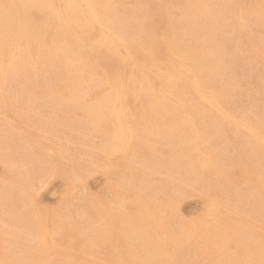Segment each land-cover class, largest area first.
I'll return each instance as SVG.
<instances>
[{
	"label": "rangeland",
	"instance_id": "374dc122",
	"mask_svg": "<svg viewBox=\"0 0 264 264\" xmlns=\"http://www.w3.org/2000/svg\"><path fill=\"white\" fill-rule=\"evenodd\" d=\"M3 1H5L4 3H3ZM0 0V10L1 9H5V8H7V2H6V0ZM13 3H18L19 1H21V3L22 4H24V6H26V7H32L33 8V10H31L30 11V14L31 15H29V17H25L24 15H21V17L20 18H22L21 19V21H19L20 20V18H18V19H15L16 20V22H15V24H14V26H12L11 25V21H9L8 22V19L10 18L7 14H5V13H3L4 12V10H1L0 11V18H1V20L3 21V20H5L6 21V24H5V22H4V24H2V23H0L1 25H5L4 27L6 28H4V29H2L3 30V33L2 34H4V32L5 33H9L10 31L12 32L15 28H18V26H20L21 24H23V22H26L25 20H27V19H25V18H28V20L30 21V19L32 20V18H34V20L33 21H31L30 23L32 24V22H33V25H32V27H31V29L32 30H30L29 29V26H31V24L29 25V24H27L29 21L27 20V22L26 23H24V24H26L28 27H25L24 26V28H23V25H22V27H19V28H21V29H19L18 28V35L19 36H21L20 38L18 37V39H19V43H18V45L16 46V44L17 43H15L17 40V38L15 37V32L13 31L11 34H14L13 36L16 38L15 40H14V37L11 35V34H8L11 38H12V40H8V39H11L10 37L8 38L7 36L8 35H6V34H4V36L3 35H1L0 34V38L2 39V42H0V43H2V47L0 48V50H3V48H4V50L3 51H5V49H6V51L5 52H2V51H0L1 52V54L2 55H4L3 53H5V56H7L6 58H3L2 57V55H0L1 57V59L2 60H0V72L1 73H4V74H1L0 75V79H2L3 78V81H1L0 80V87H2V88H0V92L2 93H0V98L2 97V99L0 100V107H2V109H0V111H1V113H0V121H1V119L3 120V118H4V120L6 121V122H4V120H3V122H0V125L2 124L3 126H2V128H0L1 130H3V131H1L0 130V137H1V135L3 134V136L0 138V141H2V142H0V147H1V150L0 151H2V149L4 148L5 150H7L8 151V149L10 150V148H11V150L10 151H8V152H6L4 149H3V152H0V153H2V157H0L2 160H0V162L1 163H3L4 161H5V159H7V158H10V159H8V160H6L5 162L8 164H6L5 162L3 163V164H5V165H3V164H1L0 163V181L2 182V183H0V240L1 241H3V242H5V243H3V245L5 244L6 246H7V248H5L4 249V246L3 247H1L2 246V242L0 241V257L2 258H0L1 259V261H0V264L3 262L2 260L4 259V261H6V263L7 262H10L9 264H22V262H23V264H27V262L30 264V262L29 261H31V264H35L36 262V264H59L58 263V261L60 262V264H65V263H68V264H101V262H103L102 264H107V263H109V264H121L122 263V261H123V263L122 264H128V263H130V264H139V262H140V264H183V263H187V260L189 261L187 264H189L190 262L192 263V264H259L260 263V260H262L261 262H263L264 260H263V258H264V164L262 165V163L264 162V159H263V155H264V151H262V150H264V148H263V142H264V139H262V137H264L263 135H264V66L262 67V65H264V59H263V57H264V48H259V45H256L257 47H258V49H257V47H256V49L254 48L255 46V44H262L263 46L262 47H264V43H261L262 42V40H263V42H264V33H263V31H264V27H263V25H264V20L262 21L261 19H263L262 18V16L264 17V14H262L261 15V12H262V10H264V0L263 1H258V0H233L234 2H231V0H220L221 1V3H224V4H230V5H227V8L225 9V11L224 12H226V10L227 9H230V8H228V6H230L231 7V9L230 10H227V13H224V16L226 17H228V15H229V18H227L226 17V19L224 18V16H223V14L221 13V17L220 16H218V15H220V12H221V10L223 11V9L222 8H220V6L222 7H224V4H221L220 5V1L219 0H217V2L219 3V5H218V3H217V6H219L218 8H215L216 7V3H215V0H212L213 2H214V5H213V2H211V0H209V2L206 0H197V1H199V4H200V2H205L204 3V6H203V4L200 6V7H198V2H196V0H183V2L181 1V0H172L173 1V3H172V1H169V0H83V2H84V4H83V2L81 1V2H79L78 1V5H79V7L81 8V9H85V11H86V13H87V17H88V21H90V19L92 18L90 15H93L94 17L91 19V22H88L89 23V25L90 24H93L94 26L92 27V25H90V27L88 26V25H86L83 29H82V33H81V35L83 34V31L85 32L84 33V35H83V37H81V42H80V40H79V45H77L78 44V42L77 43H74V42H72V41H70L71 42V44L73 45H71L70 44V42L68 43H66L65 41H67V39H64V37H65V31H64V29L62 30V28H64V21H65V17H66V15H68L69 13H67L66 11H63V9H64V5L62 6V3H64L65 1L64 0H46V1H43V0H39L40 2H38V6H40L39 4H41V2L43 3V4H41V7L39 8V7H37V8H35V7H33L34 6V4L36 5L37 4V1L38 0H32L33 1V3H32V1H27V0H11ZM52 1H55V2H52ZM92 1V2H91ZM100 2V4H99V2ZM105 1V2H104ZM159 1L161 2L160 4H159ZM164 1H166L165 3H167V1H169V4L167 3V5H168V7H167V5H165L164 4ZM180 1H181V4H179L180 3ZM187 1V2H186ZM190 1H193L192 3H194V4H192V6H190L191 4L190 3H188V2H190ZM227 1V2H226ZM256 3V5H255V3ZM257 1V2H256ZM45 2V3H44ZM49 2V3H48ZM50 2H52L51 4H53V7H50ZM59 2V3H58ZM96 2V3H95ZM98 2V3H97ZM104 2V3H103ZM108 3V5L110 6H108L107 8H106V5H107V3ZM157 2V3H156ZM176 2V3H175ZM178 2V3H177ZM206 2H208V3H206ZM226 2V3H225ZM229 2V3H228ZM237 2V3H236ZM254 4H253V3ZM28 3V4H27ZM48 3V5H46ZM59 4V6L58 7H56V5H58ZM86 3H88V4H86ZM101 3H103V5H101ZM105 3H106V5H105ZM114 3V5H112ZM116 3V4H115ZM175 3V5L173 6V4ZM209 3H211L210 4V6L211 5H213L214 7H212L213 9H212V11H211V7L209 6ZM234 3H235V5L237 6V7H239V9H241V6H242V9L243 10H239L235 5H234ZM239 3V4H238ZM242 3V4H241ZM258 3L260 4V5H258ZM262 3V4H261ZM27 4V5H26ZM33 4V5H32ZM50 4V5H49ZM55 4V5H54ZM90 4V5H89ZM129 4V5H128ZM144 6H142V5ZM163 6H162V5ZM171 4V8H170V5ZM182 4H184L183 6H187L188 7V10H186L185 9V7H183L182 6ZM188 4H190V5H188ZM196 4V5H195ZM207 4H208V6H209V10H208V6H207ZM44 5V6H43ZM132 5V6H131ZM136 5H140L139 7H143V8H141V9H138L137 7H136ZM147 5H149L147 8H149V9H151V10H148V12H150V14H148V12H147V14H145V15H147V16H145V17H143L144 16V13L143 12H145L146 13V10H147V8L145 7V6H147ZM157 5H159V7H163V9L162 8H159V7H157ZM194 5H195V7L197 8V9H199V10H196V8H194ZM231 5H233L234 6V8L231 6ZM241 5V6H240ZM249 5V6H248ZM252 5V6H251ZM253 5H255V6H253ZM260 6V7H258V6ZM49 6V7H48ZM52 6V5H51ZM82 6H84V7H82ZM93 7L94 8V10H93V8H91V7ZM112 6H114L113 8H111ZM154 6H156V7H154ZM189 6L190 7H192V9L194 10V12H196V14L198 13L199 14V16H200V13H202L203 12V10L206 12H203V14H201V16L203 15V16H205L204 18L205 19H207L208 21L209 20H214V19H216L215 21H213L215 24H213L212 23V21H210L211 22V24H210V22L208 23V21L207 20H205V19H203V16L202 17H196V16H198V14L197 15H194L195 13L193 12V10L191 9V8H189ZM257 6V7H256ZM262 6H263V9H262ZM3 7V8H2ZM46 7V8H45ZM48 7V8H47ZM56 7V8H55ZM62 7H63V9H62ZM75 7H77V5L75 6ZM86 7V8H85ZM90 7V9H88ZM118 9H122V7L123 8H126L127 10H126V12L128 13H130V15H131V13L132 12H130L129 10H132V11H135L136 10V12H133L132 13V16L130 17L129 16V20H130V18H131V23H132V25L130 26L129 25V23H130V21L128 20V15L129 14H125L122 10H118ZM135 7H136V9H135ZM151 7V8H150ZM167 7V9L165 10V8ZM173 7H175L174 9H173ZM179 7H183L182 8V10L179 8ZM226 7V6H225ZM254 7V8H253ZM255 7H256V9H255ZM12 8H14V7H12ZM45 10H44V9ZM49 8H51L53 11H55L57 8L59 9L60 8V10L59 11H61V15H60V18H58L57 17V20H55V17H52V16H55V15H53L52 14V12L49 14V12L50 11H52L51 9L49 10ZM103 10H102V9ZM115 8H116V10H117V12L119 11V13H117L116 12V10H115ZM132 8H134V9H132ZM153 8V9H152ZM206 10H205V9ZM214 8H215V10H217V9H219L220 11H216V12H219V14L218 13H216L215 11H213L214 10ZM248 8H250V10H248ZM251 8H252V12H250L251 11ZM261 9V12L258 10V9ZM44 10V12H42L43 10ZM55 9V10H54ZM57 9V10H58ZM114 9V10H113ZM146 9V10H145ZM155 9H156V11H155ZM160 9V10H159ZM169 9L171 10V11H169ZM191 9V10H190ZM88 10H91L90 12H92V13H90ZM105 10V11H104ZM110 10V11H109ZM125 10V9H124ZM140 10V11H139ZM141 10H144L143 12H141ZM162 10V11H161ZM174 10V11H173ZM180 10V11H179ZM254 10H257V13L258 12H260V14L258 15V14H256V11H254ZM10 11V10H9ZM35 11V12H34ZM46 11H48V15H49V18H47L48 17V15L47 14H45L44 15V13L46 12ZM106 11H108V12H106ZM111 11H113V12H111ZM158 11V12H157ZM176 11H179V12H176ZM184 11V14H187L186 16L183 14H180V12L182 13ZM187 13H186V12ZM191 11H192V14H191ZM199 11V12H198ZM229 11V12H228ZM233 11V12H232ZM238 11V12H237ZM248 11H249V13H248ZM42 14H41V13ZM104 12V13H103ZM109 12H111L110 14H109ZM114 12H115V15L113 16L112 15V13L114 14ZM121 12V13H120ZM139 12H141V13H139ZM151 12L153 13V14H151ZM155 12V13H154ZM157 12V13H156ZM165 12L167 13V14H165ZM210 12H214V13H216L217 14V16H216V14H214L216 17H213V13H210ZM231 12V13H230ZM239 14H237V13ZM247 12V13H246ZM254 12V13H253ZM8 13H10V12H8ZM12 13V12H11ZM47 13V12H46ZM100 13H102V14H105V16L103 15H101ZM137 13H139L140 15L139 16H141V14L143 13V15H142V17H141V19H145L146 17V21H145V23H144V20H141L140 19V17L139 18H137ZM172 13V14H171ZM179 13V14H178ZM229 13V14H228ZM232 13H234V16L232 15L231 16V14ZM236 13V14H235ZM246 13V14H245ZM253 13V14H252ZM263 13V12H262ZM2 14H4L3 16L5 17V18H3V16H2ZM40 14V15H39ZM95 14V15H94ZM97 14H100L99 15V17L97 16ZM107 14V15H106ZM123 14H125V15H123ZM135 15V17H134V15ZM160 14V15H159ZM162 14V15H161ZM177 14V15H176ZM207 14L209 15V16H212L213 18H209V16H207ZM212 14V15H211ZM243 14H245V15H243ZM250 15V18L249 17H247V19H246V16H248V15ZM253 15V17L254 18H252L251 16ZM254 14H256V16H257V18H256V16H254ZM35 16V17H32V16ZM38 15V16H37ZM43 15L46 17V21H48V20H54L55 22H57L56 24V28L54 27L52 30L51 29H49V31H47L48 30V28L45 26V27H43V32L41 31L40 33L42 34V35H39V36H37V39L38 38H41V39H39V40H37V41H39V42H36V41H30L31 43L29 44V45H31V47L28 45V42L27 41H24L25 39H28L29 37H31L30 35H27V34H29V30H30V33H31V31H33V30H35V28H36V25H37V29L39 28V27H41L40 29H42V25L43 24H46V21H44V22H42V25L40 24V21H37V20H41V21H43V20H45V17L44 18H42L43 17ZM116 15H118V16H116ZM120 15H121V17H120ZM153 16V18H152V16ZM165 15H168V16H165ZM174 16V19L176 20H172L173 19V17H171V16ZM176 15V16H175ZM193 16V17H195V18H198V19H200V21L198 20V19H194L193 17H191V16ZM237 17H236V16ZM42 16V17H41ZM52 18H51V17ZM101 16H102V18H101ZM116 16V17H115ZM158 16V17H157ZM169 16H170V18H172L171 20H172V23L174 24L173 25V27H172V23L170 22L171 20L169 19ZM178 16H181L180 18L182 19V17H183V19L182 20H184V21H181V19L180 18H177ZM187 16H189V20L191 21H189V20H187V18H185V17H187ZM222 16H223V18H222ZM260 16V17H259ZM6 17H8V18H6ZM31 17V18H30ZM41 17V18H40ZM125 17H127V18H125ZM132 17H134L135 18V20L137 19V21L139 22V25L135 22V20L132 18ZM151 17V18H150ZM160 17H161V19H160ZM168 17V18H167ZM193 19V20H197V21H193L191 18ZM206 17H208V18H206ZM238 17H240V19H241V22H243V23H240V19H238ZM245 17V18H244ZM105 18H106V20H105ZM110 18V19H109ZM113 18H115V19H113ZM117 18V19H116ZM168 19V21H167V19ZM185 18V19H184ZM218 18V19H217ZM233 20V22H231L230 20L231 19ZM237 19V21H236V19ZM243 18V19H242ZM255 18L257 19L256 21H258V19L259 20H261L263 23V25L261 24V22H260V25L258 24L259 23V21L258 22H251L250 21V19H254V21H255ZM25 19V20H24ZM94 19H95V21H94ZM99 19V20H98ZM104 19V20H103ZM108 19V20H107ZM120 19H121V21L122 22H119L120 21ZM124 19V20H123ZM152 20V22H151V20ZM179 19V20H178ZM220 19V21H221V23H222V25H223V27L224 28H220L222 25L219 23V20ZM230 19V20H229ZM246 19V20H245ZM10 20V19H9ZM18 20V21H17ZM24 20V21H23ZM36 20V21H35ZM60 20V21H59ZM117 20V21H116ZM125 20H126V22L128 23H126L125 22ZM128 20V21H127ZM186 20V21H185ZM226 20H228V21H226ZM236 22H235V21ZM245 20V21H244ZM99 22V24L100 25H98V22ZM106 21H107V23H106ZM112 21V22H111ZM134 21V22H133ZM164 21H166L165 23H168V24H170V27L171 28H169V25H168V27H167V25H165V23H164ZM173 21H175V22H177L176 24H175V22H173ZM192 24V25H190L189 24V22ZM205 21H207L206 23H205ZM246 21H248V22H250V24H251V28L249 27V25H248V22H246ZM18 22H20L19 24H18ZM37 22H39V24H40V26H38L39 24L37 23ZM114 22V23H113ZM116 22H117V24H116ZM140 22H143V23H140ZM147 22V23H146ZM186 22H187V24H186ZM218 22V23H217ZM225 22V23H224ZM228 22H230L231 24H229ZM7 23L9 24V26L7 25ZM59 23L60 24H62L63 26H61V25H59ZM87 23V24H88ZM194 23H195V25H194ZM35 24V25H34ZM107 24V25H106ZM116 25V26H113V25ZM120 24L122 25V26H120ZM142 24V27L140 26ZM154 24V26H152ZM180 24V25H179ZM225 24H226V27H225ZM235 24H238V25H236L237 26V28L239 27V25H240V27H239V29H241L240 31H242V32H238V31H236V26H235ZM246 24V25H245ZM257 25V27L255 26V25ZM117 25H119V26H117ZM137 26V28H138V26H139V28L137 29L136 28V26ZM146 25V26H145ZM163 25H164V27H163ZM182 25H183V27H182ZM184 25L185 26H187V27H184ZM220 27H219V26ZM233 25H234V29H233ZM260 27H259V26ZM33 26L35 27V28H33ZM99 26V27H98ZM104 27V28H102V27ZM145 26V27H144ZM150 26H152L151 27V29H150ZM166 26V27H165ZM177 26V27H176ZM182 27V29H177L178 27ZM205 26V28H206V26H207V29H209V31L210 32H208V30H206L205 28H202V27H204ZM229 26V27H228ZM241 26H243L242 28H241ZM245 26H248V27H245ZM254 26V27H253ZM58 27H61L60 29L58 28ZM86 27H88V28H86ZM123 27V28H122ZM131 28V29H129V28ZM159 27H162V28H160V30H159ZM176 29H175V28ZM179 27V28H180ZM198 27V28H197ZM199 27L201 28V30L199 29ZM216 27V28H215ZM230 27H232V28H230ZM259 27V28H258ZM263 27V28H262ZM8 28V29H7ZM14 28V29H13ZM22 28L23 29H25V30H22ZM28 30H27V29ZM91 28V29H90ZM113 28V29H112ZM122 28V29H121ZM125 28H126V30L127 31H125ZM144 29V31L142 32V30ZM147 28V33H152L151 35L150 34H148V37L147 36H145V35H147L145 32V29ZM154 28V29H153ZM166 28H168L167 30H166ZM172 28H174V29H172ZM183 28H184V30H183ZM213 28V29H212ZM227 28V29H226ZM228 28H230V29H232V30H230L229 29V31H228ZM246 28H248V31L246 30ZM255 28H256V30H255ZM11 29V30H10ZM37 29H36V31H33L34 33H31V35H32V37H34V36H36V35H38L39 34V32L37 33ZM88 29V30H87ZM94 29V30H93ZM98 31H97V30ZM101 29H103V30H101ZM108 30V32H107V30ZM129 29V30H128ZM169 29H172V30H169ZM197 29L198 30H200V31H202V32H204V30H206V32H208V33H211L212 35H214L213 33H215L216 31L217 32H220L221 33V36H220V33L218 34V35H216L217 33H215V38L217 37V38H219V36H220V39H222V38H224V39H222V40H224L225 42H223L222 40L220 41V42H218L215 38H214V36L212 37V35L211 34H207L206 33V35H204V33H202L201 34V32L199 31V34H197L198 32H196L197 31ZM224 29V30H223ZM225 29H226V31H225ZM239 29H237V30H239ZM251 29V30H250ZM260 29H262V30H260ZM6 30V31H5ZM8 30H10V31H8ZM87 30V31H86ZM90 30H92L93 32H91ZM105 31V33H102L101 31ZM161 30H164V31H162L161 32ZM174 30H175V37L176 38H174V36L172 35V34H174ZM179 30H182V31H179ZM189 30H192V33H194V32H196V33H194V36H195V34H196V36L194 37H192L191 36V31L189 32ZM194 30H196V31H194ZM211 30H213V31H211ZM246 30V31H245ZM253 30H255V31H253ZM259 30V31H258ZM25 33H24V32ZM28 31V32H27ZM47 33H46V32ZM59 31V32H58ZM61 31H62V33H61ZM90 33H92V34H90ZM96 31V34H94V32ZM100 31V32H99ZM127 34V35H129V37L127 36H124L125 35V33ZM133 31V32H132ZM140 33V35H138L139 33ZM150 31V32H149ZM152 31V32H151ZM155 31V32H154ZM157 31H159L160 32V34H158V33H156ZM167 31V33H165ZM171 31H172V34H170L171 33ZM179 31V33H177V32ZM194 31V32H193ZM234 31H235V35L233 34L234 33ZM257 31V36H259L260 35V37L262 38H260V37H258V38H260L259 40L258 39H256L257 37H256V33H251V32H256ZM260 31H262V33L260 32ZM26 32H27V34H26ZM58 34H57V33ZM88 32V33H87ZM113 32L115 33V34H113ZM119 32V33H118ZM130 34H129V33ZM138 33V34H134V33ZM144 33L143 35L146 37V42L145 43H147V44H144L143 45V42H144V37H142L141 35H142V33ZM185 32H188V33H185ZM240 33V36H239V34H236V33ZM248 32H250V34L248 33ZM260 32V33H259ZM1 33V32H0ZM20 33H21V35H20ZM23 33H24V35H23ZM36 33V34H35ZM169 33V34H168ZM258 33H259V35H258ZM25 34L27 35V38L25 37ZM44 34L46 35V36H44ZM48 34V35H47ZM60 34V35H59ZM86 34V35H85ZM87 34H90V38L88 37V39H91V40H89L90 41V43H89V41H88V39H86L85 37H87ZM111 34V35H110ZM120 34V35H119ZM134 34V35H133ZM158 34V35H157ZM183 34H186L185 36L183 35ZM187 34H190L189 35V37H188V35ZM223 34V35H222ZM247 34H249V35H251V34H253V35H251V36H249L248 35V37H247ZM254 34H255V36H254ZM52 35H54V36H52ZM59 35V36H58ZM61 35H64V37L62 36V37H60ZM98 35H100V37H98ZM103 35V37H101ZM113 35L115 36H117V38H116V36L115 37H113ZM123 35V37H121ZM135 35H137L136 37H135ZM156 35V36H155ZM172 35V36H171ZM179 35V36H178ZM198 35V36H197ZM199 35H200V38H198L200 41L202 40V42L200 43V41L198 42L197 41V39L195 40V38H197V37H199ZM208 35V36H207ZM239 36V38H238V36ZM29 36V37H28ZM92 36H94V38L95 39H93V37ZM107 36H109V37H107ZM131 36V37H130ZM141 38H140V37ZM151 36V37H150ZM159 36H161V37H159ZM164 38H163V37ZM166 36V37H165ZM171 36V37H170ZM184 36V37H183ZM188 37V39H187V37ZM201 36L203 37V36H207L206 37V39L203 37L202 39H201ZM209 36H211L210 38V40H212L213 38V40L212 41H214L213 43H212V45H211V41L208 39V37ZM225 36V37H224ZM235 36V37H234ZM241 36H243V39H242V37ZM252 36H253V38H252ZM6 37V39H3V38H5ZM22 37H24V38H22ZM42 37L43 38H45L44 40L42 39ZM52 39H51V38ZM54 37V38H53ZM139 37V38H138ZM154 39H153V38ZM229 37H231L230 39H229ZM22 38V39H21ZM57 38V39H56ZM82 38L84 39V40H82ZM97 38H98V40H97ZM99 38H102V39H100L99 40ZM111 38V39H110ZM142 38H144L143 39V41H142ZM148 38H150V40L148 39ZM152 38V39H151ZM157 38V39H156ZM158 38H160V39H158ZM168 38V39H167ZM180 38H184V40H179L178 41V43H179V45H183V46H178V43H177V40L178 39H180ZM190 38H194V40L193 39H190ZM227 38V39H226ZM237 38L239 39V40H237ZM55 39V40H54ZM60 39V40H59ZM63 39V40H62ZM116 41H114V40ZM125 39V40H124ZM131 39L132 40H136V41H131ZM157 41H156V40ZM167 39V40H166ZM243 40V42H241V40ZM255 39V40H254ZM6 40V41H5ZM51 40V41H50ZM57 40H59V41H57ZM103 40H104V42H103ZM126 40L127 41H130V43H128V42H126ZM138 40V41H137ZM141 40V41H140ZM153 40V41H152ZM176 40V41H175ZM188 40V41H187ZM206 40H208V43H206L207 41ZM227 40V41H226ZM1 41V40H0ZM11 41H13L14 42V44H13V42L11 43ZM52 41H53V43H52ZM55 41H56V43H55ZM84 41H86V43L88 42V44H87V46H89V48L87 47V46H85L86 45V43H82V42H84ZM101 41V42H100ZM107 41V42H106ZM151 41V42H150ZM155 41V42H154ZM181 41V42H180ZM187 41V42H186ZM191 41V42H190ZM194 41V42H193ZM209 41H210V43H209ZM231 41H234V42H231ZM236 41V42H235ZM238 41H240V45L239 46H241V47H239L237 44H239V42ZM245 41V42H244ZM251 41H255V43H251ZM256 41H261V42H256ZM6 42H8V43H6ZM26 42H27V44H26ZM44 42V43H43ZM46 42V43H45ZM48 42V43H47ZM103 42V43H102ZM106 42V43H105ZM120 42H124L125 43V46H126V48L124 47V43H120ZM136 42H138L137 44H139V45H137V44H135ZM140 42V43H139ZM160 42V43H159ZM173 44H172V43ZM182 42H184L183 44H182ZM215 42H216V44H215ZM218 42V43H217ZM222 42V44H220ZM248 42H250L251 44H253V46L250 44V43H248ZM9 43H11V44H9ZM39 43V44H38ZM41 43L43 44V45H41ZM58 43V44H57ZM61 43V44H60ZM81 43V44H80ZM108 43V44H107ZM111 43H113L112 45H109V44H111ZM119 43V44H118ZM153 43V44H152ZM154 43H156V44H154ZM176 43V44H175ZM198 43V44H197ZM233 43H235V44H233ZM242 43H244V45L242 44ZM246 43V44H245ZM6 44V45H5ZM27 45V50H26V45ZM48 44V46L50 45V46H52V44H53V47L51 48L50 46V48H48L46 45ZM65 44H66V46H65ZM82 44H83V46H82ZM90 44V45H89ZM93 44V45H92ZM116 44H117V46H116ZM121 44H122V46H121ZM130 44V45H129ZM135 46H134V45ZM142 44V45H141ZM149 44V45H148ZM150 44H152L153 46H151ZM188 44H190V45H188ZM194 44L196 45L197 44V47L196 46H194ZM202 44V45H201ZM207 44V45H206ZM218 44H220V45H218ZM252 46V48H251V46ZM1 45V44H0ZM8 45V46H7ZM13 45V46H12ZM15 45V46H14ZM34 45H35V48H34ZM37 45V46H36ZM41 45V46H40ZM55 45V46H54ZM58 45V46H57ZM92 45V46H91ZM106 45L108 46H110V48L112 47V48H115V50H113V52H112V48H111V50L109 49V47H106ZM119 45L121 46V48L123 47V49H121L120 47H119ZM132 45V46H131ZM139 46V47H137V46ZM140 45L142 46V47H140ZM172 46L173 47V45H174V47L173 48H175V51H174V49L173 48H171L170 49V46ZM176 45V46H175ZM188 45V46H187ZM204 46V47H201L200 49H199V46ZM206 45V46H205ZM209 45V46H208ZM228 45V46H227ZM232 45H234L236 48H233V46ZM4 46V47H3ZM10 46V47H9ZM44 46H46L45 47V49H44ZM77 46V47H76ZM82 46V47H81ZM85 46V47H84ZM93 46H95V48H93ZM146 46V47H145ZM168 46V47H167ZM188 47V48H192V49H188V48H186V47ZM191 46V47H190ZM213 46V47H212ZM217 46V47H216ZM227 46V47H226ZM231 46V47H230ZM238 46V47H237ZM246 46V47H245ZM247 46H249V47H247ZM261 46V45H260ZM17 47H19L20 48V51H21V48H23L22 50H23V53H20V51L19 50H17V49H19V48H17ZM29 47V48H28ZM42 49H41V48ZM57 47H58V49H57ZM62 49H61V48ZM64 47V48H63ZM70 47V48H69ZM82 49H80V48ZM85 49H84V48ZM87 47V48H86ZM129 47V48H128ZM131 47H132V49L134 48V49H136V50H134L135 51V53H134V51H132L131 50ZM137 47V48H136ZM154 48V50H151L150 51V49H152V48ZM177 47H178V49H177ZM183 47V48H182ZM195 47V51L196 52H198L199 50H202V52L200 51V53L198 52V53H196L195 51H193L194 48ZM225 47L226 48H228V49H230V50H228V49H225ZM243 47V48H242ZM9 48V49H8ZM12 48H14V49H12ZM16 48V49H15ZM33 48V49H32ZM66 48V49H65ZM73 48V49H72ZM75 48V49H74ZM102 48V49H101ZM116 48H117V50H116ZM138 48L139 49H141V50H143L144 48V50H143V52L141 51V50H138ZM149 48V49H148ZM182 50H180V49ZM214 48V49H213ZM216 48H218L217 49V51L218 52H220V53H218L217 54V51L215 50ZM220 48H222V49H220ZM240 48H242V49H240ZM37 49H39V50H37ZM41 49V50H40ZM46 51H44V50ZM49 49V50H48ZM52 49V50H51ZM84 49V50H83ZM93 49H94V52L95 53H98V51L100 50V52H103V53H100L99 52V54H97V56H99L100 54H102V55H100L98 58L100 59H102V60H98L97 62H96V60L98 59V58H96V56H94V52H93ZM99 49V50H98ZM160 49V50H159ZM166 49H167V51H166ZM185 49H186V51H187V54H185ZM203 49H205V50H203ZM212 49H213V51L214 52H216V53H214L213 51H212ZM247 51V53L245 52H242V51ZM254 49V50H253ZM25 50V51H24ZM30 50V51H29ZM32 50V51H31ZM56 50V51H55ZM61 51V52H59V51ZM62 50L65 52H62ZM67 50V51H66ZM85 50L87 51V52H85ZM91 50H92V52H93V55L91 56ZM105 50H107L108 52H105ZM120 50V51H119ZM124 50H128L129 51V53H128V51H124ZM131 50V51H130ZM149 50V51H148ZM169 50H171V51H169ZM179 50V51H178ZM184 50V51H183ZM190 50H191V52H190ZM210 50V51H209ZM220 50V51H219ZM225 50H226V52H225ZM240 50V51H239ZM259 50V51H258ZM30 52V54L32 55H35V56H33L32 55V57H31V55L29 54V52ZM40 51V52H39ZM44 53H43V52ZM52 51V52H51ZM69 51V52H68ZM71 51V52H70ZM81 51H84V53L87 55H89V56H82V55H85L83 52L81 53ZM111 53H113V54H116V53H120V54H116V55H112V54H110V52ZM116 51V52H115ZM118 51V52H117ZM136 51L139 53V55L141 56L142 55V57L144 56V57H146V58H140L139 57V55H138V57H137V54L138 53H136ZM145 51V52H144ZM153 51V52H152ZM172 51H174V52H172ZM206 51H208V53L206 52ZM221 51H222V54H221ZM227 51H229V52H227ZM251 51V52H250ZM253 51V52H252ZM258 51V52H257ZM6 52L8 53V55L6 54ZM22 52V51H21ZM33 52H35V54L33 53ZM42 53V54H39V53ZM50 52H51V54H50ZM57 54H56V53ZM58 52H59V54H58ZM74 52V53H73ZM90 54H89V53ZM125 53L126 55H127V53H128V57H126V55L124 56V54L123 53ZM131 52H133V54L131 53ZM141 52L143 53V54H141ZM149 52H150V54H149ZM173 54H172V53ZM182 52H184V53H182ZM193 52H195L196 53V55H194V56H192L191 54H193ZM204 52V53H203ZM225 52V53H224ZM26 53V54H25ZM46 53H47V55L49 54L50 56L52 55V57H48L47 55H46ZM54 53V54H53ZM67 53H69V54H67ZM104 53H109L108 55L112 58V59H109V56L108 55H106V57H105V55H104ZM122 53V54H121ZM146 55H145V54ZM166 53H167V55H166ZM178 53V55H175V54H177ZM181 53V55H179ZM194 53V54H195ZM208 54V55H206V54ZM212 53V55L214 54V56H209L210 54ZM230 53V54H229ZM232 53V54H231ZM241 53V54H240ZM244 53V54H243ZM263 54V56H262V54ZM11 54V55H10ZM38 54V55H37ZM62 54H63V56L65 57V58H63V56H62ZM71 54H72V56H71ZM74 54V55H73ZM82 54V55H81ZM136 54V55H135ZM149 54V55H148ZM185 54V55H184ZM190 54V55H189ZM200 54H203V56H202V59H200V56H199V58L198 59H196L195 57L196 56H198V55ZM215 54H217V56H215ZM247 54V55H246ZM14 55H17L16 57L14 56ZM26 55V56H25ZM41 55H42V57H43V59L42 58H40L41 57ZM43 55H46L47 57H45V56H43ZM57 55H58V57H57ZM70 55V56H69ZM96 55V54H95ZM104 55V56H103ZM121 55V56H120ZM122 55H123V58H122ZM136 57H135V56ZM148 55V56H147ZM150 55H152V56H155V58H153V57H149ZM176 57H175V56ZM184 55V57L185 56H187L186 57V59L184 58V57H181V60L179 59L180 58V56H183ZM225 56V55H229V57L231 56V55H233V56H231L230 58L229 57H227L226 58V56L225 57H221V56ZM243 56V57H240V56ZM260 55V56H259ZM8 56H9V58H8ZM12 56V57H11ZM28 56V57H27ZM39 56V57H38ZM54 56V57H53ZM62 57L63 59H61L60 57ZM103 56V57H102ZM115 56H120V57H118V59H117V57H115ZM192 56V57H191ZM219 56L221 57V58H219ZM11 57V58H10ZM16 59H15V58ZM20 57V58H19ZM30 57V58H29ZM61 59V61L59 60V62H58V60L56 59ZM83 57V59H81ZM107 59V61H104L105 60V58ZM114 57H115V59H114ZM167 57V58H166ZM190 57V58H189ZM214 57H215V59L216 60H218V61H216L215 60V63H217L218 62V66L214 63H208V61L210 62V60H209V58H211V61L212 62H214L213 60H214ZM218 57V58H217ZM233 57V58H232ZM237 57V58H236ZM248 57V58H247ZM261 58V59H257V58ZM13 58V59H12ZM19 58V59H18ZM26 58V59H25ZM28 58V59H27ZM32 58H34L33 60H32ZM36 58V59H35ZM41 59L42 61H37L38 59ZM48 60H47V59ZM56 59V63H55V59ZM67 58V59H66ZM75 58V59H74ZM84 58H85V60H84ZM88 58L90 59V60H93V61H89L88 60ZM120 58V59H119ZM149 58H150V60H149ZM195 60H194V59ZM208 58V59H207ZM228 58H229V60H231V62H233L232 64H230L229 65V63H231L229 60H228ZM235 58V59H234ZM255 58V59H254ZM4 59H5V62L7 61V64L6 63H1V62H4ZM9 61H8V60ZM12 59V60H11ZM18 59V60H17ZM47 60V62H45L44 63V60ZM52 59V60H51ZM145 59H146V62H145ZM156 59V60H155ZM157 59H159V60H157ZM161 59V60H160ZM163 59H165V60H163ZM190 59V60H189ZM205 59H207V60H205ZM213 59V60H212ZM222 59H223V61H222ZM225 59V60H224ZM227 59V60H226ZM233 59H234V61H233ZM249 59H253V61L252 60H249ZM22 60V61H21ZM30 60V61H29ZM63 60H65V62H64V64H63ZM85 62H90V64L89 63H87V65H86V63H84L83 64V62L84 61ZM110 60V61H109ZM117 60H123L124 62H125V64H124V66H122L123 67V69H121L122 67H121V65L124 63L123 61H120V63H122L121 65H120V63L119 62H117ZM136 61L137 60V63L136 62H134V61ZM155 60V61H154ZM186 60V61H185ZM187 60H189L188 62L189 63H191L190 65H189V63H183V62H187ZM200 60H203V61H205L206 63H205V65L207 66V64H209L210 66H209V68H211V66H212V69H215L216 67H218V68H220V71H218L219 69L217 68V69H215V71L213 72V70H211V69H208L205 65H203L204 64V62L202 61L201 63H199L200 64V66H203V67H200L199 66V64H198V66H197V63H196V65L195 64H193V62L195 63V62H199ZM238 60H240V61H238ZM256 60V61H255ZM260 61V62H258V61ZM12 61V62H11ZM17 61L19 62V64L17 63ZM77 61V62H76ZM83 61V62H82ZM114 61H115V63H114ZM127 61H129V62H127ZM156 61H158V62H156ZM168 61V62H167ZM172 61H173V63L174 64H172ZM176 61H178V62H176ZM180 61L182 62V63H180ZM219 61H221V65L219 64ZM224 61H228V62H226V63H224ZM255 61V62H254ZM11 62V63H10ZM23 62L25 63L24 65H23ZM30 62V63H29ZM31 62L32 63H34V62H36V63H34V64H32L31 65ZM40 64H39V63ZM68 62V63H67ZM97 64H96V63ZM104 62V64L106 63L108 66H104L102 63ZM112 62V63H111ZM132 62H134V63H132ZM140 62H141V64H140ZM150 62H151V64H150ZM156 62V63H155ZM234 62H235V64H234ZM241 62L243 63V64H241ZM244 62H246V63H244ZM257 62V63H256ZM15 63V64H14ZM37 63H38V65H37ZM126 63H128V68L126 67ZM178 63V64H177ZM239 63V64H238ZM1 64H2V66L3 67H1ZM7 66H6V65ZM12 66H11V65ZM26 64H27V66H29V65H31L32 67L31 68H29L28 69V67L26 66ZM42 64V65H41ZM43 64H45V65H43ZM49 64V65H48ZM58 64V65H57ZM65 65V67L63 66V65ZM76 64V65H75ZM93 64V65H92ZM95 64V65H94ZM102 64V65H101ZM112 64H114V65H112ZM129 64H131L130 66H133L132 68H130L129 67ZM149 64L151 65L150 67H149ZM170 64V65H169ZM176 65V66H172V65ZM183 64V66H181ZM212 64V65H211ZM228 64V66H230L232 69H234L235 70V72L234 71H231V73L229 72L230 70H232V69H230V67L228 68V66H226V67H224L225 65H227ZM237 64V65H236ZM9 65V66H8ZM13 65H14V67H13ZM40 65V66H39ZM51 65V66H50ZM80 65V66H79ZM82 65H84V66H82ZM91 67H89V66ZM99 66V67H97V66ZM101 65V66H100ZM141 65V66H140ZM155 65V66H154ZM165 65V66H164ZM180 65V66H179ZM184 65L186 66V67H184ZM192 65V67H190ZM214 65H216L215 66V68L213 67ZM219 65H220V67H219ZM222 65H224L223 67H222ZM235 65V66H234ZM248 65V66H247ZM4 66H6L5 67V69L6 68H8L9 67V69H11L12 68V70H13V72H11L10 73V71L9 70H3L4 69ZM19 66H21V69L20 68H16V67H19ZM25 66L27 67L26 69H25ZM35 66V67H34ZM48 67V68H45V67ZM49 66L50 67H53V68H49ZM58 66V67H57ZM69 66V67H68ZM88 67V71H86L85 69H87V67ZM114 66V67H113ZM135 66V67H134ZM136 66H137V68H136ZM145 66V67H144ZM168 66V67H167ZM233 66H234V68H233ZM242 66V67H241ZM60 67V68H59ZM68 67V68H67ZM84 67V68H83ZM95 67V68H94ZM102 67H103V70H101L102 69ZM104 67H105V69H109L108 71L107 70H105L104 69ZM119 67V68H118ZM177 67V68H176ZM185 68V70H184V68ZM189 67V68H188ZM196 67H199L201 70L203 69H205L204 71L202 70H200L199 68H196ZM205 67V68H204ZM2 68V69H1ZM32 68H33V70H36V71H33L32 70ZM38 70H37V69ZM41 68H45L44 70L46 71V74H48L47 72H49V74L46 76V74H45V72H44V70L43 69H41ZM54 68H59V69H61V68H64V69H66L65 71H64V69H61V70H59V69H54ZM80 68H82V69H80ZM117 68V69H116ZM129 68L131 69V70H129ZM140 68V69H139ZM160 68V69H159ZM176 70H175V69ZM180 68H181V70H180ZM194 68H196V70H197V72H196V70L194 69ZM224 68V69H223ZM227 68V69H226ZM244 68H245V73H242L241 72V69H243L244 70ZM71 69V70H70ZM76 69V71H74ZM80 69V70H79ZM90 69H96L97 71V73L96 72H94L93 73V71L94 70H90ZM111 69V70H110ZM148 69V70H147ZM169 69V70H168ZM173 69V70H172ZM195 71H194V70ZM228 69H230L229 71H228ZM240 69V70H239ZM250 69V70H249ZM2 70H3V72H2ZM11 70V71H12ZM21 70H23L25 73H28V72H30L31 73V71L30 70H32L33 71V73H32V75L30 76L29 75V73L26 75L23 71H21ZM43 72V74H42V72ZM54 70V71H53ZM77 70H78V72H77ZM85 70V71H84ZM120 70V71H119ZM134 71V73H133V71ZM151 72H150V71ZM156 70V71H155ZM189 70V71H188ZM208 70V71H207ZM238 70V71H237ZM249 70V71H248ZM16 71H18V72H16ZM40 72V75H39V73L38 72ZM62 73H61V72ZM69 71H70V73L73 71L74 73H73V77H71L72 76V74H70L69 73ZM82 71V72H81ZM100 71H101V73H100ZM111 71V72H110ZM115 71V72H114ZM121 71L123 72V73H121ZM129 71H131L132 73H130ZM165 71V72H164ZM172 73H171V72ZM175 71V72H174ZM180 71V72H179ZM182 71V72H181ZM188 71V72H187ZM217 71V72H216ZM222 71H225V72H223V74L225 75L226 74V71L228 72L227 73V75L228 74H230V76L228 77L227 75H225V77L222 75V74H216V73H221ZM6 72H8V73H6ZM15 72V73H14ZM36 72V73H35ZM57 74H56V73ZM59 72V73H58ZM67 72H68V74H67ZM77 72V73H76ZM88 72H90V73H88ZM113 72V73H112ZM127 72L128 73H130L129 75L127 74ZM176 72H179V74H177ZM185 74H184V73ZM194 72V73H193ZM196 72V73H195ZM198 72H201L202 74H204V75H201L200 76V74L201 73H198ZM203 72H205V73H203ZM210 72H213V74H215L214 76L216 77H214L213 75H212V77L214 78H212L211 77V74H210ZM233 72H234V74H233ZM240 72V73H239ZM18 74V76L17 75H15V77H13L14 76V74ZM20 73H24L23 75H24V77H23V75L21 76V75H19ZM52 74V76H51V74ZM65 73V74H64ZM80 73H81V75H80ZM83 73V74H82ZM87 73V74H86ZM104 73V74H103ZM108 75H107V74ZM110 73V74H109ZM120 74V75H118V74ZM125 73V74H124ZM137 73V74H136ZM176 73V75L177 76H175V75H173V74H175ZM181 73H183L184 75H185V77H184V75L182 74L181 75ZM194 75H193V74ZM198 73V74H197ZM209 75H208V74ZM248 73V74H247ZM10 74V75H9ZM11 74H12V76H11ZM34 74V75H33ZM42 74V75H41ZM56 75L57 76V78H55V77H53V75ZM67 74V76H68V78H67V76H65ZM101 74H102V77H101ZM113 74V75H112ZM117 74V75H116ZM126 77V74L128 75V77L127 78H125L123 75ZM133 74L135 75V76H133ZM141 74V75H140ZM149 74V75H148ZM168 74V75H167ZM205 74L207 75V76H205ZM235 74L236 75H238V76H236L235 77V81H234V79H233V77L235 76ZM239 74H241V75H239ZM6 75V76H5ZM7 75H9V78H11L10 80H8L7 79ZM43 75H45V77L43 76ZM62 75L65 77V80H61V81H59V79H64V77H62ZM87 75V76H86ZM93 75H95L96 77H94ZM110 75H112V76H110ZM116 75V77H114ZM137 75V76H136ZM195 77H193V76ZM199 77H197V76ZM220 78L221 76H223L222 78H217V76ZM28 77V79H30V77L32 78V76H34V78H32V79H30V80H34L33 82L32 81H27V77ZM37 76L39 77V78H37ZM40 76H42V77H40ZM61 76V77H60ZM81 76H84L83 78H81ZM91 76V77H90ZM98 76H99V78H98ZM108 76H110V77H112L111 78V80H110V77H108ZM118 76H119V78H118ZM122 76V77H121ZM132 77V79H135V80H132L131 79V77ZM160 78H159V77ZM164 76H166V77H164ZM170 76V77H169ZM179 76V77H178ZM6 77V78H5ZM71 77V78H70ZM80 77V79H82L81 81H79V84L78 83H76V84H74V83H72V81L71 80H73V82L75 81V82H77L78 81V78ZM86 77H88V78H86ZM106 77V79H104ZM134 77V78H133ZM139 77V78H138ZM157 77V78H156ZM168 77H169V79H168ZM174 77V78H173ZM182 79H181V78ZM192 79H190V78ZM193 77V78H192ZM201 77V78H200ZM205 77L207 78V79H209L210 81H206L205 80ZM213 79V81L214 80H216L217 81V79H219V80H221L220 82V84H217L219 81H217V82H211V78ZM240 79H239V78ZM13 78H14V80L16 81V83L14 84V82L15 81H13ZM20 78V79H19ZM25 78V79H24ZM35 78H36V80H35ZM42 78H44V80L42 79ZM47 78H49L50 80H47ZM53 78H55V79H53ZM59 78V79H58ZM87 79V81H86V79ZM98 79V80H100L99 82L100 83H102V84H104V82H105V84L102 86V84H101V86L103 87H101L100 86V84H99V82H98V80H96V79ZM103 78V79H102ZM122 78H123V80H122ZM130 78V79H129ZM146 78V79H145ZM155 78V79H154ZM164 78H166L165 80H162V79ZM226 78H229V80L231 79L232 81H230V83H229V80L228 79H226ZM43 80V82H42V80ZM58 79V80H57ZM74 79H76V80H74ZM79 79V80H80ZM119 81H118V80ZM138 79H139V81H138ZM141 79V80H140ZM152 79V80H151ZM176 79V80H175ZM180 79H181V82L184 80V82H182V84L183 83H185V82H188L189 80V82L188 83H190V86H189V84L188 83H186L185 85H186V87H185V85H181V84H179V83H181L180 82ZM193 79H194V82H192L193 81ZM202 79V80H201ZM205 80V82H207V84H211V85H207V84H203V83H205V82H202V81H204ZM223 79L225 80V81H227V82H225V81H223ZM237 79V80H236ZM6 80H7V82H6ZM24 80V81H23ZM40 80V82L38 83L37 81H39ZM55 80V81H54ZM67 80V81H66ZM88 80H90V81H92V80H96L95 82L94 81H92L93 82V84L90 82V81H88ZM111 81V83L109 82V81ZM115 80H117V81H115ZM121 80H122V82L124 83V84H121ZM187 80V81H186ZM197 80L199 81V83L197 82ZM9 81H11V83H12V81H13V83L11 84V83H8ZM28 83H27V82ZM63 81H66V82H63ZM70 81V82H69ZM104 81V82H103ZM115 81V82H114ZM127 81H129V83H127ZM137 81V82H136ZM151 81V82H150ZM161 81H164L163 83H164V85H163V83L161 82ZM178 82V83H176V82ZM202 83H201V82ZM223 81V82H222ZM238 81V82H237ZM3 82V83H2ZM25 82H26V86H25ZM29 82H32V83H29ZM58 82V83H57ZM82 82V84H80ZM86 82V83H85ZM107 82V83H106ZM111 84V85H113V86H111L109 83ZM126 82V83H125ZM133 82H135L136 83V85H135V83H133ZM172 82V83H171ZM195 82H197V83H195ZM234 82V83H236V84H232V83ZM5 83L8 85H6L7 86V88H6V86H5ZM37 85H36V84ZM43 83V84H42ZM57 83V84H56ZM85 83V84H84ZM91 84V86H90V84ZM116 83V84H115ZM119 83H120V85H119ZM165 83H168V84H165ZM169 83H171V85L169 84ZM193 83H195L194 85H193ZM203 84V85H205L207 88H210V89H207L205 86H203V85H201V84ZM227 85H226V84ZM230 85H229V84ZM10 84L11 85H15V87L14 86H10ZM17 84V85H16ZM21 84L23 85L24 84V86H21ZM28 84H30V85H28ZM31 84H35L33 87L31 86ZM39 84H40V86L41 87H44V86H46L45 87V89L44 88H40V86H39ZM71 84H73V85H75V86H73V85H71ZM134 84V85H133ZM158 84V85H157ZM192 84V85H191ZM197 84V85H196ZM213 84V85H212ZM215 84H217V85H221V87H219V86H215ZM3 85V86H2ZM55 85H56V88H55ZM66 85V87H64V86ZM76 85H82L81 87H78V86H76ZM96 85V86H95ZM127 85V86H126ZM128 85H130V87L128 86ZM150 85V86H149ZM162 85H163V87H162ZM179 85H180V87H182V86H184V87H182V88H180L179 87ZM201 85V87L203 88H200V87H198V86H200ZM224 85H225V87L226 86H228L227 87V89L224 87ZM18 86V87H17ZM19 86H21V87H19ZM30 86V87H29ZM36 86H37V88H36ZM54 86V87H53ZM70 86H72V88L70 87ZM97 86H99V87H97ZM110 86V87H109ZM114 86H115V88H114ZM122 86H124V87H122ZM134 86H136L135 88H134ZM144 86H145V88H144ZM170 86V87H169ZM174 86L176 87V89L174 88ZM187 86H189L188 88H187ZM196 86L197 87V89H196V91H195V88L194 87ZM214 87V89H213V87ZM222 86L224 87V88H222ZM232 86H233V88H232ZM4 87V88H3ZM12 87H14V88H12ZM26 87V88H25ZM30 88V90L28 89L27 90V88ZM68 87H70L71 88V91H72V89H74V88H76L75 90H73L72 91V93H70V88L68 89ZM74 87V88H73ZM87 89H86V88ZM107 87H109L108 89H107ZM125 87H129V88H133L132 89V91H131V89H129V88H125ZM149 87V88H148ZM168 87H169V89H168ZM217 87V88H216ZM21 88V89H20ZM25 88V89H24ZM49 88V89H48ZM54 88L56 89V90H54ZM60 89V88H62V90H58V89ZM78 88V89H77ZM80 88V89H79ZM84 88V89H83ZM95 88L97 89V90H95ZM101 88V89H100ZM112 88V89H111ZM114 88V89H113ZM123 88L125 89V90H123ZM161 88H163L162 90L164 91H162L161 92ZM166 88V89H165ZM171 88V89H170ZM183 88H184V90H183ZM215 88H216V90H215ZM14 89V90H13ZM19 90V91H21L20 93H19V91H16V90ZM32 89V90H31ZM42 89V90H41ZM44 89V90H43ZM116 89H118V91L117 92H120V94H118L119 96H120V99H119V96L117 95V92H116ZM119 89H120V91H119ZM128 89L130 90V92H133V96H132V94L128 91ZM136 90V92H135V90ZM140 89H142V90H140ZM144 89H146V90H144ZM155 89V90H154ZM207 89V90H206ZM218 89H220V90H218ZM222 89V90H221ZM224 89H226V91H227V93H224L223 91H224ZM237 89H240L239 90V92H237L238 90ZM12 90V91H11ZM23 90H26V91H24L23 92ZM34 90V91H33ZM46 90V92H47V90H49V92H47V96H43L45 93H43L42 94V92H44ZM78 90V91H77ZM95 90V93L93 94V91ZM98 90H99V92H98ZM104 90V91H103ZM109 90V91H108ZM115 90V91H114ZM121 90H123V91H121ZM149 90V91H148ZM160 90V92H157V91H159ZM169 90H170V92L171 93H169ZM172 90V91H171ZM176 92H178V91H180L181 93H183V95L181 96V93L180 92H178V97H179V95H180V99L179 98H177V92L176 93H174V91ZM182 90V91H181ZM188 90H190V91H188ZM192 90H194V91H192ZM197 90H204V91H207V92H202L201 91V95L199 94V92H197ZM211 90H213V92H211ZM216 92H215V91ZM233 90V91H232ZM236 90V91H235ZM27 91H31V92H27ZM33 91V92H32ZM39 91V93H36V92H38ZM54 91V92H53ZM55 91H56V93H55ZM59 91H61V92H58ZM67 91H69V92H67ZM77 93H76V92ZM84 91L86 92V93H84ZM91 91V92H90ZM101 91V92H100ZM128 93H130V94H128ZM141 91H143V95L148 99L150 96H151V94H153L152 95V99H151V97H150V99L149 100H147V99H145V97L143 96V97H139V96H141L142 95V92L140 93ZM148 93H147V92ZM184 91V92H183ZM185 91H186V93H185ZM192 91V92H191ZM219 91V92H218ZM229 91H231V95L232 96H235V97H232L229 93ZM14 92V93H13ZM18 92V93H17ZM23 92V93H22ZM27 93L26 95H23L24 93ZM74 92V93H73ZM78 92H79V94H78ZM80 92H81V94H80ZM89 92V93H88ZM134 92H135V94H134ZM149 92H151V93H149ZM166 92V93H165ZM188 92H190L191 93V95H190V93H188ZM218 92V93H217ZM235 92H237L236 94H234ZM6 94V95H3V94ZM10 93L11 94H13V95H15V96H13V95H10ZM22 93V94H21ZM32 94V96L31 95H29V94ZM52 93H54L55 95H57V97L53 94V95H51ZM68 93H70L69 95H68V97H67V94ZM83 93V94H82ZM98 93V94H97ZM106 93V94H105ZM108 93V94H107ZM113 93V94H112ZM136 93H138V94H136ZM140 93V94H139ZM157 93V94H156ZM159 93H161V94H159ZM169 95H168V94ZM172 93H174L176 96H174V94H172ZM203 93V94H202ZM204 93H208V94H205L204 95ZM210 93V94H209ZM211 93H213L214 95L217 93L218 95H226L227 94V97L228 96H230V97H226V96H223L225 99H223V101H222V96H216V98L214 97V95H211ZM219 93H221V94H219ZM222 93H224V94H222ZM242 95H241V94ZM7 94H9L8 96H7ZM16 94H17V96H16ZM23 95L25 98L23 99V96H21V95ZM35 94V95H34ZM39 94H40V96H39ZM59 94V95H58ZM64 94V95H63ZM73 95V96H71V98H69L70 97V95ZM76 94H78V95H76ZM88 94H90V96H92V97H89V95ZM100 94H101V96H100ZM116 94V95H115ZM124 94V95H123ZM126 94V95H125ZM128 94V95H127ZM146 94V95H145ZM164 94L167 96V98H164V97H166V96H164ZM37 95V96H36ZM46 95V94H45ZM51 95V96H50ZM61 95H62V97H61ZM66 95V96H65ZM85 95V96H84ZM88 95V96H87ZM94 95H96L97 96V98H95V96ZM99 95V96H98ZM109 95H112V96H109ZM138 96L137 98L135 97V96ZM148 95H150L149 97H147ZM158 95V96H157ZM160 95V96H159ZM197 95V96H196ZM198 95H200L201 97H203V98H201L200 96H198ZM203 95V96H202ZM10 96V99L8 98ZM21 96V97H20ZM31 96V97H30ZM61 98H60V97ZM78 96H79V98H80V100H86L85 102L84 101H81L80 102V100L78 101ZM83 96V97H82ZM105 96H107V97H105ZM114 96H116L115 98H114V102H113V100H112V98L114 97ZM124 96H125V98L127 99V101H129L128 102V104L126 103L127 101H126V99L124 98ZM128 96V97H127ZM205 96H207V97H205ZM211 97V98H214V100L213 99H209L208 97ZM239 97V99H238V97ZM240 96H241V98H240ZM6 97H7V99H6ZM54 97H56V98H54ZM65 97V98H64ZM68 99H67V98ZM74 97V98H73ZM89 97V98H88ZM105 97V98H104ZM111 97V98H110ZM132 97V98H131ZM133 97H135L137 100H139V101H136L135 100V98H133ZM154 97H156V100H155V98ZM160 99H159V98ZM162 97V98H161ZM169 97H171L170 99H169ZM198 97L201 99V101L198 99ZM205 97V98H204ZM217 97H218V99H217ZM254 98V100H253V98ZM19 98H21V99H19ZM33 98V99H32ZM77 98V100H75ZM83 98V99H82ZM92 98V99H91ZM99 98V99H98ZM124 98V99H123ZM143 98V99H142ZM179 99V100H176V99ZM220 98V99H219ZM245 98H247V99H245ZM248 98H250V99H252V100H250V99H248ZM14 99V100H13ZM19 99V100H18ZM22 99H23V102H22V104H21V101H22ZM33 100V101H36V104H37V106L39 107V108H41L42 110H38L39 108L35 105V102H31L30 104H29V102L30 101H28V102H25L24 103V101H27V100ZM36 99V100H35ZM40 99L42 100V102H40L41 104H39L38 102L40 101ZM48 99H50V100H48ZM55 99V100H54ZM63 99V100H62ZM68 101H70L71 102V105H70V102L68 101H66V100ZM95 99H96V102H95ZM111 99V100H110ZM121 99H123L122 101H121ZM135 100V102H134V100ZM144 99L145 100H147V101H144ZM157 99H159V100H157ZM169 99V100H168ZM174 99V100H173ZM185 100V102H183V100ZM202 99H203V102H202ZM227 99H229V100H227ZM233 101H235V102H232V100ZM236 99V100H235ZM245 99V103H244V100ZM10 100H12V101H14V102H16V103H14L13 102V104H15L14 106H13V104L11 103L12 101H10ZM16 100V101H15ZM39 100V101H38ZM44 100V101H43ZM46 100V101H45ZM59 100V101H58ZM72 100H74V101H72ZM102 100H105V102L104 101H102ZM107 100V101H106ZM123 103V105H122V103L120 102V101ZM131 100H132V102H131ZM151 100H154V102L156 101H158L156 104L154 103V102H152V106L150 105L149 106V104L148 103H151ZM161 100H163V101H161ZM165 100H167L166 102H165ZM171 100V101H170ZM176 100V101H175ZM205 100H206V102H205ZM211 100H213V101H211ZM215 100H219L218 102L217 101H215ZM247 100V101H246ZM4 101V102H3ZM8 101H9V103L10 104H12V106L11 105H9V103H8ZM17 101H18V103H20L21 105H19L18 103H17ZM20 101V102H19ZM57 101V102H56ZM88 101V102H87ZM101 101L103 102L102 104H101ZM123 101H125V102H123ZM142 101V102H141ZM143 101H144V103H143ZM150 101V102H149ZM169 101V102H168ZM186 101H188L187 103L188 104H186ZM209 101H211V102H209ZM215 101V102H214ZM224 101H226L227 103H228V101L230 102L228 105H226L225 103H222V102H224ZM240 101V102H239ZM251 101V102H250ZM5 103V104H3V103ZM45 102H46V105H47V107H46V105L44 106V104H45ZM62 103V104H59V103ZM63 102H65L64 104H63ZM67 102V103H66ZM77 102V103H76ZM90 102V103H89ZM94 104H92V103ZM108 102H110V104H112V105H110ZM113 102V103H112ZM119 102V103H118ZM148 102V103H147ZM174 102V103H173ZM179 104H178V103ZM181 102H183V103H181ZM195 102V103H194ZM217 102V103H216ZM219 102H220V104H219ZM244 103V105H242L243 103ZM1 103H2V105H1ZM42 103H43V108H42ZM69 103V104H68ZM76 103V104H75ZM79 103H81V106L79 107ZM84 103H86V104H84ZM97 103H98V105H99V107L97 106ZM104 103H107V105L106 104H104ZM116 103V104H115ZM175 104V105H177V106H173L172 104ZM232 103H236L235 105L234 104H232ZM241 103V104H240ZM18 104V105H17ZM28 104V105H27ZM32 104H34L32 107H31V105ZM69 106H67V105ZM79 104V105H78ZM89 104V105H88ZM106 106V107H109V105H110V111L111 112H108V109L104 106V105ZM118 104V105H117ZM124 104H125V106H126V108L124 107ZM139 104V105H138ZM145 104H146V106H145ZM165 104H166V106H165ZM169 104H171V105H169ZM218 104V105H217ZM224 104V105H223ZM8 105V106H7ZM23 105H25L24 107H23ZM41 107H40V106ZM49 105V106H48ZM52 105H56L55 107L54 106H52ZM61 105H64V106H61ZM78 105V106H77ZM82 105L83 106H85V107H87V108H89V109H85L84 107H82ZM117 106V108L115 107V106ZM120 105V106H119ZM137 105L140 107L139 109H140V114H139V112H138V108H137ZM143 107V109H145V112H146V110L148 109V112L149 111H151V110H153V108H154V111H151V113L150 114H152V115H150V119H149V113H145L144 112V110L141 108V106ZM144 105V106H143ZM148 105V106H147ZM156 107H155V106ZM168 105V106H167ZM188 105H190V106H188ZM199 105V106H198ZM210 105H212V107L210 106ZM224 106L223 108H222V106ZM231 105V106H230ZM235 107H234V106ZM3 106L5 107V108H3ZM11 108H10V107ZM16 106H21V109L23 110L24 109V111H22V110H20V108H18V107H16ZM53 108H52V107ZM58 106V108H56ZM60 106V107H59ZM72 106H75V107H72ZM131 106V107H130ZM161 106H163V107H161ZM164 106L166 107V108H164ZM169 106H171V108L169 107ZM183 108V107H185V108H181V107ZM189 108V110H190V112H192L191 114L193 115V116H191L189 113L190 112H186L185 111V109H187V107ZM195 106H197L196 108H193V107H195ZM204 106H206V110L204 109H202V107H204ZM226 106L228 107L227 109L228 110H226V109H224V108H226ZM236 106H237V110H236ZM243 108H242V107ZM12 107H15L14 109L16 110H14L13 109V112H12ZM45 107V108H44ZM50 107V108H49ZM64 107V108H63ZM65 107H67L69 110H66L67 108H65ZM79 107V108H78ZM111 107H115V109H112ZM118 107H120V108H118ZM135 109H134V108ZM148 107V108H147ZM150 107V108H149ZM152 107V108H151ZM174 109H173V108ZM190 107L191 108H193V109H190ZM214 107V108H213ZM230 107H231V109H230ZM10 108V110H11V112L13 113H11L10 112V110H8ZM26 108V109H25ZM34 108V109H33ZM59 108H61V110H63V111H60V109ZM75 108H76V110H75ZM81 108V109H80ZM101 108V109H100ZM127 108H128V110H129V112L128 113H126L127 111ZM160 108H162L164 111H163V113L165 114H163L162 113V110H160L159 111V109ZM168 108V109H167ZM176 108H177V111H176V114L174 113L175 111L174 110H176ZM179 108V109H178ZM202 110H201V109ZM208 108H209V110H208ZM216 108L218 109V111L216 110ZM233 108H234V110H235V112L233 111ZM239 108L241 109V110H239ZM33 109V110H32ZM73 111V110H75V111H71V110ZM77 109H79V110H77ZM84 109V110H83ZM98 109H100V110H98ZM103 109H106L105 111L103 110ZM119 109L121 110L122 109V113H121V111H119ZM125 111H124V110ZM151 109V110H150ZM158 109V110H157ZM201 110V112L200 111H197V110ZM211 109V110H210ZM220 109V110H219ZM222 109H223V111H222ZM3 110V111H2ZM4 110H6V112L4 111ZM27 110H31V111H29V114L26 116L27 117V119H31V121L30 122H27L28 120H26L25 118H24V115L26 114V112L28 113V111ZM34 110H36V113H35V111ZM53 110V111H52ZM66 110V111H65ZM83 112H85V113H83ZM102 110V111H101ZM130 110H132V112L130 111ZM143 111V113H142V111ZM157 110V111H156ZM167 112H166V111ZM172 110V111H171ZM197 111V113H195V111ZM243 110V111H242ZM18 111V112H17ZM22 113H25L24 115H23V117H21L22 115H21V112ZM41 111V112H40ZM48 111H52L51 113L50 112H48ZM86 111H88L89 112V116H88V114L86 113ZM97 111V112H96ZM101 111V112H100ZM119 111V112H118ZM135 111V112H134ZM187 111H188V109H187ZM193 111H194V113L195 114H197L196 116H194V114H193ZM203 111V112H202ZM204 111H205V114H207V116H205V114H204ZM206 111H209V113L211 114V119L209 118L208 119V117H210L209 116V113H206ZM213 111V112H212ZM3 112V113H2ZM4 112H5V114H4ZM31 112V113H30ZM41 113L43 116H39V115H41V114H38V113ZM54 112H55V114H56V116L54 115ZM62 112V113H61ZM104 112H108L106 115H105V113ZM113 112H115L116 114H114ZM118 112V113H117ZM134 112V113H133ZM156 112H158V114L156 113ZM159 112L162 114H159ZM169 112V113H168ZM173 112V113H172ZM178 112V113H177ZM212 112V113H211ZM220 112V113H219ZM221 112L223 113V115H226L225 113H227V115L228 116H223L222 114H221ZM229 112H230V114H229ZM17 113H18V115H17ZM44 113V114H43ZM77 115H75V114ZM91 113H93L94 115H95V117H96V120H97V122H100L101 120V122L97 125V122L95 121V118H94V115L92 114L91 115ZM125 113V114H124ZM133 113V114H132ZM155 113V114H154ZM171 113V114H170ZM184 113H186L185 115H184ZM189 114V116H188V114ZM202 113V114H201ZM215 113V114H214ZM217 113V114H216ZM3 114H4V116H3ZM32 116H31V115ZM37 114V115H36ZM47 114V115H46ZM51 116H50V115ZM79 114H81L83 117H85L86 116V118H82V116L80 117L79 116ZM85 116H84V115ZM98 114V115H97ZM109 114H110V116H109ZM113 114V115H112ZM120 114V115H119ZM122 114V115H121ZM127 114H131L130 116L133 118L132 120H134V122L132 123L131 121L132 120H128V116L129 115H127ZM144 114H145V116H144ZM156 114L158 115V118H157V116H156ZM168 114V115H167ZM172 114H173V117H175V115H179V116H182L183 118H181L180 117V119H178V117L176 116L175 118L177 119V120H175V118H174V120L172 119L173 117H171V119H168V116L170 117V116H172ZM181 114H183V115H181ZM199 114H201V117L199 116V118H198V115ZM221 114V115H220ZM239 114L241 115L240 116V118H238V116H239ZM9 116L8 118H7V116ZM11 115V116H10ZM16 115L19 117V118H17L16 117ZM21 115V116H20ZM36 117H35V116ZM74 117H73V116ZM104 115V116H103ZM116 115L117 116H119V117H116ZM125 115V116H124ZM139 115H143L142 117H143V119H145V120H143L142 119V117L141 116H139ZM187 115V116H186ZM204 115V116H203ZM31 117V118H29V117ZM33 116H34V118L35 119H33ZM47 116V117H46ZM48 116H50V118L48 117ZM53 116H54V118H53ZM66 116H68L67 117V119H65V117ZM93 117V119H91L92 117ZM99 116H101V119H100V117ZM103 116V117H102ZM112 116V117H111ZM120 116H121V118H120ZM134 116V117H133ZM159 116H160V118L162 117V120L159 118ZM164 116H165V118H164ZM187 117V120H184L186 117ZM218 117V119H217V117ZM221 116V117H220ZM229 116H231V117H229ZM253 116V117H252ZM10 117H11V119L13 120V121H11L10 120ZM52 117V118H51ZM71 117H73V118H71ZM92 120V122H91V120L89 119V118ZM104 117H106V118H104ZM109 117H111V119L109 118ZM114 117V118H113ZM117 119H119L118 121H116L115 119L116 118ZM139 117H140V119H139ZM148 117V118H147ZM152 117H153V119L154 118H156V119H159L160 120V124H161V126H160V124H156V122L158 123V121L159 120H153L152 119ZM225 119H224V118ZM227 117H229V118H227ZM252 117V118H251ZM7 118V119H6ZM22 120H21V119ZM37 118V119H36ZM38 118H41V120L39 119L38 120ZM43 118V119H42ZM49 118V119H48ZM73 119V120H71V119ZM75 118H77V119H75ZM79 118V119H78ZM88 118V119H87ZM99 118V119H98ZM126 120V122H125V120ZM138 118V119H137ZM192 118H196V119H199L200 121H195L194 119H193V121L195 122V125L193 124L194 122L192 121ZM202 118V119H201ZM205 118V119H204ZM209 120H207V119ZM213 118H215L216 120H213ZM219 118H220V120H225V121H220L219 120ZM23 119H25V120H23ZM57 121H56V120ZM107 119H109V120H107ZM131 119V118H130ZM150 120L149 122H148V120ZM152 119V120H151ZM164 119V120H163ZM166 119H168V120H166ZM192 121V123H190V120ZM227 119V120H226ZM234 119H236L238 122H239V124L240 123H242V124H246L245 126L244 125H242L241 124V132L237 129L239 126V124H238V122L236 123V120H234ZM7 120H9L10 121V125H8V123H7ZM33 120H35V126H36V128L38 127V129H36L35 127H33ZM69 120L71 121V122H69ZM82 120H84V123H86L87 124V126L90 128V130H89V128L84 124H82ZM88 120V121H87ZM112 120H113V123H112ZM122 120H123V122H122ZM137 120V121H136ZM138 120H141V121H138ZM168 121L167 123H166V121ZM170 120V121H169ZM173 120V121H172ZM189 120V121H188ZM202 120H204V121H202ZM206 120V121H205ZM217 120H219V121H217ZM231 120H233V121H235V126H231V125H233L234 123H232V121L230 122ZM256 120V121H255ZM60 121V125H59V122ZM78 121V122H77ZM87 121V122H86ZM111 121V122H110ZM127 121H129V123L127 122ZM145 121V122H144ZM161 121H164L165 122V125H164V122L163 123H161ZM172 121V122H171ZM178 121V122H177ZM181 121V123H179ZM212 121V122H211ZM213 121H215V122H213ZM249 121H251V122H249ZM259 121V122H258ZM13 122V123H12ZM15 122V123H14ZM24 122H27V124L26 123H24ZM61 122H65V124L64 123H61ZM72 122H73V125H72ZM75 122H77V123H75ZM102 122H106V123H102ZM122 122V123H121ZM139 122V123H138ZM147 122V123H146ZM150 122H152V124L150 123ZM183 122H185V126H184V124H183ZM186 122H187V125H186ZM197 122H199V126H200V128H199V126L196 124ZM204 123L205 124V126L206 127H204V126H202L201 127V125H203V124H201L200 125V123ZM211 122V124L213 123L216 127H214V125L213 126H211V124H208V123H210ZM218 122V123H217ZM224 122H226V123H224ZM252 122H253V124H252ZM38 123V124H37ZM56 123H57V126H56ZM70 124L71 123V126L70 125H67V124ZM78 123H81V124H79L80 125V127H79V125H78ZM102 123V124H101ZM108 123V124H107ZM112 123V124H111ZM121 123V124H120ZM134 125L135 123H136V128H137V130H136V128L132 125V124ZM144 123V124H143ZM169 123H171V124H169ZM176 123V124H175ZM177 123H179L178 125H177ZM208 125H207V124ZM217 125H219V126H217ZM220 123H221V125H220ZM225 125H224V124ZM229 123H231L230 124V126L228 125ZM15 126V128H14V130H13V125ZM17 124L19 125V128L20 129H17L18 128V126H17ZM29 124H31V125H29ZM37 124V125H36ZM44 124V125H43ZM55 124V125H54ZM62 124H64V125H62ZM74 124H75V126H74ZM91 124V125H90ZM111 124V125H110ZM120 124V125H119ZM124 126H123V125ZM127 124V125H126ZM129 124H131V125H129ZM139 124V125H138ZM151 124V125H150ZM156 124V125H155ZM162 124H163V126H162ZM172 124H174L176 127V129H181V131L180 130H176V129H174V125H172ZM226 124H227V126H226ZM236 124H238L237 125V127H236ZM250 124H252V127H250L251 125ZM254 124L256 125V126H254ZM22 125V126H21ZM28 125V126H27ZM42 125V126H41ZM83 125V127L86 129V130H84V128H81V126ZM93 125V126H92ZM99 125H100V127H99ZM106 125V126H105ZM125 125H126V127H128L127 128V130L126 131H122V130H124V127H125ZM144 125H146V126H144ZM152 125H155L156 127H154L153 128V126ZM182 125V126H181ZM191 125V126H190ZM193 125V126H192ZM210 125V126H209ZM248 125H249V127L250 128H244V127H248ZM7 126V127H6ZM10 126H12V129H10L11 127ZM41 126V128L43 129H39V127ZM56 126V127H55ZM61 126V127H60ZM63 126V127H62ZM67 127V128H65V127ZM72 126H74L75 127V129H73L72 128ZM95 126V127H94ZM104 126V127H103ZM113 126V127H112ZM115 126V127H114ZM116 126H118V128H119V131L116 129L117 127ZM158 126H160V128L158 127ZM167 126V128H163V127H166ZM168 126H169V128H168ZM180 126V127H179ZM186 126L188 127V129L186 128ZM198 127V128H196V127ZM220 126H222V129L223 130H221V131H218L219 130V128H221ZM6 127V128H5ZM10 127V128H9ZM22 127V128H21ZM30 127V128H29ZM44 127V128H43ZM47 127V128H46ZM60 127V128H59ZM68 127L70 128V129H68ZM99 127V128H98ZM103 127V128H102ZM105 127H107V128H105ZM135 129H134V128ZM142 127V128H141ZM150 127V128H149ZM192 127V128H191ZM203 127L206 129L204 132H203ZM207 127L208 128H210V130H211V132H210V130L209 129H207ZM211 127H214V130H213V128H211ZM219 127V128H218ZM228 127V128H227ZM231 127V128H230ZM256 127V128H255ZM4 128V129H3ZM8 128V129H7ZM26 128V129H25ZM33 128H35V130L33 129ZM58 128H59V131H58ZM72 128V129H71ZM81 128V129H80ZM91 128H96V129H94V131L92 132V129ZM101 128V130H100V132L101 131H103L104 132V134L106 135V136H104V135H102L103 134V132H99V129ZM112 128H115V130L113 129V132H115V133H113V132H111L112 131ZM151 128H152V130H151ZM166 129V132H165V130L164 131H162V130H160V129ZM175 130H173V129ZM216 128V129H215ZM230 128V129H229ZM233 128H235L236 129V131H237V133H236V131L233 129ZM244 128V129H243ZM258 128V130H260V131H258V130H256ZM10 129V130H9ZM15 129H17L16 131H15ZM25 129V130H24ZM53 129H54V131H53ZM64 129H66L67 131H65ZM84 130V131H81V130ZM98 129V130H97ZM107 129H109V131L107 130ZM141 129H143V130H141ZM144 129H146V130H144ZM154 129H156V130H154ZM157 129H158V131H157ZM186 129H187V131H186ZM227 131H229L228 133L226 132V130ZM229 129V130H228ZM242 129H243V131H242ZM247 129H249L248 131L250 132L251 131V129H252V131L251 132H253V130L255 129V131L256 132H259L260 133V135H261V137H259V138H257L258 136H257V134H259V133H256L255 131H254V133H249L248 134V131H247ZM10 131V133H9V131ZM20 130H21V132H20ZM27 130V132H24V131H26ZM33 130V131H32ZM45 130V131H44ZM47 130V131H46ZM56 130H57V132L59 133H57L56 132ZM61 130V131H60ZM70 130V131H69ZM72 130H73V132H72ZM76 130V132H74ZM96 130V131H95ZM130 130L132 131V133L134 134V137H135V139L134 140H136V138L138 139V137H139V139H140V141H139V139H138V143H136L137 142V140L136 141H133V135H132V133H130ZM136 130V132H134ZM148 130V131H147ZM155 132H154V131ZM159 130H160V132H159ZM169 130H171L170 132H168ZM183 130H185L184 132H183ZM214 132H213V131ZM262 130V131H261ZM8 133H6V132ZM13 131V132H12ZM29 131V132H28ZM43 131L45 132V133H43ZM62 131H65L64 132V134H63V132ZM69 131V132H68ZM92 133H91V132ZM139 131V132H138ZM142 131V132H141ZM191 131V132H190ZM202 131V132H201ZM207 131V132H206ZM230 131H232V132H230ZM18 132H20V133H18ZM52 132H54V133H52ZM71 132V133H70ZM79 132V133H78ZM82 132V133H81ZM84 132V133H83ZM94 132H95V134H94ZM107 132H110V134L113 136L112 138H113V140H112V142H111V144H113V146L110 144V138H111V135L108 133V135L106 134ZM119 132V133H118ZM129 132V133H128ZM143 132H145V133H143ZM146 132H147V134H146ZM162 132H164V133H166L165 135H163L164 133H162ZM176 132V133H175ZM186 132V133H185ZM189 133V135L188 136H186L188 133ZM242 134L241 136H243V137H241L239 134L240 133ZM243 132V133H242ZM244 132H246V133H244ZM14 133V134H13ZM16 133V134H15ZM18 133V134H17ZM25 133V134H24ZM29 133V134H28ZM34 133H36L37 134V136H38V138H37V136H36V134H34ZM56 133V136L54 135ZM61 133V134H60ZM67 133H69V134H67ZM72 133H74V134H72ZM86 133H87V137H86ZM100 135H99V134ZM113 133V134H112ZM121 133V135H119ZM154 133H156V134H154ZM159 133V134H158ZM168 133V134H167ZM172 133H173V135H172ZM186 135H185V134ZM190 133H194V134H192V135H194V137H193V141L195 140H197V142H192V143H194L193 145V147L195 148V150L193 149V147H192V143L190 142V140L192 141V136L190 135ZM199 135H197V134ZM203 133V134H202ZM206 133H208V135L206 134ZM211 133H214V134H212L211 135ZM223 134L224 133V137H226L225 139L223 138V135L222 136H220V135H218V134ZM227 133V134H226ZM7 134V135H6ZM9 134H10V136H9ZM20 134H22V135H20ZM30 135V136H28V135ZM33 134L36 136H34L33 137ZM39 134H41L40 136H39ZM45 134V135H44ZM63 134V135H62ZM67 134V135H66ZM77 134H79V136L77 135ZM92 134H94V135H92ZM116 134H117V137H116ZM146 134V135H145ZM170 134V135H169ZM177 134V135H176ZM179 134H180V136H179ZM182 134V135H181ZM197 136H196V135ZM237 134V135H236ZM253 134H255L256 135V137L255 136H253ZM263 134V135H262ZM11 135H14V136H12L11 137ZM15 135H18L20 138H19V140L17 141L16 140V138L18 137V136H15ZM51 137L52 135V137L51 138H49V136ZM69 135V136H68ZM84 137H83V136ZM97 135V136H96ZM99 135V136H98ZM120 136V138H121V140H118V138H119V136ZM123 135V136H122ZM127 135V137H125ZM130 135H132V136H130ZM143 135H145V136H143ZM147 135H149V136H147ZM157 135V136H156ZM159 135H161V136H159ZM166 135L168 136V137H166ZM172 135V136H171ZM177 136V138H176V136ZM184 135H185V138H184ZM203 135H204V137H203ZM215 135H218L219 136V139L217 140V142L220 140V138L223 140H221L222 141V143L223 144H221V143H217L216 142V138H217V136H215ZM246 135V136H245ZM252 135V136H251ZM259 135V136H260ZM22 136H24V137H22ZM27 136V137H26ZM32 136V137H31ZM44 136H47V137H44ZM60 138H59V137ZM62 136H66L65 138L64 137H62ZM72 137V138H69V137ZM75 136H76V138H77V140H79V143L77 144L76 142V138H75ZM81 136H82V138H84V140L81 138ZM90 136V137H89ZM93 136H94V138L95 139H99V140H96V141H93L94 143H92V140H93ZM105 137V139L106 140H103V139H100V137ZM110 136V137H109ZM129 136V137H128ZM169 136H171V137H169ZM176 138H174V137ZM211 136V137H210ZM213 136H214V138L215 139H213ZM234 137L233 138V141L231 140L232 138L231 137ZM3 137H4V139H3ZM10 137H11V140L13 139H15L14 141L12 140H9L10 139ZM28 137H31V138H28ZM40 137H42V138H40ZM61 140L62 138V140H64V141H62V142H60L59 140H57L58 138ZM67 137L70 139V141H69V139H67ZM92 137V138H91ZM114 137H116L117 139H115ZM122 137H125L124 139L122 138ZM147 137H148V139H147ZM182 139H181V138ZM195 137H197L196 139H195ZM205 137H207V139H210V140H207ZM209 137V138H208ZM230 137V138H229ZM242 138V140H241V138ZM245 137V138H244ZM248 139H247V138ZM21 138H23V139H21ZM28 138V139H27ZM36 138V139H35ZM52 138H54L55 139V144H54V142L53 141H51L52 140ZM57 138V139H56ZM74 138V139H73ZM79 138V139H78ZM91 139V141H90V139ZM109 138V139H108ZM129 138H130V140L132 141V142H130V140H129ZM146 138V139H145ZM152 138V139H151ZM155 138V139H154ZM157 138H159L160 139V141H159V139L157 140ZM162 138V139H161ZM166 138V139H165ZM172 138V139H171ZM178 138H180V139H178ZM190 140H189V139ZM206 139V140H204V139ZM240 138V139H239ZM251 138V139H250ZM253 138H256V139H253ZM7 139V140H6ZM21 139V140H20ZM40 139V140H39ZM41 139H43L42 140V145L44 146V148H43V146H41V144H40V141H41ZM72 139V140H71ZM126 139H128V142H127V140ZM142 139V140H141ZM151 139V140H150ZM164 139H165V141H164ZM175 139V140H174ZM180 141V142H178V140ZM199 139H200V141H199ZM203 139V140H202ZM246 139H247V141H249V142H247L246 141ZM250 139V140H249ZM258 139L260 140V141H258ZM263 141H262V140ZM27 140V141H26ZM31 140V141H30ZM34 140V141H33ZM39 140V142H37ZM57 140V141H56ZM68 140V141H67ZM82 140V141H81ZM90 141V142H88V144H86V141ZM119 141V143H124V140L126 141V143H127V145L129 144L130 146H129V148H131V149H133V150H130L129 148H127L128 146L126 145V143L125 144H123V145H120V147L118 146V145H116L118 142L117 141ZM156 140V141H155ZM163 140V141H162ZM167 140V141H166ZM170 140V141H169ZM183 141V145L184 144H186L187 142H188V144H186L185 146H183V148H182V145H181V142ZM212 140V142H210ZM215 140V141H214ZM228 140V141H227ZM239 140V141H238ZM244 140V141H243ZM255 141V144H254V141ZM6 141V142H5ZM7 141H9V142H7ZM22 141H23V143H22ZM25 141V142H24ZM48 141H50V143L48 142ZM80 141H81V143H80ZM85 141V142H84ZM99 141L100 142H103V143H105L106 144V146H109L108 148H109V150H113V153L111 152V154L113 155H111L110 154V151L108 150V152H107V147L104 145V144H102V145H100L101 143H99ZM145 141V142H144ZM148 141V142H147ZM152 141H154V142H152ZM162 141V142H161ZM179 143L180 145H181V147L180 146H178L177 145V143ZM186 141V142H185ZM204 141V142H203ZM230 141L231 142H234V143H230ZM238 141V142H237ZM241 141V142H240ZM242 141H243V143H242ZM245 141H246V143H245ZM259 142V143H257V142ZM13 142V143H12ZM16 142H18V143H16ZM19 142H20V145H24V146H22V147H19L20 145H19ZM34 142V143H33ZM38 143V145L37 144H35V143ZM44 142V143H43ZM58 142V143H57ZM67 142H69V143H67ZM76 144V145H74V143ZM86 144H84V143ZM115 142H116V144H115ZM142 142H144V143H142ZM149 143V144H147V143ZM170 142V143H169ZM172 142H173V145H172ZM220 142V141H219ZM227 142V143H226ZM229 142V143H228ZM239 143V144H236V146L234 145L235 143ZM252 142V143H251ZM14 143H16V145H14ZM25 143V144H24ZM65 143V144H64ZM89 143H91L90 145H92V146H90L89 145ZM99 143V144H98ZM132 143V144H131ZM136 143V144H135ZM146 143V144H145ZM160 143V144H159ZM190 143V144H189ZM241 143L243 144V145H241ZM247 144L246 145V147H245V144ZM4 144L5 146H3V148H2V145ZM7 144V145H6ZM17 144H18V146H17ZM30 144V148H28L29 145ZM33 144V145H32ZM54 144V145H53ZM56 144H57V146H56ZM63 144H64V146H63ZM70 144V145H69ZM80 144V145H79ZM93 144H96V145H93ZM114 144H115V146H114ZM133 144H135V145H133ZM143 144V146L142 147H146L147 146V148H143V150H142V147H140V145H142ZM158 144H159V146H158ZM164 144V145H163ZM197 144V145H196ZM216 144V145H215ZM221 144V145H220ZM261 144H263L262 145V147H260L261 146ZM36 145V147H34ZM51 145L52 146H55V148L54 147H51ZM68 147H66V146ZM83 145V146H82ZM87 145H89L88 146V148H87ZM111 145V146H110ZM136 146L135 148H133V146ZM139 145V146H138ZM188 145L189 146H191L190 147V149H189V147H188ZM219 145V146H218ZM223 145H228V146H223ZM229 145H230V147H229ZM250 147H249V146ZM260 145V146H259ZM10 146V147H9ZM14 147V149L16 148V147H18V148H16V150L14 151V149H12V147ZM28 146V147H27ZM31 146H33V147H31ZM47 146V147H46ZM63 148H62V147ZM93 146H94V148H93ZM100 146V147H102V148H100V149H104L103 147L105 146V151L106 152H104V150H103V154L105 153V155H103L102 156V150H100L98 147ZM118 146V147H117ZM124 146V147H123ZM125 146H127V147H125ZM149 146H151L152 148H148ZM155 146V147H154ZM158 146V147H157ZM161 146H165L164 147V150H163V147L162 148H160ZM167 146V147H166ZM171 146V147H170ZM172 146H173V148H172ZM186 146H187V148H186ZM196 146V147H195ZM197 146H199V147H197ZM209 146V147H208ZM218 146V147H217ZM221 146H223L222 148H221ZM236 147L237 149H239L238 151H237V149H234V148H232V147ZM26 147V148H25ZM39 149H38V148ZM41 147H42V149H41ZM85 147V148H84ZM98 148V150L96 149V148ZM111 147H112V149H111ZM121 147H123L122 149H121ZM175 147H176V150H175ZM180 149V150H178V148ZM201 147V149H199ZM226 147H229V148H226ZM258 147V148H257ZM7 148V149H6ZM49 148H50V150H49ZM53 150H52V149ZM93 150V149H95L93 152H95V153H93L91 150ZM114 148V149H113ZM117 148H119L118 150H117V152L115 153V151H116V149ZM154 148H156L155 150H154ZM175 151H173L172 149ZM182 148V149H181ZM184 148H186L184 151H182L181 152V150H183ZM208 148V149H207ZM224 148V150L225 151H222V149ZM232 148V149H231ZM254 148H256V149H258V151L256 150V149H254ZM21 149V150H20ZM22 149H24V151L22 150ZM26 149V150H25ZM32 151H31V150ZM47 149V150H46ZM69 149V151H67V150ZM74 149V150H73ZM84 150V151H79V150ZM124 149H125V151H124ZM129 149V150H128ZM135 149H139L140 150V159H141V161L143 160L144 162H140V160L138 159V157H139V153H138V151L137 150H135ZM148 149V150H147ZM153 149V150H152ZM163 151H162V150ZM169 149L170 150V153H169V151H167V150ZM187 149H188V153H187ZM191 149H193V150H191ZM200 150V152H199V150ZM202 149H203V152H202ZM204 149H207V151L209 152V156H208V152L205 150L204 151ZM228 149H230V150H228ZM242 149H243V152H244V150H245V152H244V154H242ZM250 149V150H249ZM259 149H261V151L259 150ZM39 150V151H38ZM45 150V151H44ZM77 150V151H76ZM91 152H90V151ZM122 151V152H120V151ZM126 150H128V151H131L130 153L128 152V154H127V152H126ZM146 150V151H145ZM165 150H166V152H165ZM234 150V151H233ZM241 150V151H240ZM12 151V152H11ZM17 151V152H16ZM19 151V152H18ZM23 151V152H22ZM34 151V152H33ZM71 151V152H70ZM80 153H79V152ZM98 151H100V152H98ZM135 152V154H132V153H134ZM142 151H144L143 152V154L141 153ZM148 151H151L152 152V154L154 155H152L151 154V152H149V154H148ZM174 153H173V152ZM195 151V152H194ZM230 153H229V152ZM237 151V152H236ZM253 151V152H252ZM255 151H257V152H255ZM5 152V153H4ZM30 152H31V154L33 155V156H31V154H30ZM41 152H43V153H41ZM125 153V156H123L124 154H122V153ZM145 152H147L146 154H148V155H146L145 157L143 156L144 154H145ZM158 152V153H157ZM177 152V153H176ZM185 152H186V154H189V156L188 155H186L185 154ZM192 153V155H190V153ZM199 152V153H198ZM201 152H202V154H201ZM205 152V153H204ZM232 152H234V153H232ZM239 152H241V153H239ZM259 152H262V153H260V155L262 156H260V155H256V154H259ZM3 153L4 154H8L7 156L6 155H3ZM13 154V155H15V156H13V155H10V154ZM71 153H73V154H71ZM76 153H78V154H80V155H77ZM81 153H84V155L86 156H84V155H82V158H81ZM87 153H90V154H87ZM91 153H93L92 155H91ZM99 153H101V154H99ZM121 153V154H120ZM138 153V154H137ZM156 153V154H155ZM165 153V154H164ZM169 153V154H168ZM172 153V154H171ZM196 153H198V155L196 154ZM226 153H229V154H226ZM232 153V154H231ZM36 154H38L37 156H36ZM42 154V155H41ZM54 154V155H53ZM71 154V155H70ZM76 154V155H75ZM115 154V155H114ZM127 154V155H126ZM129 154L131 155V156H129ZM137 154V160H136V155ZM159 154V155H158ZM184 154V155H183ZM193 154L195 155H197V156H199L200 157V155H201V158L199 159V157H197L196 155H195V157H197V158H195L194 159V156H193ZM212 154V155H211ZM213 154H215V155H213ZM231 154V155H230ZM50 155H51V157H50ZM68 155V156H67ZM74 155V156H73ZM87 155H89V157H87ZM94 155H96V156H94ZM98 155H100V156H98ZM116 155H119V156H121V158L119 157V156H116ZM150 155V156H149ZM166 155V156H165ZM176 155V156H175ZM183 155V156H182ZM202 155H205V156H202ZM230 155V156H229ZM235 156V158L233 159V157ZM237 155H239L238 157H237ZM245 155V156H244ZM246 155L248 156V159H247V157H246ZM1 156V155H0ZM4 156H6V157H4ZM10 156V157H9ZM16 156H18V159L17 160H15L16 159ZM25 156H26V158H25ZM49 156V157H48ZM66 156L68 157V160H67V158H66ZM72 156L75 158H72ZM76 156V157H75ZM80 156V157H79ZM91 156V157H90ZM102 156V157H101ZM109 158H108V157ZM115 156H116V158H115ZM132 156H133V158H132ZM143 156V157H142ZM165 156V157H164ZM169 156V157H168ZM179 156H182L183 157V163L185 162V161H188V162H185V164H182L181 165V163H182V157H179ZM185 156H186V158H185ZM208 156V157H207ZM218 156V157H217ZM220 156H222V158L220 159L219 157ZM229 157V159H228V157ZM242 156H244L245 157V159L242 157ZM258 156H260V157H258ZM4 157V158H3ZM21 157H22V160H25V161H22L21 160ZM23 157H24V159H23ZM34 157V158H33ZM46 157V159H43V158H45ZM77 157H78V160H77ZM85 157V158H84ZM98 158V157H100V158H103V160L101 159L100 160V158H98V160H95L96 158ZM119 157V159H117ZM123 157V158H122ZM124 157H125V159H124ZM158 157H160V158H158ZM166 157H167V159H166ZM178 157V160L176 159V158ZM227 157V158H226ZM231 157V158H230ZM14 158V159H13ZM59 159L58 161L56 160H54V159ZM66 160H65V159ZM72 158V159H71ZM80 158V159H79ZM92 158V159H91ZM104 158H106V159H104ZM130 159V160H128V159ZM151 158H153V159H151ZM157 158V159H156ZM172 158H173V160H172ZM187 158H190V160L189 159H187ZM203 158V159H202ZM207 158H209L208 160H207ZM217 158V159H216ZM224 158V159H223ZM226 158V159H225ZM240 158V159H239ZM259 158V159H258ZM262 158V159H261ZM4 159V160H3ZM32 159H34L35 160V162L32 160ZM37 159V160H36ZM40 159H41V161H40ZM61 159V160H60ZM70 159V160H69ZM94 159V160H93ZM116 159V162L114 161ZM124 159V160H123ZM148 159H150V160H148ZM156 159V163H155V161L153 162V160H155ZM179 159L181 160V161H179ZM184 159H185V161H184ZM211 159V160H210ZM214 159V160H213ZM236 159H238L239 160V162H238V160H236ZM242 159H243V161H242ZM9 160H10V162H9ZM27 160V161H26ZM33 161V162H31V161ZM46 160V161H45ZM53 160V161H52ZM63 160V161H62ZM88 162H87V161ZM105 160L109 163V164H104V162H105ZM109 160V161H108ZM121 160H123V161H125V162H122ZM134 160H136V161H134ZM148 160V161H147ZM174 160H176V161H174ZM192 160V161H191ZM202 160V161H201ZM205 162H204V161ZM223 160V161H222ZM225 160V161H224ZM231 160H233V161H231ZM236 160V161H235ZM16 161H20L21 162V164H20V162H19V165H21V166H19V165H17L18 163L16 162ZM43 161V162H42ZM51 161V162H50ZM102 161V162H101ZM114 161V162H113ZM127 161V162H126ZM128 161L129 162H134L133 163V165L135 166V164H137V162H138V164L136 165L137 167H132L133 165H131L132 163H128ZM150 161H152V163L150 162ZM172 161V162H171ZM195 161V162H194ZM197 161V162H196ZM200 161V163L202 164H200L199 163V166H198V162ZM222 161V162H221ZM232 162V163H227V162ZM244 161H248V162H244ZM16 162V163H15ZM22 162H24V163H30L31 164V166L30 165H26V164H24V163H22ZM53 162H55V163H53ZM59 162H60V164H62V165H60L59 164ZM64 162V163H63ZM74 162V163H73ZM114 164L115 163V166L112 168L111 166H113L112 165V163ZM118 162V163H117ZM146 162H148V165H146L147 163ZM166 162V163H165ZM175 162V163H174ZM179 162V163H178ZM190 162H192V163H190ZM203 162V163H202ZM224 162H225V164H224ZM234 162V163H233ZM242 162H244V163H242ZM249 162H250V165H249ZM9 163H10V165H11V167H9ZM37 163V164H36ZM52 163V164H51ZM58 163V164H57ZM100 163H103L104 164V166H103V164H100ZM142 163H143V165H142ZM153 165V169L151 168V164ZM164 163V164H163ZM174 163V164H173ZM223 165H222V164ZM256 163H258V165H260L259 167L263 170V172H262V170H257L259 167H258V165H255ZM17 165V166H15V165ZM33 164V165H32ZM46 164V165H45ZM64 164V165H63ZM68 165V166H66V165ZM116 164H118V167H117V165ZM122 164H123V166L125 167V165L126 166H128L129 168L128 169H126V168H124V167H122V168H120V166H122ZM125 164V165H124ZM147 166H145V165ZM155 164H157L156 166H155ZM169 164H170V167H169ZM178 164H179V166H178ZM188 164H189V166H188ZM194 164H196V165H194ZM207 164V165H206ZM227 164V165H226ZM3 165V166H2ZM13 165L15 166V167H13ZM24 165H26L27 166V172L29 173V177H28V175H27V173H26V171H25V169H26V167L24 166ZM41 165V166H40ZM52 165H55L54 167L52 166ZM110 167H109V166ZM164 165H167L168 166V168H170V169H172L173 167H171V166H174V168H176V171L178 172H176V173H174V170H170V169H168V170H170V171H167V169L164 167H162V166H164ZM185 165H187V167H188V170H187V167L185 166ZM194 165V166H193ZM202 167H201V166ZM210 165L213 167H211L210 168ZM243 165V166H242ZM6 166V167H5ZM23 166V167H22ZM48 166V168H46V167ZM51 166V167H50ZM63 166V167H62ZM131 166V167H130ZM140 166H142V167H140ZM148 166H150V167H148ZM157 166L159 167V168H161V169H159V168H157ZM161 166V167H160ZM166 166V167H167ZM229 166V167H228ZM245 166V167H244ZM247 166V167H246ZM8 167V168H7ZM18 167V168H17ZM19 167H20V169H21V171H20V174H19ZM36 167V168H35ZM38 167V168H37ZM40 167H41V170H40ZM42 167H43V169H42ZM46 169H45V168ZM53 167V168H52ZM57 168L58 167V169H54V168ZM116 167V168H115ZM138 167H140V168H138ZM145 168V170H148L147 172L145 171V170H143L144 168ZM180 167V168H179ZM184 167V168H183ZM186 167V168H185ZM198 167H200V168H198ZM208 167V168H207ZM228 167V168H227ZM240 167H242V169L240 168ZM245 168V170H243L244 168ZM10 168H12V169H10ZM15 168H17V169H15ZM22 168L24 169L23 170V172H22ZM79 168V169H78ZM108 168H111V170L112 171H110V169H108ZM116 170H115V169ZM118 168V169H117ZM120 168V169H119ZM124 168V169H123ZM143 168V169H142ZM152 170H151V169ZM162 168H163V170H162ZM197 170H196V169ZM256 168V169H255ZM259 168V169H260ZM30 169H31V172H30ZM32 169H34V170H32ZM52 169V170H51ZM53 169L55 170V171H53ZM70 169V170H69ZM106 169V170H105ZM132 169V171H130V170ZM140 170V173L138 172L139 170ZM164 169H166L165 171H164ZM181 169V170H180ZM183 169V170H182ZM189 169H190V172L192 173V177L190 176L191 175V173L189 172ZM195 169V170H194ZM207 169V170H206ZM210 169H212L211 171H213V173L211 172V171H208V170H210ZM8 170V171H7ZM46 170H48L47 172H46ZM82 170V171H81ZM84 170V171H83ZM109 170V171H108ZM126 172V174H124L125 172ZM151 170V171H150ZM221 170V171H220ZM255 170V171H254ZM41 171V172H40ZM53 171V172H52ZM56 171H57V173H56ZM118 171H119V173H118ZM124 173H123V172ZM136 171V172H135ZM166 171H167V173H166ZM172 171V172H171ZM183 171H185L184 173H183ZM207 171H208V173H207ZM223 172L222 173V175L224 176V175H226V178H224V177H221L222 175H221V173L220 172ZM4 172V173H3ZM35 172V173H34ZM40 172V173H39ZM51 172V173H50ZM54 172L56 173V175L54 174ZM71 172V173H70ZM112 172V173H114V175H111L110 173ZM117 174H116V173ZM121 172V173H120ZM131 172H135V173H137L136 174V177H135V173L134 174H132ZM143 172V173H142ZM149 172V173H148ZM182 172V173H181ZM186 172L188 173V174H186ZM203 172V173H202ZM252 173V175L251 174H246V173ZM262 172V173H261ZM19 175H18V174ZM24 174V179H25V181H24V179H20L21 177L23 178V175L22 174ZM46 173V174H45ZM47 173H49L48 175H47ZM69 173V174H68ZM89 173H90V175H89ZM122 173H123V175L124 176H122ZM127 173H131V174H127ZM142 173V174H141ZM203 175V176H200L201 174ZM213 174V176H212V174ZM218 173H220V175H218ZM257 176V177H254L255 175ZM258 175H257V174ZM25 174L27 175V176H25ZM52 174V175H51ZM60 175V177H59V175ZM71 174V175H70ZM101 174V175H100ZM103 174V175H102ZM142 175L143 176V174H145L147 177H149V178H147V177H144L143 176V178H142V176H139V175ZM152 174H154V175H152ZM157 174V175H156ZM210 174V175H209ZM243 174V175H242ZM20 175H22V176H20ZM38 175L39 176H41L42 178H40L41 179V182H40V180H39V178H38ZM42 175H44V176H42ZM46 175H47V178H46ZM58 175V176H57ZM66 175H70V177H68V176H66ZM74 175V176H73ZM82 175V176H81ZM93 175V176H92ZM100 175V176H99ZM110 177H112L113 179L115 178H119V179H116V180H113L112 178V180L109 178V176ZM122 177H121V176ZM125 175L127 176V177H125ZM131 175V176H130ZM165 175V177H163ZM198 175H199V178H198ZM240 175V176H239ZM242 175V176H241ZM11 176V177H10ZM48 176H49V178H48ZM53 176H55L54 178H53ZM81 176V177H80ZM88 176H89V178H88ZM107 177V178H105V177ZM117 176V177H116ZM118 176H120V177H118ZM130 176V177H129ZM137 176H138V178H139V181H135V179H134V177L136 178V179H138L137 178ZM150 176H151V178H150ZM179 176V177H178ZM187 176H190V177H187ZM210 176L212 177V180H211V178H210ZM214 176L215 177H219L217 180H216V178L214 179ZM233 178H232V177ZM238 176V177H237ZM248 176V177H247ZM251 176H252V178H251ZM14 177V178H13ZM18 177H19V179H18ZM28 177V178H27ZM34 177V178H33ZM37 177V179H35ZM56 177H58V178H56ZM73 177V178H72ZM77 177H79L80 179H79V181H78V178ZM82 177H84V181L85 182H83V178ZM85 177H87V178H85ZM91 177V178H90ZM125 177V178H124ZM130 179H129V178ZM156 177V178H155ZM163 177V178H162ZM183 177V178H182ZM254 177V178H253ZM52 178V179H51ZM74 178H76V179H74ZM121 178H122V180H121ZM127 178V179H126ZM186 180H185V179ZM187 178H189V179H187ZM194 178V179H193ZM227 178H228V180L230 179V181H227ZM241 178V179H240ZM245 179V180H243V179ZM247 178V179H246ZM258 178V179H257ZM4 179H7L6 181L4 180ZM33 179H35V180H33ZM44 179V180H43ZM46 179V180H45ZM48 179H50V181H51V183H50V181L48 180ZM64 179V180H63ZM74 179V180H73ZM124 179H126L127 181H125ZM131 179H133V181L131 180ZM146 179H148L149 180V182H148V180H146ZM150 179H151V182H150ZM158 179V180H157ZM164 179V180H163ZM199 179V180H198ZM203 179V180H202ZM220 179V180H219ZM226 179V180H225ZM231 179L234 181L233 183H235V184H233L232 182H231ZM235 179H236V181H235ZM239 179V180H238ZM253 179H254V182H252L253 181ZM255 179H256V181H259V183L258 182H256L255 181ZM15 180V181H14ZM19 180H22L23 182H21V181H19ZM37 180H38V183H37ZM72 180V181H71ZM78 182H77V181ZM109 180V181H108ZM119 180H121V181H119ZM129 180V181H128ZM132 181V183L130 184V182ZM180 180V181H179ZM185 180V181H184ZM190 181V182H193V184L192 183H190V182H188V181ZM202 182H201V181ZM218 181L217 183H221V186H220V184L217 186V184H215V185H213V183L214 182H216V181ZM224 180L227 182L226 184L230 187V185H229V182H231L232 183V187H228L226 184H224L225 182H224ZM242 180V181H241ZM26 181H27V183H26ZM71 181V182H70ZM152 181H154V183H152ZM200 181V182H199ZM206 182V183H203V182ZM213 181V183H211ZM220 181V182H219ZM223 181V182H222ZM239 181V182H238ZM244 181V182H243ZM249 181V182H248ZM6 182V183H5ZM48 182V183H47ZM68 182H70L69 184H68ZM77 182V183H76ZM113 184H112V183ZM115 182V183H114ZM119 182V183H118ZM125 182H126V184H125ZM138 182V183H137ZM146 182H148V183H146ZM182 182V183H181ZM196 182V183H195ZM208 182V183H207ZM23 185H22V184ZM29 183H32L31 185L29 184ZM36 183V184H35ZM43 183H45V184H43ZM81 183H84V184H81ZM108 183V184H107ZM194 183H195V185H194ZM203 183V184H202ZM230 183V184H231ZM261 183V184H260ZM29 184V185H28ZM34 184V185H33ZM48 185V186H45V185ZM75 184V185H74ZM79 185V188H78V185ZM117 184V185H116ZM132 184H133V186H132ZM137 184V185H136ZM140 184V185H139ZM180 184H182V185H180ZM188 184V185H187ZM211 184H212V186H213V188H212V186H211ZM26 185V186H25ZM35 185H37V186H35ZM41 185H44L45 186V188H44V186H42L41 187ZM68 185V186H67ZM70 185V186H69ZM77 185V186H76ZM109 185H110V187H109ZM126 185H128V186H126ZM143 187H142V186ZM196 185H199V186H196ZM202 187H201V186ZM236 185V186H235ZM242 185V186H241ZM247 185V186H246ZM249 185V186H248ZM260 185H263V188L260 186ZM35 187V190L37 191H35V190H33L34 188H31V190L33 191V192H35V194L33 193V192H31V190L30 189H28V188H30V187ZM75 186H76V188H75ZM103 186H105V187H103ZM114 186H117V187H120V189H119V191H120V194H119V191H117L118 190V188H114ZM125 186H126V188H125ZM136 186V187H135ZM139 186H141L142 187V189H141V187H139ZM182 186V187H181ZM194 186V187H193ZM211 188H210V187ZM214 186H217L218 188H215ZM223 186V188H227L226 190L228 191V193H230V191H231V193H233V195H231V194H228L227 193V191L225 190V189H223L224 190V195H222V192H223V190H222V187ZM259 186V187H258ZM28 187V188H27ZM181 187V188H180ZM193 187V188H192ZM200 189H199V188ZM219 187H220V190H219ZM236 187V188H235ZM242 187H244V188H242ZM43 188V189H42ZM68 190V191H72L71 193L69 192V194H70V196H68L69 194H68V191H66V189ZM81 188H83V189H81ZM86 188V189H85ZM110 188V189H109ZM133 188H134V190H133ZM149 188V189H148ZM201 188H202V190H203V192H202V190H201ZM204 188V189H203ZM205 188L207 189V190H205ZM215 188V189H214ZM234 188V189H233ZM240 188V189H239ZM247 190H246V189ZM40 189H42V190H40ZM78 189H81V190H78ZM107 189H109V190H107ZM132 189V190H131ZM137 189V190H136ZM197 191H195V190ZM201 190V191H199V190ZM214 189V190H213ZM229 189H230V191H229ZM259 189H261V190H263V192L261 193L260 191H258ZM20 190V191H19ZM27 190V191H26ZM74 190V191H73ZM79 192H78V191ZM83 190V192H81ZM115 190V191H114ZM140 190V191H139ZM190 190V191H189ZM192 190H193V192H192ZM206 192H205V191ZM208 190H211V191H209L208 192ZM216 190V191H215ZM233 190H235V191H233ZM23 191V192H22ZM75 191H76V193H75ZM86 191V192H85ZM109 191V192H108ZM136 191L138 192V194H136ZM219 191V192H218ZM226 191V192H225ZM242 191H243V193H242ZM65 192V193H64ZM81 192V193H80ZM111 192V193H110ZM116 194L117 192V194L115 195L114 193ZM121 192H124L125 194L123 195V194H121ZM202 192V193H201ZM216 192H217V194L219 195H216ZM235 192V193H234ZM237 192H238V194H237ZM246 192V193H245ZM259 192V193H258ZM21 193V194H20ZM25 195H24V194ZM56 193V194H55ZM73 193H75V194H73ZM78 193H79V195H78ZM87 193V194H86ZM134 195H133V194ZM140 193H142L141 195H140ZM198 193V194H197ZM204 193V194H203ZM226 193H227V195H226ZM4 194V195H3ZM66 196H65V195ZM73 194V195H72ZM82 194H84L85 196H83ZM108 194V195H107ZM112 194H114V195H112ZM127 194V195H126ZM190 194V195H189ZM192 194H194L193 196H192ZM196 194V195H195ZM235 194H236V197H235ZM240 194V195H239ZM26 195H27V197H26ZM36 196V198H35V196ZM37 195H38V197H37ZM74 195L76 196V195H78V196H76V197H74ZM89 195V196H88ZM198 195V196H197ZM200 195V196H199ZM231 195V196H230ZM5 196V197H4ZM8 196H9V198H8ZM209 197V198H206V197ZM217 196V197H216ZM224 196V197H223ZM237 196H239V198L237 197ZM1 197H2V199H1ZM6 198V199H4V198ZM11 197V198H10ZM66 197V198H65ZM70 197H72L71 199H72V201H73V199H74V201L73 202H71L70 200ZM74 197V198H73ZM79 197V198H78ZM82 197V199H80ZM126 197V198H125ZM137 197V198H136ZM145 198L144 200H146V201H144V200H142L143 198ZM30 198H31V201H30ZM66 200H65V199ZM75 198H76V200H75ZM137 200H136V199ZM28 199V200H27ZM33 199H35V200H33ZM70 199V200H69ZM77 199H79L80 201H78ZM111 199V200H110ZM119 199L121 200V202H118L119 201ZM210 199V200H209ZM3 200H5V202L3 201ZM12 200V201H11ZM27 200V201H26ZM115 200V201H114ZM125 200V201H124ZM140 202H139V201ZM30 201V202H29ZM65 201H68V202H65ZM78 201V202H77ZM107 201V202H106ZM142 201V202H141ZM154 201V202H153ZM81 202H82V204H81ZM105 202L107 203V204H105ZM144 202V203H143ZM65 205H64V204ZM71 203H75L74 205H76V204H78L77 206H73V204H72V206H71ZM118 203V204H117ZM59 204V205H58ZM61 204H63V205H61ZM70 205V206H67V205ZM116 204L118 205V206H116ZM31 205L32 206H34V208H32L31 207ZM80 205H82V206H80ZM99 205V206H98ZM101 205H103L102 207H100ZM63 206V207H62ZM97 206H98V208H97ZM105 206V207H104ZM107 206V207H106ZM110 208H109V207ZM121 206V207H120ZM141 206H142V208H141ZM158 206V207H157ZM67 207V208H66ZM68 207L71 209V211H75L74 212V214H72L70 211H68V210H70V209H68ZM74 207H75V209H74ZM37 208V209H36ZM80 210H79V209ZM106 208V212H105V209ZM108 208V209H107ZM118 208V209H117ZM11 209V210H10ZM62 209H66V211H68L67 213L66 212H64V210H62ZM111 209V210H110ZM117 211H116V210ZM233 209V210H232ZM61 210H62V213H61ZM110 210V211H109ZM115 210V211H114ZM164 210V211H163ZM235 210V211H234ZM60 211V212H59ZM104 211V212H103ZM109 211V212H108ZM120 211H122V212H120ZM222 211V212H221ZM232 212V214H231V212ZM63 212L64 213H66V217H65V214L63 215ZM69 212H70V214H69ZM80 212V213H79ZM108 212V213H107ZM113 212H115L114 214H113ZM124 212V213H123ZM236 212V213H235ZM62 214V216H61V214ZM76 213H77V216L79 217V218H81V220L79 219L78 220V218H76V216L74 217V222H71L72 221V217L74 216V215H76ZM96 213H98V214H96ZM113 214V215H111V214ZM121 214V217H120V215L118 216L117 214ZM125 213H126V215H125ZM105 216H104V215ZM107 214V215H106ZM116 214V215H115ZM233 214H235V216L233 215ZM25 215V216H24ZM71 215H73V216H71ZM93 215V216H92ZM95 215V216H94ZM99 215V216H98ZM129 215H131L130 217L131 218H125V216H128L129 217ZM233 215V216H232ZM39 216H41L40 218H39ZM94 217V218H96V219H94V218H92V217ZM110 216H112L111 218H110ZM117 216L118 217H120V218H122L123 219V221L121 222V220L122 219H120V218H117ZM133 216V217H132ZM156 216V217H155ZM231 216L233 217V220H232V218H231ZM9 217V218H8ZM31 217V218H30ZM44 219H43V218ZM52 217V218H51ZM61 217H62V219H61ZM69 217V218H68ZM98 217V218H97ZM104 217V218H103ZM109 217V218H108ZM114 217H116L117 219L115 220V218ZM124 217V218H123ZM36 218L38 219V221L36 220ZM53 218H54V220H53ZM59 219L60 221H61V224H60V221L58 222V220L57 219ZM64 218V219H63ZM66 218L69 220L70 218H72L71 219V221L69 220H66ZM85 218V219H84ZM112 218H113V221H112ZM141 218V219H140ZM34 219V220H33ZM40 219V220H39ZM42 219V220H41ZM77 219V220H76ZM83 219L85 220L84 221V223H82L83 222ZM98 219H99V221H98ZM119 219H120V221H119ZM130 219V220H129ZM133 219V220H132ZM139 219V220H138ZM209 219V220H208ZM229 221H228V220ZM231 219V220H230ZM1 220H2V222H1ZM35 220L37 221V223L35 222ZM44 220V221H43ZM49 220H51V222H53L54 221V223H51ZM66 220V221H65ZM75 220L77 221L76 223H79L78 221H81L79 224H77V225H75ZM94 220H95V222H94ZM104 220H106V221H104ZM130 221V222H128V221ZM153 221V223H152V221ZM222 220V221H221ZM29 221V222H28ZM32 221V222H31ZM34 221V222H33ZM87 221V223H85ZM109 221H111L110 223H109ZM134 221V222H133ZM151 221V222H150ZM39 222H41V223H39ZM43 222H45V223H43ZM100 222V224H98ZM102 222H105V223H102ZM108 222V223H107ZM136 222H137V224H136ZM206 222V223H205ZM71 223H73V227H72V224ZM95 223H97L96 225H95ZM112 223V224H111ZM129 224L128 226L127 225H124V224ZM139 223V224H138ZM193 223V224H192ZM11 224V225H10ZM13 224V225H12ZM16 224V227L14 226ZM37 224H39V226L37 225ZM52 224H53V226H52ZM56 224V225H55ZM64 224H68L67 226L66 225H64ZM86 224V225H85ZM108 224V225H107ZM119 224H123V225H119ZM188 224V225H187ZM29 225V226H28ZM37 225V226H36ZM48 227H47V226ZM54 225H55V227H58L57 229L54 227ZM69 225L71 226V228L69 227ZM83 225V226H82ZM103 225H105V226H103ZM112 225V226H111ZM135 225H137V226H135ZM149 225V228L147 227ZM7 226V227H6ZM68 227V228H66V227ZM96 227V229H95V227ZM100 226V228H102V229H100V228H98ZM107 226V227H106ZM117 226V227H116ZM133 226V227H132ZM9 227V228H8ZM50 227V228H49ZM54 227V228H53ZM62 227V228H61ZM80 228L81 230H82V232H83V234H82V232H79L81 235H79V236H81V237H79L78 236V231H79V229H78V231L77 230H75L76 228ZM104 227H105V229H104ZM118 227L120 228V229H118ZM128 227V228H127ZM130 227V228H129ZM141 227V228H140ZM144 227V228H143ZM147 227V228H146ZM159 229H158V228ZM189 227V228H188ZM193 227V228H192ZM17 228V229H16ZM30 228V229H29ZM74 228V229H73ZM84 228V229H83ZM152 228H154L155 230H153ZM195 228V229H194ZM7 229V230H6ZM10 229V230H9ZM31 231V232H29V230ZM55 229V230H54ZM61 231H60V230ZM72 229V231H70ZM98 229V230H97ZM99 229H100V231L101 232H103V230H105L106 231V233L104 234V235H110L111 234V236H114V237H109V238H101L102 237V235H103V233H101L100 231H99ZM124 229V230H123ZM142 230L143 231V234H142V231H141V233H140V231L139 230ZM148 229V230H147ZM151 229V230H150ZM24 230H26V231H24ZM63 230L65 231V233L63 232ZM108 230V231H107ZM109 230L111 231V232H109ZM116 231V232H113V231ZM127 230H128V232H127ZM146 230H147V232H146ZM161 230V231H160ZM174 230V233L172 232ZM186 230V231H185ZM192 230L194 231V232H192ZM2 231H4V232H2ZM6 231H7V233H6ZM10 232V234H9V232ZM24 232V234H22V232ZM42 231V232H41ZM57 231H59V232H63V234L62 233H60V234H62V240H61V237H59L58 235H60V234H57L58 232ZM75 231V232H74ZM85 231V232H84ZM94 231H96L95 233H94ZM97 231H99L100 232V234H98V236H97V233H99V232H97ZM104 231V232H105ZM135 231V232H134ZM155 231V232H154ZM158 231H160V232H158ZM163 231V232H162ZM189 231H191L190 233H189ZM263 231V232H262ZM17 232H21V234L19 233H17ZM33 232V233H32ZM67 232V233H66ZM70 232V233H69ZM121 232V233H120ZM126 232V233H125ZM129 232H130V234H132L133 232V235L131 236L130 234H129ZM132 232V233H131ZM146 232V233H145ZM156 232H158V234L156 233ZM161 232H162V234H161ZM183 232V233H182ZM185 232V233H184ZM232 232L234 233V234H232ZM6 233V235H4ZM14 233V235H13V238L11 237H9L10 239L8 240V242H6L7 241V236H12V234ZM15 233H16V235L18 234V237L15 235ZM30 233V234H29ZM49 233V234H48ZM117 233V234H116ZM123 233V234H122ZM136 233H138V234H136ZM167 234V236H166V234ZM170 233V234H169ZM175 233H177V235L175 236ZM186 233H188V234H186ZM3 234V235H2ZM8 234V235H7ZM27 234H29L28 236H27ZM35 234V235H34ZM39 234V235H38ZM56 234V235H55ZM68 234V235H67ZM74 234H75V236H78L77 238L76 237H72V236H74ZM102 234V235H101ZM117 236H116V235ZM122 234V237L120 238L119 237V235H121ZM126 234H127V236H130V238L129 237H126ZM129 234V235H128ZM147 234V236H144V235H146ZM152 234L156 237H153L152 236ZM159 234H161V236L159 235ZM173 234H174V237H173ZM184 234H185V236L187 235L188 237H186V239H184L185 238V236H184ZM232 236H231V235ZM70 235V236H69ZM72 235V236H71ZM99 235H101L100 237H99ZM103 235V236H104ZM163 235V236H162ZM189 235H191V236H189ZM228 235H230L229 237H228ZM3 236V237H2ZM4 236H6V237H4ZM20 236H23V238H24V240H22L21 238H20ZM61 236V235H60ZM69 236V238H70V241H69V238H67ZM95 236V237H94ZM152 236V237H151ZM14 237H15V239L16 240H14L13 241V239H14ZM17 237V238H16ZM28 237V238H27ZM42 238V239H40V238ZM49 237H50V239H49ZM72 237V238H71ZM131 237H132V239H131ZM160 237V239L158 240V238ZM163 237H164V239H165V241H164V239H163ZM166 237V238H165ZM181 237V238H180ZM192 237V238H191ZM66 238V239H65ZM96 238V239H95ZM101 238V239H100ZM120 239V240H118V241H116L117 239ZM127 238V239H126ZM135 240H134V239ZM170 238H172V240L170 239ZM231 238V239H230ZM6 240V241H4V240ZM12 239V240H11ZM38 239H40V240H38ZM59 239H60V241H59ZM73 239V240H72ZM74 239H75V241H74ZM95 239V240H94ZM103 239V240H102ZM108 239V240H107ZM115 239V240H114ZM128 239H130V240H128ZM157 241H156V240ZM179 239V240H178ZM18 240V241H17ZM29 240V241H28ZM36 240V241H35ZM42 240V241H41ZM47 240H48V242H50V243H47ZM79 240V242H77ZM102 240V241H101ZM110 240V241H109ZM125 240H127V241H125ZM137 240V241H136ZM143 242H141V241ZM169 240V241H168ZM184 241V242H182V241ZM232 240H235V241H232ZM12 241H13V243H16L15 245L14 244H12ZM16 241V242H15ZM20 241H23V242H20ZM27 243H26V242ZM39 241H40V245H39ZM62 241V242H61ZM67 243H66V242ZM74 241V242H73ZM106 241V243H104V242ZM108 241V242H107ZM111 241H113L114 243H115V241H116V244L118 243V245L116 246V244H113V243H111L110 244V242ZM123 241H125V244H124V242ZM131 241H132V243H134V244H132L131 243ZM137 242V244L139 245H137L136 244V242ZM138 241H139V243H138ZM161 241H162V243H161ZM173 241V242H172ZM176 243H175V242ZM225 241H227V242H225ZM35 242V243H34ZM38 242V243H37ZM41 242H43V243H41ZM70 242V243H69ZM83 243V245H82V243ZM100 242H101V244H100ZM103 242V243H102ZM123 242V246L124 247H126L125 245H127V248H125L126 249V251L124 250V247H122V245H120L121 243ZM130 244V245H128V243ZM160 242V243H159ZM166 244H165V243ZM232 242V243H231ZM14 245V246H18V247H16V249L11 245ZM20 243V245H21V247H23L22 249H21V247L18 245ZM22 243H25V244H22ZM34 243V244H33ZM65 243V244H64ZM71 243H73V244H71ZM141 243L143 244L142 246H141ZM167 243H168V245H167ZM173 243H175V244H173ZM189 243H191V244H189ZM227 243V244H226ZM8 244H10V245H8ZM33 244V245H32ZM42 244V245H41ZM45 244H48V245H46V246H49L50 247V249L54 252V258H53V256H52V254H53V252L52 251H50L49 250V252H48V247L46 248V246H45ZM51 246H50V245ZM57 244V245H56ZM63 244L65 245V248H62V247H64L63 246ZM80 244V245H79ZM114 245V247H113V245ZM145 244V245H144ZM163 244H165V245H163ZM182 244V245H181ZM187 244H189V245H187ZM259 244H260V246H259ZM262 244V245H261ZM23 245V246H22ZM34 245H35V247H34ZM39 247H43L44 246V248L45 249H43V248H39ZM71 246V248L69 247V246ZM112 245V247L111 248H109L110 246ZM150 245V246H149ZM164 246V248L166 247V250L165 249H163V246ZM180 245V246H183V245H185L184 247H180L179 246V248H178V246ZM187 245V246H186ZM231 245V246H230ZM5 246V247H6ZM10 246H11V248H13L12 249V252L14 253V255H16V256H14L15 257V259H17L16 257H18V260L17 261H14L15 259H12L13 258V253L11 252V248H10ZM58 246V247H57ZM74 246H78V247H81V246H83L82 248H78V249H75L74 248ZM108 246V248H106ZM131 246H133V247H131ZM138 247V248H136V247ZM144 246V247H143ZM147 246V247H146ZM154 246V247H153ZM157 246H159V247H162V248H160L159 249V247H157ZM168 246V247H167ZM172 246V247H171ZM173 246H174V249H173ZM25 247V248H24ZM58 249H57V248ZM59 247L61 248V249H65L64 251H62V250H59ZM74 248V250H73V248ZM120 247V248H119ZM122 247V248H121ZM129 247V248H128ZM134 248V250L133 249H131V248ZM141 247V248H140ZM149 247V248H148ZM185 247H187V248H185ZM258 247V248H257ZM35 248V249H34ZM114 248V249H113ZM175 248H177V249H175ZM263 248V249H262ZM15 249V250H14ZM18 249V250H17ZM22 251H21V250ZM28 249V250H27ZM33 249V250H32ZM41 249V250H40ZM42 249H43V252H42ZM79 249H81L82 251L80 252V250ZM117 250V253L119 252L118 250H120V249H123V251H121V252H119V254L121 255V253L123 254V256H122V258H120V256L118 257V254L116 255L115 254V252L114 251H116ZM128 249V250H127ZM129 249H131V250H129ZM140 249V250H139ZM162 251L161 253H160V251ZM162 249V250H161ZM167 249H168V251H167ZM255 249V250H254ZM21 252H20V251ZM34 251L35 250V253H31V251ZM46 252H45V251ZM77 250V251H76ZM134 252H133V251ZM137 250V251H136ZM155 250H158V251H155ZM164 250V251H163ZM170 250V251H169ZM254 250V251H253ZM10 251V252H9ZM15 251L18 253V254H16L15 253ZM56 251V252H55ZM76 251V252H75ZM80 253H79V252ZM108 251V252H107ZM114 252V254L112 253V252ZM130 251H132V253H130ZM140 251L142 252L143 251V253H140ZM149 251H152V252H149ZM257 251H259V253H261V254H263V256L261 255V254H259ZM24 252H27V254L29 253V255L31 254V256H30V258L28 257V255L25 253L24 254ZM39 252V253H38ZM48 252V253H47ZM52 252V253H51ZM62 252V254H66L65 256L63 255H61V254H59V253H61ZM64 252V253H63ZM75 252V253H74ZM125 254H127L128 256H129V254H130V257L131 258H133V259H130L129 258V262H127L128 261V257L127 256H125L124 255V253ZM128 252V253H127ZM145 252H147V253H145ZM159 252V253H158ZM174 252V253H173ZM2 253H4V254H2ZM42 255H41V254ZM58 254V255H60V256H58V255H56V254ZM137 253V254H136ZM164 255H163V254ZM176 253V255H174ZM254 253H256L255 255H254ZM11 254V255H10ZM22 256L23 255V257H21L20 255ZM38 254V255H37ZM39 254H40V256H39ZM78 254V255H77ZM135 254V255H134ZM140 254V256H138ZM152 254H154V255H152ZM5 257L6 256V258H4L3 256ZM7 255L9 256V257H7ZM19 255V256H18ZM25 255V256H24ZM45 255V256H44ZM46 255H47V257H46ZM83 256V257H81V256ZM114 255H116L115 257H114ZM134 255V256H133ZM137 255V256H136ZM145 255V256H144ZM148 255H150L149 257H148ZM157 255V256H156ZM165 256V258L164 257H162V256ZM260 255L262 256V257H260ZM10 256H11V258H10ZM48 256H49V259H48ZM73 256H74V258L76 257V262L73 260ZM126 258H125V257ZM21 257V258H20ZM28 257V259H29V261L27 260V259H25V258H27ZM34 257H36V259L34 258ZM46 257V258H45ZM58 257V258H57ZM64 259H67V260H64ZM78 257H81V258H78ZM124 257V258H123ZM134 257H136L135 259H134ZM143 258V260H142V258ZM157 257H159L158 259H157ZM187 257H189V259L187 258ZM22 258H24L23 260H21ZM31 258H34V260L33 259H31ZM79 259V261H77L78 259ZM114 258H118V260H117V262H115L116 260L114 259ZM141 258V259H140ZM151 258V259H150ZM156 258V259H155ZM163 258V259H162ZM185 258H186V260H185ZM194 258V259H193ZM22 261H20V260ZM31 259V260H30ZM37 259H38V261H37ZM55 259V260H54ZM70 259H72V261L70 260ZM103 259H105V260H103ZM165 259H167L168 261H166ZM233 259H234V261H233ZM260 259V260H259ZM9 260V261H8ZM39 260H41V262H39ZM69 260V262H65V261H68ZM132 260V261H131ZM138 260V262L136 263V262H134V261H137ZM145 260H147V261H145ZM151 260H153L154 262H151ZM156 260V261H155ZM158 260V261H157ZM163 260V261H162ZM228 260H230V261H228ZM13 261V262H12ZM33 261V262H32ZM34 261H36V262H34ZM70 261H71V263H70ZM98 261H99V263H98ZM101 261V262H100ZM150 261V263H148ZM161 261L163 262V263H161ZM183 261V262H182ZM228 261V262H227ZM45 262V263H44ZM51 262V263H50ZM75 262V263H74ZM125 262H127V263H125ZM132 262V263H131ZM142 262H144V263H142ZM158 262H160V263H158ZM167 262V263H166ZM231 262V263H230ZM3 264H5V263H3ZM261 264V263H260ZM263 264H264V262H263Z\"/></svg>",
	"mask_w": 264,
	"mask_h": 264
},
{
	"label": "bare ground",
	"instance_id": "6f19581e",
	"mask_svg": "<svg viewBox=\"0 0 264 264\" xmlns=\"http://www.w3.org/2000/svg\"><path fill=\"white\" fill-rule=\"evenodd\" d=\"M2 1H3V0H2ZM27 1H29V0H27ZM30 1H32V0H30ZM30 1H29V2H30ZM34 1H35V0H34ZM43 1H46V0H43ZM64 1H65V0H64ZM78 1H79V2H81V1L83 2V0H81V1H80V0H66L64 3H62V6L64 5V9H63V7H62L63 11H66V12L68 11L67 13H69V14L66 15V17H65V21H64V23H63V24H64V28H62V30L64 29V31H65V32H64V33H65V37H64V35H61V36H60V37L63 36L64 39H67V41H65L66 43H67V42L69 43L70 41H72V42H74V43H77V42H78L77 45H79V40H80V42H81V37H83V35H84V33H85V32L83 31V34L81 35V33H82V29H83L86 25H88L89 27H90V25H92V27L94 26L93 24H90V25H89V23H88V22H91V19H92L94 16H93V15H90L92 18L90 19V21H88L87 13H86L85 9H81V8L79 7L80 4H79V5L77 4ZM84 1H85V0H84ZM93 1H94V0H93ZM105 1H106V0H105ZM105 1H104V2H105ZM169 1H172V0H169ZM169 1H167L168 4H169ZM174 1H175V0H174ZM181 1L183 2V0H181ZM181 1H180L179 4H181ZM203 1H204V0H203ZM205 1H206V0H205ZM207 1L209 2V0H207ZM219 1H220V0H219ZM224 1H225V0H224ZM235 1H236V0H235ZM254 1H255V0H254ZM254 1H253V2H254ZM258 1H260V0H258ZM261 1H263V0H261ZM4 2H5V1H3V3H4ZM6 2H7V8H5V9H1V10H4L3 13L7 14L8 16L10 15V16H9V17H10V18H9L10 20L8 19V22L11 21V25H12V26H14V24H15V22H16L15 19L20 18L21 15H24L25 17H29V15H31V14H30V11L33 10V8L30 7V6H29V7L24 6L25 3L22 4L21 1H19V2L16 4V3H13L11 0H6ZM35 2H36V1H35ZM38 2H40V1L38 0V1H37V4H36V5L34 4L33 7L36 6L35 8H37V7L40 8V7H41V4H43V3L41 2V4H39L40 6H38ZM52 2H55V1H52ZM52 2H50V4H51ZM91 2H92V1H91ZM98 2H99V1H98ZM98 2H97V3H98ZM104 2H103V3H104ZM161 2H162V1H161ZM161 2L159 1V4H160ZM165 2H166V1H164V4L167 5V3H165ZM186 2H187V1H186ZM192 2H193V1H190V2H188V3L191 4ZM196 2H198V4H199V1L196 0ZM208 2H206V3H208ZM211 2H213V1L211 0ZM216 2H217V0H215V3H216ZM226 2H227V1H226ZM226 2H225V3H226ZM231 2H234V1L231 0ZM253 2H252V3H253ZM256 2H257V1H256ZM32 3H33V1H32ZM44 3H45V2H44ZM48 3H49V2H48ZM48 3H47L46 5H48ZM58 3H59V2H58ZM58 3H57V4H58ZM95 3H96V2H95ZM103 3H101V5H103ZM106 3H107V2H106ZM106 3H105V5H106ZM108 3H109V2H108ZM108 3H107V5H106V8L109 6ZM156 3H157V2H156ZM172 3H173V1H172ZM175 3H176V2H175ZM175 3L173 4V6L175 5ZM177 3H178V2H177ZM204 3H205V2H203V3L200 2L201 5L203 4V6H204ZM217 3H218V2H217ZM217 3H216V7H215V8H218V7H219V6H217ZM228 3H229V2H228ZM236 3H237V2H236ZM254 3H255V2H254ZM254 3H253V4H254ZM27 4H28V3H27ZM27 4H26V5H27ZM50 4H49V5H50ZM83 4H84V2H83ZM86 4H88V3H86ZM99 4H100V2H99ZM115 4H116V3H115ZM190 4H188V5H190ZM192 4H194V3H192ZM192 4H191L190 6H192ZM200 4L198 5V7L201 6ZM210 4H211V3H209V6H210ZM221 4H224V3H221V1H220V5H221ZM238 4H239V3H238ZM241 4H242V3H241ZM261 4H262V3H261ZM263 4H264V3H263ZM32 5H33V4H32ZM51 5H52V6H51ZM51 5H50V7H53V4H51ZM54 5H55V4H54ZM76 5H77V7H75ZM84 5H85V4H84ZM89 5H90V4H89ZM112 5H114V3H113ZM128 5H129V4H128ZM141 5H142V4H141ZM161 5H162V4H161ZM183 5H184V4H182V6H183ZM195 5H196V4H195ZM195 5H194V8L197 7V6L195 7ZM213 5H214V2H213ZM213 5L210 6V7H211V11H212V9H213L212 7H214ZM218 5H219V3H218ZM227 5H230V4H227V3H226V4H224V7H223V6H222V7L220 6V8H222L223 11L221 10L220 15H218V16L221 17V13H222L223 16H224V13H227V10H230V9H231V7L228 6V8H230V9H227L226 12H224L225 9L227 8ZM234 5H235V3H234ZM236 5H237V4H236ZM236 5H235V6H236ZM255 5H256V3H255ZM255 5H253V6H255ZM258 5H260V4L258 3ZM258 5H257V6H258ZM43 6H44V5H43ZM58 6H59V4L56 5V7H58ZM131 6H132V5H131ZM137 6H138V5H136V7H137ZM139 6H140V5H139ZM139 6L137 7L138 9H141V8L144 7L143 5H142L143 7H139ZM148 6H149V5H147V6H145V7L147 8ZM162 6H163V5H162ZM169 6H170V8H171V4H170ZM190 6H189V8L192 9L193 6H192V7H190ZM207 6H208V4H207ZM209 6H208V10L210 9ZM225 6H226V7H225ZM231 6L234 8L233 5H231ZM240 6H241V5H240ZM248 6H249V5H248ZM251 6H252V5H251ZM257 6H256V7H257ZM263 6H264V5H263ZM263 6H262V9H263ZM12 7H14V8H12ZM48 7H49V6H48ZM48 7H47V8H48ZM56 7H55V8H56ZM82 7H84V6H82ZM90 7H91V6H90ZM90 7H89L88 9H90ZM109 7H110V6H109ZM113 7H114V6H112L111 8H113ZM136 7H135V9H136ZM154 7H156V6H154ZM157 7H159V5H157ZM167 7H168V5H167ZM167 7L165 8V10L167 9ZM183 7H185V9L188 10V7H187L186 5L183 6ZM183 7H182V8H183ZM201 7H202V6H201ZM201 7H200V8H201ZM204 7H205V6H204ZM236 7H237V6H236ZM256 7H255V9H256ZM258 7H260V6H258ZM2 8H3V7H2ZM41 8H42V7H41ZM45 8H46V7H45ZM85 8H86V7H85ZM91 8H93V7H91ZM116 8H117V7H116ZM116 8H115V10H116ZM150 8H151V7H150ZM159 8H162V9H163V7H159ZM174 8H175V7H173V9H174ZM179 8L182 10L181 7H179ZM194 8H193V9H194ZM200 8H199V9H200ZM215 8H214L213 11H215V12H216L217 10L220 11L219 9L215 10ZM224 8H225V9H224ZM237 8L239 9V7H237ZM253 8H254V7H253ZM37 9H38V8H37ZM43 9H44V8H43ZM43 9H42V10H43ZM50 9H51V8H49V10H50ZM57 9H58V8H57ZM57 9H56V10L54 9L55 11H53V10L51 9L52 11L49 12V14L52 12V14L55 15V16H52V17H55V20H57V17L60 18V15H61V14H60L61 11H59L60 8H59L58 10H57ZM101 9H102V8H101ZM117 9H118V8H117ZM124 9H125V10H124ZM132 9H134V8H132ZM143 9H144V8H143ZM152 9H153V8H152ZM175 9H176V8H175ZM191 9H190V10H191ZM193 9H192V10H193ZM199 9L196 8V10H199ZM201 9H202V8H201ZM201 9H200V10H201ZM204 9H205V8H204ZM206 9H207V8H206ZM206 9H205V10H206ZM1 10H0V11H1ZM9 10H10V11H9ZM44 10H45V9H44ZM44 10H43L42 12H44ZM93 10H94V8H93ZM102 10H103V9H102ZM113 10H114V9H113ZM118 10H119V11L122 10L123 12H124V11L126 12L127 9L122 7V9L120 8V9H118ZM145 10H146V9H145ZM148 10H151V9L147 8L146 13L143 12L144 10H141V12L144 13V16H143V17L147 16V15H145V14H147ZM159 10H160V9H159ZM171 10H172V9H171ZM171 10L169 9V11H171ZM176 10H177V9H176ZM194 10H195V9H194ZM194 10H193V12H194ZM231 10H232V9H231ZM239 10H243V9H242V6H241V9H239ZM248 10H250V8H248ZM258 10L261 12V9H260V8H259ZM88 11L90 12L91 10H88ZM104 11H105V10H104ZM109 11H110V10H109ZM119 11L117 12V10H116L117 13H119ZM127 11H128V10H127ZM129 11L132 12V13H133V12H136V10H135V11L129 10ZM139 11H140V10H139ZM155 11H156V9H155ZM161 11H162V10H161ZM173 11H174V10H173ZM179 11H180V10H179ZM179 11H176V12H179ZM252 11H253V10H252V8H251V11H250V12H252ZM254 11H256V14H258V13L260 14V12L257 13V10H254ZM8 12H10V13H8ZM11 12H12V13H11ZM34 12H35V11H34ZM46 12H47V13H46ZM46 12L44 13V15H45V14L48 15V11H46ZM106 12H108V11H106ZM111 12H113V11H111ZM111 12H109V14H110ZM125 12H124V13H125ZM141 12H139V13H141ZM157 12H158V11H157ZM157 12H156V13H157ZM185 12H186V11H185ZM196 12H197V11H196ZM196 12H194V13H195L194 15H197V14H198V13L196 14ZM198 12H199V11H198ZM203 12H205V11L203 10ZM203 12L200 13V16H199V14H198V16H196V17H198V18H199V17H202L203 15L201 16V14H203ZM206 12H207V11H206ZM206 12H205V13H206ZM223 12H224V13H223ZM228 12H229V11H228ZM232 12H233V11H232ZM237 12H238V11H237ZM237 12H236V13H237ZM262 12H263V13H262ZM262 12H261V15L264 14V10H262ZM40 13H41V12H40ZM90 13H92V12H90ZM103 13H104V12H103ZM120 13H121V12H120ZM132 13H131V15H130L129 12H128V13H127V12L125 13V14H129V15H128V20H129V16H130V17L132 16ZM139 13H137V15H138L137 18L140 17V19H141L143 13L141 14V16H139V15H140ZM154 13H155V12H154ZM186 13H187V12H186ZM210 13H213V17H216V16H217L216 13L219 14V12H216V13H214V12H210ZM230 13H231V12H230ZM236 13H235V14H236ZM246 13H247V12H246ZM246 13H245V14H246ZM248 13H249V11H248ZM253 13H254V12H253ZM253 13H252V14H253ZM28 14H29V15H28ZM41 14H42V13H41ZM59 14H60V15H59ZM100 14H101L102 16H103V15L105 16V14H102V13H100ZM100 14H97V16L99 17ZM125 14H123V15H125ZM148 14H150V12H148ZM151 14H153V13L151 12ZM165 14H167V13L165 12ZM171 14H172V13H171ZM178 14H179V13H178ZM180 14L183 15V14H184V11H183L182 13L180 12ZM187 14H188V13H187ZM187 14H184V15L186 16ZM191 14H192V11H191ZM214 14H216V16H215ZM228 14H229V13H228ZM237 14H238V13H237ZM245 14H243V15H245ZM252 14H251V15H252ZM256 14H254V16H256ZM259 14H258V15H259ZM0 15H1V14H0ZM3 15H4V14H2V16H3ZM39 15H40V14H39ZM44 15H43V17H42V16H41V17L44 18V17H45ZM94 15H95V14H94ZM106 15H107V14H106ZM112 15L114 16V15H115V12H114V14L112 13ZM133 15H134V14H133ZM159 15H160V14H159ZM161 15H162V14H161ZM176 15H177V14H176ZM176 15H175V16H176ZM211 15H212V14H211ZM229 15H230V14H229ZM229 15H228V17H227V16H226V17L229 18ZM232 15L234 16V13H232L231 16H232ZM238 15H239V14H238ZM238 15H237V16H238ZM247 15H248V14H247ZM258 15H257V16H258ZM37 16H38V15H37ZM102 16H101V18H102ZM116 16H118V15H116ZM116 16H115V17H116ZM151 16H152V15H151ZM153 16H154V15H153ZM153 16H152V18H153ZM165 16H168V15H165ZM190 16H191V15H190ZM205 16H206V15H205ZM205 16H203V19H205V18H204ZM207 16H209V15L207 14ZM223 16H222V18H223ZM235 16H236V15H235ZM237 16H236V17H237ZM257 16H256V18H257ZM32 17H35V16L33 15ZM41 17H40V18H41ZM50 17H51V16H50ZM52 17H51V18H52ZM105 17H106V16H105ZM118 17H119V16H118ZM120 17H121V15H120ZM134 17H135V15H134ZM134 17H132V18L135 20L136 17H135V18H134ZM157 17H158V16H157ZM171 17H173V19L170 18V16H169V19H170V20H171V19H172V20H175L173 15H172ZM180 17H181V16H178L177 18H180ZM191 17H193V16H191ZM191 17H190V18H191ZM213 17H212V16H209L210 19L213 18ZM226 17L224 16L225 19H226ZM247 17L250 18V15L246 16V19H247ZM251 17L254 18L253 15H252ZM259 17H260V16H259ZM1 18H2V17H1ZM1 18H0V23H2V22L4 21L5 24H6V21H5V20L2 21ZM3 18H5V17L3 16ZM6 18H8V17H6ZM30 18H31V17H30ZM47 18H49V15H48ZM125 18H127V17H125ZM146 18H147V17H146ZM146 18H145V19H146ZM150 18H151V17H150ZM167 18H168V17H167ZM167 18H166V19H167ZM185 18H187V20H189V16H187V17H185ZM185 18H184V19H185ZM193 18H194V19H198V18H195V17H193ZM206 18H208V17H206ZM244 18H245V17H244ZM256 18H255V21H254V19H253V20L250 19V21H251V22H252V21H253V22H258V21H259V23H258L259 25H260V22H261V24L264 22V21H263V20H264V17H263V16H262L263 19H261L263 22H262L261 20H259V19H258V21H256V20H257ZM21 19H22V18H20L19 21H21ZM25 19L28 20V18H25ZM25 19H24V20H25ZM109 19H110V18H109ZM113 19H115V18H113ZM116 19H117V18H116ZM145 19H141V20H144V23H145V21L147 20V19H146V20H145ZM160 19H161V17H160ZM180 19H181V18H180ZM182 19H183V17H182ZM182 19H181V21H184V20H182ZM191 19H192V18H191ZM217 19H218V18H217ZM230 19H231V18H230ZM230 19H229V20H230ZM235 19H236V18H235ZM238 19H240V17H238ZM242 19H243V18H242ZM246 19H245V20H246ZM24 20H23V21H24ZM27 20H25V21L27 22ZM33 20H34V18H32V20L30 19V21L28 20L29 22H28L27 24H29V23H30L31 21H33ZM98 20H99V19H98ZM103 20H104V19H103ZM105 20H106V18H105ZM107 20H108V19H107ZM123 20H124V19H123ZM128 20H127V21H128ZM150 20H151V19H150ZM172 20L170 21L171 23H172ZM178 20H179V19H178ZM192 20H193V19H192ZM198 20L200 21V19H198ZM205 20H207V19H205ZM212 20H213V19H212ZM212 20H209V21L207 20V21H208V23H209V22L212 21ZM215 20H216V19H214L213 21H215ZM245 20H244V21H245ZM17 21H18V20H17ZM35 21H36V20H35ZM37 21H40V24L42 25V22L46 21V17H45V20H43V21H41V20H37ZM59 21H60V20H59ZM94 21H95V19H94ZM116 21H117V20H116ZM129 21H130L129 25L131 26V25H132V23H131V21H132L131 18H130ZM136 21H137V19L135 20V22H136ZM138 21H139V20H138ZM138 21H137L136 23L139 25V22H138ZM167 21H168V19H167ZM175 21H176V20H175ZM175 21H173V22H175ZM185 21H186V20H185ZM189 21H190V20H189ZM189 21H188V22H189ZM193 21H197V20H193ZM207 21H205V23H206ZM213 21H212V23L215 24ZM216 21H217V20H216ZM218 21H219V23L222 25L220 19H219ZM226 21H228V20H226ZM230 21L233 22L232 19H231ZM234 21H235V20H234ZM236 21H237V19H236ZM236 21H235V22H236ZM239 21H240V23H243V22H241V19H240ZM4 22H3L2 24H4ZM21 22H22V21H21ZM26 22H23V24H21L20 22H18V24H19V23L21 24L20 26H18V28H19V27H22V25H23V28H24V26H25V27H28L26 24H24V23H26ZM97 22H98V21H97ZM111 22H112V21H111ZM119 22H122L121 19H120ZM125 22H126V20H125ZM133 22H134V21H133ZM151 22H152V20H151ZM165 22H166V21H164V23H165ZM190 22H191V21H190ZM190 22H189V24L192 25ZM237 22H238V21H237ZM246 22H248V21H246ZM253 22H252V23H253ZM37 23L39 24V22H37ZM56 23H57V22H55L54 20H48V21H46V24H43V25H42V29H40L41 27H39V28L37 29V25H36V28L33 26V28H35V30H33V31H36V29H37V33L39 32V34L36 35V36H34V37H32V35H31V33H34V32L31 31V33H30V30H32L31 27H32V25H33V22H32V24L30 23L31 26H29V29H30V30H29V34H27L28 31L26 32V34H27V35H30L31 37L28 36L29 38H28V39H25L24 41H27V42H28V45L31 43L30 41H36V42H39V41H40L39 39H41V38H38V39H37V36L42 35L40 32H41V31L43 32V27H45V26L47 25V26H46V27L48 28L47 31H49V29L52 30V29L57 25ZM87 23H88V24H87ZM106 23H107V21H106ZM113 23H114V22H113ZM126 23H127V22H126ZM140 23H143V22H140ZM146 23H147V22H146ZM152 23H153V22H152ZM171 23H170V24H171ZM176 23H177V22H175V24H176ZM217 23H218V22H217ZM224 23H225V22H224ZM228 23L231 24L230 22H228ZM30 24H29V25H30ZM40 24H39L38 26H40ZM116 24H117V22H116ZM127 24H128V23H127ZM170 24L165 23V25H167V27H168V25H169V28H171V27H170ZM186 24H187V22H186ZM210 24H211V22H210ZM249 24H250V22H248V25H249ZM7 25L9 26L8 23H7ZM34 25H35V24H34ZM59 25L63 26V25L60 24V23H59ZM98 25H100L99 22H98ZM106 25H107V24H106ZM112 25H113V24H112ZM171 25H172V27H173L174 24L172 23ZM179 25H180V24H179ZM194 25H195V23H194ZM215 25H216V24H215ZM221 25H220V26H221ZM231 25H232V24H231ZM236 25H238V24H235V26H236ZM245 25H246V24H245ZM254 25H255V24H254ZM259 25H258V26H259ZM262 25H263V24H262ZM4 26H5V25H4ZM4 26L0 24V32H1L0 34L4 36V34L8 35V34H11V33L14 31V32H15V37H16L17 39L13 36L14 34H11V35L14 37V40H15V39L17 40V41L15 40V41H16L15 43H17V42L19 41L18 37H19V38L21 37V36L18 35V28H15V29L13 28L14 30H13L12 32L10 31L11 29L8 30V31H10L11 33H10V32H9V33H5V32H4V34H2V33H3V30H2V29L5 28ZM113 26H116V25H113ZM117 26H119V25H117ZM120 26H122V25L120 24ZM120 26H119V27H120ZM135 26H136V25H135ZM140 26L142 27V24H141ZM145 26H146V25H145ZM145 26H144V27H145ZM152 26H154V24H153ZM152 26H150V29H151ZM218 26H219V25H218ZM220 26H219V27H220ZM250 26H251V24L249 25V27H250ZM255 26L257 27V25H255ZM3 27H4V28H3ZM9 27H10V26H9ZM56 27H57V26H56ZM56 27H55V28H56ZM94 27H95V26H94ZM98 27H99V26H98ZM101 27H102V26H101ZM163 27H164V25H163ZM165 27H166V26H165ZM176 27H177V26H176ZM179 27H180V26H179ZM179 27H178L177 29H182L183 25H182V27H180V28H179ZM184 27H187V26L184 25ZM225 27H226V24H225ZM228 27H229V26H228ZM239 27H240V25H239ZM239 27L237 28V26H236V31H238V32H242V31H240L241 29H239ZM242 27H243V26H241V28H242ZM245 27H248V26H245ZM253 27H254V26H253ZM259 27H260V26H259ZM259 27H258V28H259ZM263 27H264V25H263ZM263 27H262V28H263ZM23 28H22V30H25V29H23ZM58 28L60 29L61 27H58ZM86 28H88V27H86ZM102 28H104V27H102ZM122 28H123V27H122ZM122 28H121V29H122ZM128 28H129V27H128ZM136 28H137V26H136ZM138 28H139V26H138ZM138 28H137V29H138ZM160 28H162V27H159V30H160ZM174 28H175V27H174ZM174 28H172V29H174ZM197 28H198V27H197ZM202 28H205V26L202 27ZM215 28H216V27H215ZM220 28H224L223 25H222ZM230 28H232V27H230ZM230 28H228V31H229ZM243 28H244V27H243ZM250 28H251V27H250ZM5 29H6V28H5ZM7 29H8V28H7ZM19 29H21V28H19ZM26 29H27V28H26ZM90 29H91V28H90ZM112 29H113V28H112ZM129 29H131V28H129ZM129 29H128V30H129ZM142 29H143V28H142ZM153 29H154V28H153ZM162 29H163V28H162ZM167 29H168V28H166V30H167ZM172 29H169V30H172ZM175 29H176V28H175ZM199 29L201 30L200 27H199ZM205 29L208 30V32H210L209 29H207V26H206ZM212 29H213V28H212ZM226 29H227V28H226ZM226 29H225V31H226ZM233 29H234V25H233ZM237 29H239V30H237ZM251 29H252V28H251ZM251 29H250V30H251ZM27 30H28V29H27ZM60 30H61V29H60ZM87 30H88V29H87ZM87 30H86V31H87ZM93 30H94V29H93ZM96 30H97V29H96ZM101 30H103V29H101ZM101 30H100V31H101ZM106 30H107V29H106ZM146 30H147V28L145 29V31H146ZM183 30H184V28H183ZM200 30L197 29V31H196V30H194V31L198 32L197 34H199V31H200ZM206 30H204V32L200 31L201 34L204 33V35H206V33H207V34H211V33H212V32H211V33H208V32H206ZM223 30H224V29H223ZM230 30H232V29H230ZM246 30L248 31V28H246ZM246 30H245V31H246ZM255 30H256V28H255ZM255 30H253V31H255ZM260 30H262V29H260ZM5 31H6V30H5ZM52 31H53V30H52ZM90 31L93 32L92 30H90ZM97 31H98V30H97ZM100 31H99V32H100ZM125 31H127L126 28H125ZM143 31H144V29L142 30V32H143ZM162 31H164V30H161V32H162ZM179 31H182V30H179ZM179 31H178V32L176 31V32L179 33ZM190 31H191V36L193 37V36H194V33H196V32L193 31L194 33H192V30H189V32H190ZM211 31H213V30H211ZM258 31H259V30H258ZM23 32H24V31H23ZM45 32H46V31H45ZM58 32H59V31H58ZM88 32H89V31H88ZM88 32H87V33H88ZM101 32H102V33H105V31H104V32L101 31ZM107 32H108V30H107ZM123 32H124V31H123ZM132 32H133V31H132ZM137 32H138V31H137ZM142 32H141V33H142ZM149 32H150V31H149ZM151 32H152V31H151ZM154 32H155V31H154ZM158 32H159V31H157L156 33H158ZM213 32H214V31H213ZM238 32H237L236 34H239V36H240V33H238ZM260 32L262 33V31H260ZM260 32H259V33H260ZM24 33H25V32H24ZM24 33H23V35H24ZM46 33H47V32H46ZM56 33H57V32H56ZM61 33H62V31H61ZM89 33H90V32H89ZM118 33H119V32H118ZM124 33H125V32H124ZM128 33H129V32H128ZM130 33H131V32H130ZM130 33H129V34H130ZM138 33H139V32H138ZM138 33L135 32L134 34H138ZM145 33L147 34V35H145V36H147V37H148V34H150V33H147V31H146ZM165 33H167V31H166ZM185 33H188V32H185ZM215 33H217L216 35H218L220 32H217V31H216ZM215 33H213L214 35L211 34L212 37L214 36V38H215V36H216ZM248 33L250 34V32H248ZM251 33H256V37H257L256 39L259 40V39L261 38L260 35H259V33H258L259 36H257V31H256V32H251ZM263 33H264V31H263ZM263 33H262V34H263ZM26 34H25V37L27 38V35H26ZM35 34H36V33H35ZM57 34H58V33H57ZM90 34H92V33H90ZM90 34H87V37H85V38L88 39V37L90 36ZM94 34H96V31L94 32ZM113 34H115V33L113 32ZM134 34H133V35H134ZM143 34H144V33H142L141 36L145 38V39L142 38V41H143V39H144V42H143V45H144V44H147V43H145L147 39H146V37H145ZM151 34H152V33H151ZM151 34H150V35H151ZM158 34H160V32H159ZM158 34H157V35H158ZM168 34H169V33H168ZM170 34H172V31H171ZM233 34L235 35V31H234ZM249 34H247V37H248ZM11 35H10V36H11ZM20 35H21V33H20ZM47 35H48V34H47ZM59 35H60V34H59ZM59 35H58V36H59ZM85 35H86V34H85ZM88 35H89V36H88ZM110 35H111V34H110ZM119 35H120V34H119ZM126 35H127V34L125 33L124 36H126ZM138 35H140V33H139ZM172 35H173V36L175 35V30H174V34H172ZM172 35H171V36H172ZM183 35L185 36L186 34H183ZM187 35H188V37H189L190 34H187ZM222 35H223V34H222ZM251 35H253V34H251ZM251 35H249V36H251ZM263 35H264V34H263ZM10 36L8 35L7 37L9 38ZM44 36H46V35L44 34ZM52 36H54V35H52ZM80 36H81V37H80ZM115 36H116V35H115ZM115 36L113 35V37H115ZM117 36H118V35H117ZM117 36H116V38H117ZM127 36L129 37V35H127ZM127 36H126V37H127ZM136 36H137V35H135V37H136ZM155 36H156V35H155ZM171 36H170V37H171ZM178 36H179V35H178ZM184 36H183V37H184ZM195 36H196V34H195ZM195 36H194V37H195ZM197 36H198V35H197ZM207 36H208V35H207ZM207 36H206V37H207ZM220 36H221V33H220ZM220 36H219V38H217L218 36L215 38L217 41L219 40L218 42H220L222 39H224V38L220 39ZM235 36H236V35H235ZM235 36H234V37H235ZM237 36H238V35H237ZM239 36H238V38H239ZM254 36H255V34H254ZM90 37H91V36H90ZM90 37H89V38H90ZM92 37H93V39H95L94 36H92ZM98 37H100V35H98ZM101 37H103V35H102ZM107 37H109V36H107ZM121 37H123V35H122ZM130 37H131V36H130ZM139 37H140V36H139ZM139 37H138V38H139ZM150 37H151V36H150ZM159 37H161V36H159ZM162 37H163V36H162ZM165 37H166V36H165ZM186 37H187V36H186ZM188 37H187V39H188ZM203 37L206 39L205 36H203ZM203 37L201 36V39H202ZM210 37H211V36L208 37L209 40L211 39ZM224 37H225V36H224ZM241 37H242V39H243V36H241ZM258 37H260V38H258ZM10 38H11V37H10ZM22 38H24V37H22ZM22 38H21V39H22ZM50 38H51V37H50ZM53 38H54V37H53ZM140 38H141V37H140ZM152 38H153V37H152ZM152 38H151V39H152ZM163 38H164V37H163ZM174 38H176V37L174 36ZM198 38H200V35H199V37L195 38V40L197 39V41H198V40H199ZM214 38H213V39H214ZM230 38H231V37H229V39H230ZM238 38H237V40H239ZM252 38H253V36H252ZM3 39H6V37L3 38ZM42 39L44 40L45 38L42 37ZM51 39H52V38H51ZM56 39H57V38H56ZM100 39H102V38H99V40H100ZM110 39H111V38H110ZM148 39L150 40V38H148ZM153 39H154V38H153ZM156 39H157V38H156ZM156 39H155V40H156ZM158 39H160V38H158ZM167 39H168V38H167ZM167 39H166V40H167ZM181 39H182V38L178 39V40H177V43H178V41L181 40ZM190 39H193V40H194V38H190ZM213 39H212V40H213ZM226 39H227V38H226ZM261 39H262V38H261ZM0 40H1L0 42H2V39H1V38H0ZM8 40H12V38H11V39H8ZM37 40H39V41H37ZM54 40H55V39H54ZM59 40H60V39H59ZM59 40H57V41H59ZM62 40H63V39H62ZM82 40H84V39L82 38ZM89 40H91V39H88V41H89ZM97 40H98V38H97ZM113 40H114V39H113ZM124 40H125V39H124ZM182 40H184V38H183ZM212 40H210V41H211V45H212V43L214 42V41H212ZM230 40H231V39H230ZM240 40H241V39H240ZM254 40H255V39H254ZM5 41H6V40H5ZM44 41H45V40H44ZM50 41H51V40H50ZM114 41H115V40H114ZM131 41H136V40H132V39H131ZM137 41H138V40H137ZM140 41H141V40H140ZM152 41H153V40H152ZM156 41H157V40H156ZM175 41H176V40H175ZM187 41H188V40H187ZM187 41H186V42H187ZM199 41H200V40H199ZM199 41H198V42H199ZM206 41H207L206 43H208V40H206ZM210 41H209V43H210ZM222 41L225 42L224 40H222ZM226 41H227V40H226ZM12 42H13V41H11V43H12ZM27 42H26V44H27ZM100 42H101V41H100ZM103 42H104V40H103ZM103 42H102V43H103ZM106 42H107V41H106ZM106 42H105V43H106ZM115 42H116V41H115ZM126 42L130 43V41H127V40H126ZM150 42H151V41H150ZM154 42H155V41H154ZM180 42H181V41H180ZM190 42H191V41H190ZM193 42H194V41H193ZM201 42H202V40L200 41V43H201ZM218 42H217V43H218ZM231 42H234V41H231ZM235 42H236V41H235ZM238 42H239V44H237V45L239 46L241 43H240V41H238ZM241 42H243V40H241ZM244 42H245V41H244ZM252 42H253V41H251V43H252ZM256 42H261V41H256ZM6 43H8V42H6ZM11 43H9V44H11ZM18 43H19V42H18ZM18 43L16 44V46L18 45ZM39 43H40V42H39ZM39 43H38V44H39ZM43 43H44V42H43ZM45 43H46V42H45ZM47 43H48V42H47ZM52 43H53V41H52ZM55 43H56V41H55ZM82 43H86V41H84V42H82ZM89 43H90V41H89ZM120 43H124V42H120ZM137 43H138V42H136L135 44H137ZM139 43H140V42H139ZM159 43H160V42H159ZM171 43H172V42H171ZM183 43H184V42H182V44H183ZM202 43H203V42H202ZM248 43H250V42H248ZM251 43H250V44H251ZM253 43H255V41H254ZM261 43H264L263 40H262ZM0 44H1L0 46L2 47V43H0ZM13 44H14V42H13ZM26 44H25V45H26ZM53 44H54V43H53ZM53 44H52V46H50V45H49V46L52 48V47H53ZM57 44H58V43H57ZM60 44H61V43H60ZM70 44H71V42H70ZM80 44H81V43H80ZM87 44H88V42L86 43L85 46H87ZM107 44H108V43H107ZM112 44H113V43H111V44H109V45H112ZM118 44H119V43H118ZM130 44H131V43H130ZM130 44H129V45H130ZM152 44H153V43H152ZM152 44H150V45L153 46ZM154 44H156V43H154ZM172 44H173V43H172ZM175 44H176V43H175ZM184 44H185V43H184ZM197 44H198V43H197ZM197 44H196V45L194 44V46L197 47ZM215 44H216V42H215ZM220 44H222V42H221ZM220 44H218V45H220ZM233 44H235V43H233ZM242 44L244 45V43H242ZM245 44H246V43H245ZM250 44H249V45H250ZM5 45H6V44H5ZM31 45H32V44H31ZM31 45H29V46L31 47ZM41 45H43V44L41 43ZM41 45H40V46H41ZM45 45H46V44H45ZM71 45H72V44H71ZM89 45H90V44H89ZM92 45H93V44H92ZM92 45H91V46H92ZM109 45H108V46L106 45V47H109V49L111 50L112 47L110 48ZM133 45H134V44H133ZM137 45H139V44H137ZM137 45H136V46H137ZM141 45H142V44H141ZM141 45H140V47H142ZM148 45H149V44H148ZM188 45H190V44H188ZM188 45H187V46H188ZM201 45H202V44H201ZM206 45H207V44H206ZM206 45H205V46H206ZM216 45H217V44H216ZM235 45H236V44H235ZM251 45L253 46V44H251ZM251 45H250V46H251ZM256 45H259V48H260V47H261V48H264V47H262V46H263L262 44H255V45H254V46H255V47H254L255 49H256V47H257ZM260 45H261V46H260ZM7 46H8V45H7ZM12 46H13V45H12ZM14 46H15V45H14ZM36 46H37V45H36ZM46 46H47L48 48H50V47L48 46V44H47ZM46 46H44V49H45ZM54 46H55V45H54ZM57 46H58V45H57ZM65 46H66V44H65ZM72 46H73V45H72ZM79 46H80V45H79ZM82 46H83V44H82ZM82 46H81V47H82ZM85 46H84V47H85ZM112 46H113V45H112ZM116 46H117V44H116ZM121 46H122V44H121ZM121 46L119 45L120 48H121ZM126 46H127V45H126ZM126 46H125V43H124V47H125V48H126ZM131 46H132V45H131ZM134 46H135V45H134ZM169 46H170V45H169ZM175 46H176V45H175ZM178 46H183V45H179V43H178ZM198 46H199V45H198ZM208 46H209V45H208ZM227 46H228V45H227ZM227 46H226V47H227ZM232 46H233V48H236L234 45H232ZM238 46H237V47H238ZM252 46H251V48H252ZM1 47H0V48H1ZM3 47H4V46H3ZM9 47H10V46H9ZM76 47H77V46H76ZM84 47H83V48H84ZM87 47L89 48V46H87ZM87 47H86V48H87ZM137 47H139V46H137ZM137 47H136V48H137ZM145 47H146V46H145ZM167 47H168V46H167ZM173 47H174V45H173ZM173 47L170 46V49L173 48ZM185 47H186V46H185ZM190 47H191V46H190ZM201 47H204V46H199V49H200ZM212 47H213V46H212ZM216 47H217V46H216ZM226 47H225V49H228V48H226ZM230 47H231V46H230ZM239 47H241V46H239ZM245 47H246V46H245ZM247 47H249V46H247ZM4 48H5V47H4ZM4 48H3V50H4ZM17 48H19V47H17ZM28 48H29V47H28ZM34 48H35V45H34ZM40 48H41V47H40ZM60 48H61V47H60ZM63 48H64V47H63ZM69 48H70V47H69ZM79 48H80V47H79ZM90 48H91V47H90ZM90 48H89V49H90ZM93 48H95V46H93ZM128 48H129V47H128ZM151 48H152V47H151ZM175 48H176V47H175ZM175 48H173L174 51H175ZM182 48H183V47H182ZM182 48H181V49H182ZM186 48H188V47H186ZM204 48H205V47H204ZM242 48H243V47H242ZM242 48H240V49H242ZM249 48H250V47H249ZM8 49H9V48H8ZM12 49H14V48H12ZM15 49H16V48H15ZM22 49H23V48H21V51H22V52L20 51V48L17 49V50H19L20 53H23V50H22ZM32 49H33V48H32ZM41 49H42V48H41ZM41 49H40V50H41ZM44 49H43V50H44ZM57 49H58V47H57ZM61 49H62V48H61ZM65 49H66V48H65ZM72 49H73V48H72ZM74 49H75V48H74ZM80 49H81V48H80ZM84 49H85V48H84ZM84 49H83V50H84ZM101 49H102V48H101ZM121 49H123V47H122ZM133 49H134V48H133ZM133 49H132V47H131V50H132V51L136 50V49H134V50H133ZM144 49H145V48H144ZM144 49H143V50H144ZM148 49H149V48H148ZM177 49H178V47H177ZM179 49H180V48H179ZM181 49H180V50H181ZM188 49H192V48H188ZM193 49H194L193 51H195V47H194ZM205 49H206V48H205ZM205 49H203V50H205ZM213 49H214V48H213ZM213 49H212V51H213ZM217 49H218V48H216L215 50L217 51ZM220 49H222V48H220ZM230 49H231V48H230ZM230 49H228V50H230ZM257 49H258V47H257ZM257 49H256V50H257ZM3 50H0V51H2V52H5V51H6V49H5V51H3ZM26 50H27V45H26ZM37 50H39V49H37ZM48 50H49V49H48ZM51 50H52V49H51ZM81 50H82V49H81ZM98 50H99V49H98ZM113 50H115V48H112V52H113ZM116 50H117V48H116ZM131 50H130V51H131ZM138 50H141V49L138 48ZM143 50H141V51L143 52ZM151 50H154V48L150 49V51H151ZM159 50H160V49H159ZM243 50H244V49H243ZM253 50H254V49H253ZM24 51H25V50H24ZM29 51H30V50H29ZM29 51H28V52H29ZM31 51H32V50H31ZM44 51H45V50H44ZM46 51H47V50H46ZM46 51H45V52H46ZM55 51H56V50H55ZM58 51H59V50H58ZM64 51H65V50H64ZM64 51L62 50V52H64ZM66 51H67V50H66ZM119 51H120V50H119ZM124 51H128V50H124ZM148 51H149V50H148ZM166 51H167V49H166ZM169 51H171V50H169ZM174 51H172V52H174ZM178 51H179V50H178ZM181 51H182V50H181ZM183 51H184V50H183ZM200 51L202 52V50H199L198 52L200 53ZM209 51H210V50H209ZM219 51H220V50H219ZM230 51H231V50H230ZM239 51H240V50H239ZM258 51H259V50H258ZM258 51H257V52H258ZM39 52H40V51H39ZM39 52H38V53H39ZM42 52H43V51H42ZM51 52H52V51H51ZM51 52H50V54H51ZM59 52H61V51H59ZM59 52H58V54H59ZM68 52H69V51H68ZM70 52H71V51H70ZM82 52L84 53V51H81V53H82ZM85 52H87V51L85 50ZM91 52H92V50H91ZM93 52H94V49H93ZM93 52L91 53V56L93 55ZM99 52H100V50L98 51V53H95V52H94V56H96V58H98L100 55H102V54H100L99 56H97V54H99ZM105 52H108V51L105 50ZM109 52H110V51H109ZM115 52H116V51H115ZM117 52H118V51H117ZM142 52H141V54H143ZM144 52H145V51H144ZM152 52H153V51H152ZM172 52H171V53H172ZM175 52H176V51H175ZM190 52H191V50H190ZM195 52H196V51H195ZM195 52H193V54H191V55L194 56V55H196V53H198V52H196V53H195ZM206 52L208 53V51H206ZM213 52H214V51H213ZM225 52H226V50H225ZM225 52H224V53H225ZM227 52H229V51H227ZM242 52H244V53L246 52V53H247V51H245V50L242 51ZM250 52H251V51H250ZM252 52H253V51H252ZM33 53L35 54V52H33ZM43 53H44V52H43ZM55 53H56V52H55ZM64 53H65V52H64ZM73 53H74V52H73ZM88 53H89V52H88ZM100 53H103V52H100ZM113 53H114V52H113ZM113 53L110 52V54H112L113 56L116 55V54H117V55L120 54L119 52L116 53V54H113ZM122 53H123V52H122ZM122 53H121V54H122ZM128 53H129V51H128ZM128 53H127V55H126L125 53H123V54H124V56L126 55V57H128ZM131 53L133 54V52H131ZM134 53H135V51H134ZM136 53H138V52L136 51ZM139 53H140V52H139ZM139 53L137 54V57H138ZM182 53H184V52H182ZM194 53H195V54H194ZM203 53H204V52H203ZM214 53H216V52H214ZM218 53H220V52L217 51V54H218ZM244 53H243V54H244ZM3 54H4V55H2L1 52H0V55H2V57L4 56L3 58H6L7 56H5V53H3ZM6 54L8 55L7 52H6ZM25 54H26V53H25ZM29 54H30V52H29ZM39 54H42V53H39ZM53 54H54V53H53ZM56 54H57V53H56ZM60 54H61V53H60ZM60 54H59V55H60ZM67 54H69V53H67ZM84 54H85V53H84ZM89 54H90V53H89ZM95 54H96V55H95ZM105 54H106V53H104V55H105ZM108 54H109V53H107L106 55H108ZM110 54H109V55H110ZM144 54H145V53H144ZM149 54H150V52H149ZM149 54H148V55H149ZM172 54H173V53H172ZM185 54H187L186 49H185ZM185 54H184V55H185ZM205 54H206V53H205ZM209 54H210V53H209ZM217 54H215V56H217ZM221 54H222V51H221ZM229 54H230V53H229ZM231 54H232V53H231ZM240 54H241V53H240ZM261 54H262V53H261ZM10 55H11V54H10ZM30 55H31V54H30ZM32 55H33V54H32ZM32 55H31V57H32ZM35 55H36V54H35ZM35 55H33V56H35ZM37 55H38V54H37ZM46 55H47V53H46ZM46 55H43V56H45V57L48 56L49 58L52 57V55H51V56H50L49 54H48L47 56H46ZM73 55H74V54H73ZM81 55H82V54H81ZM104 55H103V56H104ZM106 55H105V57H106ZM109 55H108V56H109ZM135 55H136V54H135ZM135 55H134V56H135ZM145 55H146V54H145ZM148 55H147V56H148ZM166 55H167V53H166ZM175 55H178V53L175 54ZM175 55H174V56H175ZM179 55H181V53H180ZM184 55H183V56H180L179 59L181 60V57H184ZM189 55H190V54H189ZM197 55H198V54H197ZM206 55H208V54H206ZM211 55H212V53H211L209 56H211ZM218 55H219V54H218ZM246 55H247V54H246ZM14 56L16 57L17 55H14ZM25 56H26V55H25ZM62 56H63V54H62ZM69 56H70V55H69ZM71 56H72V54H71ZM82 56H86V57H87V56H89V55H88V54H87V55L85 54V55H82ZM103 56H102V57H103ZM110 56H111V55H110ZM110 56H109V59H112ZM120 56H121V55H120ZM120 56H118V57H120ZM192 56H191V57H192ZM199 56H200V59H202L203 54H201V55L199 54V55L196 56L195 58L198 59ZM212 56H214V54H213ZM220 56H221V55H220ZM220 56H219V58H221V57H225V56H226V58L229 57V55H225V56H221V57H220ZM231 56H233V55H231ZM231 56H230V57H231ZM243 56H244V55H243ZM243 56L241 55L240 57H243ZM259 56H260V55H259ZM262 56H263V54H262ZM0 57H1V56H0ZM11 57H12V56H11ZM11 57H10V58H11ZM15 57H14V58H15ZM27 57H28V56H27ZM38 57H39V56H38ZM48 57H47V58H48ZM53 57H54V56H53ZM57 57H58V55H57ZM59 57H60V56H59ZM89 57H90V56H89ZM105 57H104V58H105ZM115 57H117V56H115ZM115 57H114V59H115ZM118 57H117V59H118ZM135 57H136V56H135ZM139 57L141 58L142 55H141V56L139 55ZM143 57H144V56H143ZM143 57H142V58H143ZM149 57H153V58H155V56H152V55H150ZM175 57H176V56H175ZM186 57H187V56H185L184 58L186 59ZM197 57H198V58H197ZM230 57H229V58H230ZM233 57H234V56H233ZM233 57H232V58H233ZM8 58H9V56H8ZM19 58H20V57H19ZM19 58H18V59H19ZM29 58H30V57H29ZM40 58L43 59L42 55H41ZM40 58H39L37 61H39V60L42 61ZM47 58H46V59H47ZM55 58H56V57H55ZM55 58H54V59H55ZM60 58L63 59V58H65V57L63 56V58H62V57H60ZM106 58H107V57H106ZM106 58H105L104 61H107ZM120 58H121V57H120ZM120 58H119V59H120ZM122 58H123V55H122ZM122 58H121V59H122ZM128 58H129V57H128ZM144 58H146V57H144ZM166 58H167V57H166ZM189 58H190V57H189ZM217 58H218V57H217ZM229 58H228V60H229ZM236 58H237V57H236ZM247 58H248V57H247ZM256 58H257V57H256ZM12 59H13V58H12ZM12 59H11V60H12ZM15 59H16V58H15ZM18 59H17V60H18ZM25 59H26V58H25ZM27 59H28V58H27ZM33 59H34V58H32V60H33ZM35 59H36V58H35ZM46 59L44 60V63L47 62L48 59H47V60H46ZM56 59H57V58H56ZM56 59H55V63H56ZM61 59H57L58 62H59V60L61 61ZM66 59H67V58H66ZM74 59H75V58H74ZM81 59H83V57H82ZM193 59H194V58H193ZM207 59H208V58H207ZM207 59H205V60H207ZM234 59H235V58H234ZM234 59H233V61H234ZM254 59H255V58H254ZM257 59H261V58H257ZM263 59H264V57H263ZM0 60H2V59L0 58ZM7 60H8V59H7ZM9 60H10V59H9ZM9 60H8V61H9ZM51 60H52V59H51ZM84 60H85V58H84ZM84 60H83V61H84ZM88 60H89L90 62L93 61V60H90L89 58H88ZM98 60H102V59H101V58H100V59L98 58V59L96 60V62H97ZM149 60H150V58H149ZM155 60H156V59H155ZM155 60H154V61H155ZM157 60H159V59H157ZM160 60H161V59H160ZM163 60H165V59H163ZM189 60H190V59H189ZM189 60H187V62H183V63H189V62H190ZM194 60H195V59H194ZM209 60H210V62L208 61V63H213V64H214L216 59H215V57H214V60L212 59L214 62L211 61V58H209ZM218 60H219V59H218ZM218 60H216V61H218ZM224 60H225V59H224ZM226 60H227V59H226ZM231 60H232V59H231ZM231 60H229V61L231 62ZM249 60H252V61H253V59H249ZM21 61H22V60H21ZM29 61H30V60H29ZM83 61H82V62H83ZM85 61H86V60H85ZM85 61L83 62V64H84V63H86V65H87V63L90 64V62H85ZM109 61H110V60H109ZM120 61H123V60H120ZM120 61L117 60V62H119V63H120ZM133 61H134V60H133ZM185 61H186V60H185ZM188 61H189V62H188ZM202 61H203V60H200L199 62L197 61V62H195V63L193 62V64L196 65V63H197V66H198V64L201 63ZM222 61H223V59H222ZM238 61H240V60H238ZM255 61H256V60H255ZM255 61H254V62H255ZM257 61H258V60H257ZM11 62H12V61H11ZM11 62H10V63H11ZM64 62H65V60H63V64H64ZM76 62H77V61H76ZM96 62H95V63H96ZM123 62H124V61H123ZM123 62H122V63H123ZM127 62H129V61H127ZM134 62L137 63V60L134 61ZM134 62H132V63H134ZM145 62H146V59H145ZM156 62H158V61H156ZM156 62H155V63H156ZM167 62H168V61H167ZM176 62H178V61H176ZM203 62H204L203 65H205L206 62H205V61H203ZM226 62H228V61H224V63H226ZM258 62H260V61H258ZM1 63H6V64H7V61L5 62V59H4V62H1ZM17 63L19 64L18 61H17ZM29 63H30V62H29ZM34 63H36V62H34ZM34 63L31 62V65L34 64ZM38 63H39V62H38ZM38 63H37V65H38ZM67 63H68V62H67ZM111 63H112V62H111ZM114 63H115V61H114ZM122 63H120V65H121ZM180 63H182V62L180 61ZM191 63H192V62H191ZM191 63H189V65H190ZM222 63H223V62H222ZM222 63H221V61H219V64H220V65H221ZM228 63H229V62H228ZM232 63H233V62L229 63V65L232 64ZM244 63H246V62H244ZM256 63H257V62H256ZM6 64H5V65H6ZM14 64H15V63H14ZM24 64H25V63L23 62V65H24ZM39 64H40V63H39ZM63 64H62V65H63ZM96 64H97V63H96ZM102 64H103L104 66H105V65L108 66L106 63L104 64V62H103ZM102 64H101V65H102ZM124 64H125V62L121 65V67L124 66ZM126 64H127V65H126V67H127V66H128V63H126ZM140 64H141V62H140ZM150 64H151V62H150ZM150 64H149V67L151 66ZM172 64H174L173 61H172ZM172 64H171V65H172ZM177 64H178V63H177ZM201 64H202V63H201ZM215 64L217 65L218 62L215 63ZM234 64H235V62H234ZM238 64H239V63H238ZM241 64H243V63L241 62ZM10 65H11V64H10ZM31 65L27 66V64H26V66L28 67V69L31 68V67L33 66V65H32V66H31ZM34 65H35V64H34ZM41 65H42V64H41ZM43 65H45V64H43ZM48 65H49V64H48ZM57 65H58V64H57ZM75 65H76V64H75ZM90 65H91V64H90ZM92 65H93V64H92ZM94 65H95V64H94ZM101 65H100V66H101ZM112 65H114V64H112ZM130 65H131V64H129V67L132 68L133 66H130ZM169 65H170V64H169ZM211 65H212V64H211ZM216 65H214L213 67L215 68ZM220 65H219V67H220ZM236 65H237V64H236ZM6 66H7V65H6ZM6 66H4V69H3V70H9L10 73L13 72L12 68L9 69V67H8V68L5 69ZM8 66H9V65H8ZM11 66H12V65H11ZM26 66H25V69L27 68ZM35 66H36V65H35ZM35 66H34V67H35ZM39 66H40V65H39ZM50 66H51V65H50ZM50 66H49V68H53V67H50ZM63 66L65 67V65H63ZM79 66H80V65H79ZM82 66H84V65H82ZM88 66H89V65H88ZM96 66H97V65H96ZM114 66H115V65H114ZM114 66H113V67H114ZM116 66H117V65H116ZM116 66H115V67H116ZM140 66H141V65H140ZM154 66H155V65H154ZM164 66H165V65H164ZM172 66L174 67V66H176V65H172ZM179 66H180V65H179ZM181 66H183V64H182ZM199 66H200V64H199ZM205 66H206V65H205ZM207 66H208V67H207ZM207 66H206V67H207L208 69L213 70V72L215 71V69L218 68V67H216L215 69H212V66H211V68H209V66H210L209 64H207ZM217 66H218V65H217ZM223 66H224V65H222V67H223ZM226 66H228V64L225 65L224 67H226ZM234 66H235V65H234ZM234 66H233V68H234ZM247 66H248V65H247ZM263 66H264V65H262V67H263ZM1 67H3L2 64H1ZM13 67H14V65H13ZM36 67H37V66H36ZM44 67H45V66H44ZM57 67H58V66H57ZM68 67H69V66H68ZM68 67H67V68H68ZM86 67H87V66H86ZM89 67H90V66H89ZM97 67H99V66H97ZM124 67H125V66H124ZM134 67H135V66H134ZM144 67H145V66H144ZM167 67H168V66H167ZM184 67H186V66L184 65ZM184 67H183V68H184ZM190 67H192V65H191ZM200 67H203V66H200ZM229 67H230V66H228V68H229ZM241 67H242V66H241ZM16 68H20V69H21V66L16 67ZM37 68H38V67H37ZM37 68H36V69H37ZM39 68H40V67H39ZM39 68H38V69H39ZM45 68H48V67H45ZM45 68H41V69L44 70ZM59 68H60V67H59ZM59 68H57V69H59ZM65 68H66V67H65ZM83 68H84V67H83ZM90 68H91V67H90ZM94 68H95V67H94ZM118 68H119V67H118ZM127 68H128V67H127ZM130 68H129V70H131ZM136 68H137V66H136ZM176 68H177V67H176ZM188 68H189V67H188ZM192 68H193V67H192ZM196 68H199V67H196ZM196 68H194V69L196 70ZM204 68H205V67H204ZM220 68H221V67H220ZM220 68H218V69H219L218 71H220ZM1 69H2V68H1ZM38 69H37V70H38ZM54 69H56V68H54ZM57 69H56V70H57ZM61 69H64V68H61ZM61 69H59V70H61ZM80 69H82V68H80ZM80 69H79V70H80ZM104 69H105V67H104ZM116 69H117V68H116ZM121 69H123V67H122ZM139 69H140V68H139ZM159 69H160V68H159ZM174 69H175V68H174ZM194 69H193V70H194ZM199 69H200V68H199ZM223 69H224V68H223ZM226 69H227V68H226ZM230 69H232V68L230 67ZM230 69H228V71H229ZM234 69H235V68H234ZM234 69L230 70L229 72H230V73H231V71H234V72H235ZM3 70H2V72H3ZM11 70H12V71H11ZM32 70H33V68H32ZM32 70H30L31 73L28 72L29 75H30V74L32 75L33 71H36V70H33V71H32ZM45 70H46V69H45ZM45 70H44V72H45V74H46V71H45ZM65 70H66V69H64V71H65ZM70 70H71V69H70ZM85 70L88 71V67H87V69H85ZM85 70H84V71H85ZM90 70H94L93 73L97 71L96 69H90ZM101 70H103V67H102ZM105 70L108 71L109 69H105ZM110 70H111V69H110ZM123 70H124V69H123ZM147 70H148V69H147ZM168 70H169V69H168ZM172 70H173V69H172ZM175 70H176V69H175ZM180 70H181V68H180ZM184 70H185V68H184ZM195 70H194V71H195ZM200 70H201V69H200ZM202 70H203V69H202ZM202 70H201V71H202ZM204 70H205V69H204ZM204 70H203V71H204ZM239 70H240V69H239ZM249 70H250V69H249ZM249 70H248V71H249ZM21 71H23V70H21ZM40 71H41V70H40ZM53 71H54V70H53ZM61 71H62V70H61ZM61 71H60V72H61ZM66 71H67V70H66ZM74 71H76V69H75ZM119 71H120V70H119ZM132 71H133V70H132ZM149 71H150V70H149ZM155 71H156V70H155ZM185 71H186V70H185ZM188 71H189V70H188ZM188 71H187V72H188ZM207 71H208V70H207ZM237 71H238V70H237ZM244 71H245V68H244V70L241 69V72H242V73H245ZM16 72H18V71H16ZM23 72H24V71H23ZM37 72H38V71H37ZM41 72H42V71H41ZM77 72H78V70H77ZM77 72H76V73H77ZM81 72H82V71H81ZM110 72H111V71H110ZM114 72H115V71H114ZM129 72L132 73L131 71H129ZM150 72H151V71H150ZM164 72H165V71H164ZM170 72H171V71H170ZM174 72H175V71H174ZM179 72H180V71H179ZM179 72H176V73L179 74ZM181 72H182V71H181ZM196 72H197V70H196ZM196 72H195V73H196ZM213 72H210V74L212 73V74H211V77H212V75H213V76L215 75V74H213ZM216 72H217V71H216ZM223 72H225V71H222L221 73L218 72V73H216V74H218V75H219V74H222V75L225 77V75H227L228 72L226 71V74H225V75L223 74ZM234 72H233V74H234ZM0 73H1V72H0ZM6 73H8V72H6ZM14 73H15V72H14ZM18 73H19V72H18ZM24 73H25V72H24ZM24 73H23V74H24ZM28 73H25V74L27 75ZM35 73H36V72H35ZM38 73H39V75H40V72H38ZM47 73L49 74V72H47ZM55 73H56V72H55ZM58 73H59V72H58ZM61 73H62V72H61ZM69 73H70V71H69ZM73 73H74L73 71L70 73V74H72L71 77H73ZM88 73H90V72H88ZM96 73H97V72H96ZM100 73H101V71H100ZM112 73H113V72H112ZM121 73H123V72L121 71ZM130 73L127 72L128 75H129ZM133 73H134V71H133ZM171 73H172V72H171ZM176 73L173 74V75L177 76ZM183 73H184V72H183ZM183 73H181V75H182ZM193 73H194V72H193ZM193 73H192V74H193ZM198 73H201V72H198ZM198 73H197V74H198ZM203 73H205V72H203ZM239 73H240V72H239ZM1 74H4V73H1ZM1 74H0V75H1ZM23 74L20 73L19 75L22 76ZM25 74H24V75H25ZM42 74H43V72H42ZM42 74H41V75H42ZM48 74H46V76H47ZM50 74H51V73H50ZM56 74H57V73H56ZM64 74H65V73H64ZM67 74H68V72H67ZM67 74H66L65 76H67ZM74 74H75V73H74ZM82 74H83V73H82ZM86 74H87V73H86ZM103 74H104V73H103ZM106 74H107V73H106ZM109 74H110V73H109ZM117 74H118V73H117ZM117 74H116V75H117ZM124 74H125V73H124ZM127 74H126V77H125L123 74H122V75H123L125 78H127V77H128ZM136 74H137V73H136ZM184 74H185V73H184ZM184 74H183V75H184ZM207 74H208V73H207ZM245 74H246V73H245ZM247 74H248V73H247ZM9 75H10V74H9ZM9 75H7V79L9 78ZM15 75L18 76V74L16 73V74H14L13 77H15ZM24 75H23V77H24ZM31 75H30V76H31ZM33 75H34V74H33ZM80 75H81V73H80ZM107 75H108V74H107ZM112 75H113V74H112ZM112 75H110V76H112ZM116 75H115L114 77H116ZM118 75H120V74H118ZM130 75H131V74H130ZM140 75H141V74H140ZM148 75H149V74H148ZM167 75H168V74H167ZM179 75H180V74H179ZM193 75H194V74H193ZM193 75H192V76H193ZM201 75H204V74L201 73L200 76H201ZM208 75H209V74H208ZM239 75H241V74H239ZM1 76H2V75H1ZM5 76H6V75H5ZM11 76H12V74H11ZM43 76L45 77V75H43ZM51 76H52V74H51ZM55 76H56V75L54 74L53 77H55ZM68 76H69V75H68ZM68 76H67V78H68ZM86 76H87V75H86ZM93 76L96 77L95 75H93ZM110 76H108V77H110ZM133 76H135V75L133 74ZM136 76H137V75H136ZM196 76H197V75H196ZM205 76H207V75L205 74ZM216 76H217V75H216ZM223 76H221L220 78H222ZM227 76L229 77L230 74H228ZM236 76H238V75L235 74V76L233 77L234 81H235V77H236ZM18 77H19V76H18ZM26 77H27V76H26ZM40 77H42V76H40ZM60 77H61V76H60ZM62 77H64V76L62 75ZM71 77H70V78H71ZM83 77H84V76H81V78H83ZM90 77H91V76H90ZM101 77H102V74H101ZM121 77H122V76H121ZM130 77H131V76H130ZM158 77H159V76H158ZM164 77H166V76H164ZM169 77H170V76H169ZM169 77H168V79H169ZM178 77H179V76H178ZM184 77H185V75H184ZM186 77H187V76H186ZM186 77H185V78H186ZM193 77H194V76H193ZM193 77H192V78H193ZM197 77H198V76H197ZM201 77H202V76H201ZM201 77H200V78H201ZM211 77H210V78H211ZM214 77H215V76H214ZM0 78H1V77H0ZM5 78H6V77H5ZM15 78H16V77H15ZM32 78H34V76H32ZM32 78L30 77V79H32ZM37 78H39V77L37 76ZM55 78H57V76H56ZM55 78H53V79H55ZM86 78H88V77H86ZM86 78H85V79H86ZM96 78H97V77H96ZM96 78H95V79H96ZM98 78H99V76H98ZM111 78H112V77H110V80H111ZM118 78H119V76H118ZM133 78H134V77H133ZM138 78H139V77H138ZM156 78H157V77H156ZM159 78H160V77H159ZM166 78H167V77H166ZM166 78H165V79H166ZM173 78H174V77H173ZM180 78H181V77H180ZM187 78H188V77H187ZM189 78H190V77H189ZM194 78H195V77H194ZM198 78H199V77H198ZM212 78H213V77H212ZM212 78H211V79H212ZM215 78H216V77H215ZM217 78H219V77L217 76ZM220 78H219V79H220ZM238 78H239V77H238ZM10 79H11V78H9L8 80H10ZM19 79H20V78H19ZM24 79H25V78H24ZM26 79H27V81H28V80H29V81H32V80L28 79V77H27ZM42 79L44 80V78H42ZM42 79H41V80H42ZM58 79H59V78H58ZM58 79H57V80H58ZM79 79H80V77L78 78V81H77V82H75V81L73 82V80H71V81H72V83H74V84H76V83L79 84V81L82 80V79H80V80H79ZM102 79H103V78H102ZM104 79H106V77H105ZM129 79H130V78H129ZM131 79H132V77H131ZM135 79H136V78H135ZM135 79H132V80H135ZM145 79H146V78H145ZM154 79H155V78H154ZM161 79H162V78H161ZM165 79L163 78L162 80H165ZM181 79H182V78H181ZM181 79H180V82H181ZM190 79H191V78H190ZM206 79H207V78L205 77V80H206ZM213 79H214V78H213ZM213 79L211 80V82L213 81ZM219 79H217V81H219L217 84H220V83H221V82H220L221 80H219ZM226 79L229 80V78H226ZM226 79H225V80H226ZM231 79H232V78H231ZM231 79L229 80V83H230V81H232ZM239 79H240V78H239ZM0 80L3 81V78L0 79ZM15 80H16V79H15ZM15 80H14V78H13V81H15ZM35 80H36V78H35ZM43 80H42V82H43ZM47 80H50V79L47 78ZM61 80H65V77H64V79H59V81H61ZM74 80H76V79H74ZM96 80H98V79H96ZM96 80H92V81L95 82ZM117 80H118V79H117ZM117 80H115V81H117ZM122 80H123V78H122ZM122 80H121V84H124V83L122 82ZM140 80H141V79H140ZM151 80H152V79H151ZM175 80H176V79H175ZM191 80H192V79H191ZM201 80H202V79H201ZM203 80H204V79H203ZM205 80L202 81V82H205ZM225 80L223 79V81H225ZM228 80H227V81H228ZM236 80H237V79H236ZM13 81H12V83H13ZM16 81H17V80H16ZM16 81L14 82V84L16 83ZM23 81H24V80H23ZM27 81H26V82H27ZM33 81H34V80H33ZM33 81H32V82H33ZM54 81H55V80H54ZM66 81H67V80H66ZM66 81H63V82H66ZM86 81H87V79H86ZM88 81H90V80H88ZM92 81H90V82L93 84ZM99 81H100V80H98V82H99ZM108 81H109V80H108ZM115 81H114V82H115ZM118 81H119V80H118ZM123 81H124V80H123ZM138 81H139V79H138ZM186 81H187V80H186ZM189 81H190V80H189ZM189 81H188V82H189ZM206 81H210V80L207 79ZM214 81L217 82L216 80H214ZM214 81H213V82H214ZM223 81H222V82H223ZM227 81H225V82H227ZM6 82H7V80H6ZM26 82H25V86H26ZM32 82H29V83H32ZM34 82H35V81H34ZM37 82L39 83L40 80L37 81ZM44 82H45V81H44ZM44 82H43V83H44ZM61 82H62V81H61ZM69 82H70V81H69ZM96 82H97V81H96ZM103 82H104V81H103ZM109 82L111 83V81H109ZM109 82H108V83H109ZM136 82H137V81H136ZM139 82H140V81H139ZM150 82H151V81H150ZM161 82L163 83L164 81H161ZM175 82H176V81H175ZM182 82H184V80H183ZM182 82L179 83V84H181V85H185L186 83H188V82H185V83L182 84ZM192 82H194V79H193ZM197 82L199 83L198 80H197ZM197 82H195V83H197ZM200 82H201V81H200ZM202 82H201V83H202ZM237 82H238V81H237ZM2 83H3V82H2ZM8 83H11V81H9ZM12 83H11V84H12ZM27 83H28V82H27ZM38 83H37V84H38ZM40 83H41V82H40ZM43 83H42V84H43ZM57 83H58V82H57ZM57 83H56V84H57ZM66 83H67V82H66ZM85 83H86V82H85ZM85 83H84V84H85ZM106 83H107V82H106ZM110 83H109V84H110ZM125 83H126V82H125ZM127 83H129V81H127ZM133 83H135V82H133ZM171 83H172V82H171ZM171 83H169V84L171 85ZM176 83H178V82H176ZM195 83H193V85H194ZM201 83H200V84H201ZM229 83H228V84H229ZM231 83H232V82H231ZM233 83H234V82H233ZM233 83H232V84H233ZM11 84H10V86H14V87H15L14 84H13V85H11ZM35 84H36V83H35ZM35 84H31V86L33 87ZM37 84H36V85H37ZM67 84H68V83H67ZM80 84H82V82H81ZM89 84H90V83H89ZM99 84H100V86H101L102 83L99 82ZM104 84H105V82H104ZM104 84H102V86H103ZM115 84H116V83H115ZM165 84H168V83H165ZM188 84H189V86H190V83H188ZM203 84H207V82H205V83H203ZM203 84H201V85H203ZM217 84H215V86H216ZM225 84H226V83H225ZM234 84H236V83H234ZM6 85H7V84L5 83V86H6ZM16 85H17V84H16ZM28 85H30V84H28ZM71 85H73V84H71ZM105 85H106V84H105ZM110 85H111V84H110ZM119 85H120V83H119ZM133 85H134V84H133ZM135 85H136V83H135ZM157 85H158V84H157ZM163 85H164V83H163ZM163 85H162V87H163ZM191 85H192V84H191ZM196 85H197V84H196ZM201 85L198 86V87L202 88ZM207 85H211V84H207ZM212 85H213V84H212ZM221 85H222V84H221ZM221 85H220V86L217 85V86L221 87ZM226 85H227V84H226ZM229 85H230V84H229ZM0 86H1V85H0ZM2 86H3V85H2ZM7 86H8V85H7ZM7 86H6V88H7ZM21 86H24V84H23V85L21 84ZM21 86H19V87H21ZM39 86H40V84H39ZM63 86H64V85H63ZM73 86H75V85H73ZM76 86L81 87L82 85H81V86H80V85H76ZM90 86H91V84H90ZM92 86H93V85H92ZM92 86H91V87H92ZM95 86H96V85H95ZM102 86H101V87H102ZM111 86H113V85H111ZM126 86H127V85H126ZM128 86L130 87V85H128ZM149 86H150V85H149ZM189 86H187V88H188ZM203 86H205V85H203ZM14 87H12V88H14ZM17 87H18V86H17ZM29 87H30V86H29ZM29 87L27 88V90H28V89L30 90ZM34 87H35V86H34ZM45 87H46V86H44V87H41V86H40V88H44V89H45ZM53 87H54V86H53ZM64 87H66V85H65ZM70 87L72 88V86H70ZM70 87H68V89H69ZM93 87H94V86H93ZM97 87H99V86H97ZM109 87H110V86H109ZM109 87H107V89H108ZM122 87H124V86H122ZM129 87H125V88L127 89V88H129ZM135 87H136V86H134V88H135ZM169 87H170V86H169ZM169 87H168V89H169ZM179 87H180V85H179ZM182 87H184V86H182ZM182 87H180V88H182ZM185 87H186V85H185ZM185 87H184V88H185ZM190 87H191V86H190ZM193 87H194V86H193ZM205 87H206V86H205ZM212 87H213V86H212ZM224 87H225V85H224ZM224 87L222 86V88H224ZM227 87H228V86H226L225 88L227 89ZM0 88H2V87H0ZM3 88H4V87H3ZM8 88H9V87H8ZM8 88H7V89H8ZM15 88H16V87H15ZM21 88H22V87H21ZM21 88H20V89H21ZM25 88H26V87H25ZM25 88H24V89H25ZM36 88H37V86H36ZM55 88H56V85H55ZM55 88H54V90H56ZM71 88H70V93H72V91L76 89V88L73 87L74 89H72V91H71ZM85 88H86V87H85ZM102 88H103V87H102ZM114 88H115V86H114ZM114 88H113V89H114ZM144 88H145V86H144ZM148 88H149V87H148ZM174 88L176 89L175 86H174ZM184 88H183V90H184ZM194 88H195V91H196L197 87L195 86ZM206 88H207V87H206ZM216 88H217V87H216ZM216 88H215V90H216ZM232 88H233V86H232ZM9 89H10V88H9ZM44 89H43V90H44ZM48 89H49V88H48ZM57 89H58V88H57ZM77 89H78V88H77ZM79 89H80V88H79ZM83 89H84V88H83ZM86 89H87V88H86ZM100 89H101V88H100ZM111 89H112V88H111ZM129 89H131V91H132L133 88L131 87V88H129ZM129 89H128V91L130 92ZM135 89H136V88H135ZM135 89H134V90H135ZM162 89H163V88H161V92L163 91ZM165 89H166V88H165ZM170 89H171V88H170ZM202 89H203V88H202ZM207 89H210V88H207ZM207 89H206V90H207ZM213 89H214V87H213ZM226 89H224V91H223L224 93H227ZM13 90H14V89H13ZM31 90H32V89H31ZM41 90H42V89H41ZM58 90H62V88H60V89H58ZM95 90H97V89L95 88ZM95 90L93 91V94L95 93ZM123 90H125V89L123 88ZM123 90H121V91H123ZM140 90H142V89H140ZM144 90H146V89H144ZM154 90H155V89H154ZM215 90H214V91H215ZM218 90H220V89H218ZM221 90H222V89H221ZM237 90H238L237 92H239L240 89H237ZM11 91H12V90H11ZM16 91H19V90L17 89ZM21 91H22V90H21ZM21 91H19V93H20ZM24 91H26V90H23V92H24ZM33 91H34V90H33ZM33 91H32V92H33ZM77 91H78V90H77ZM103 91H104V90H103ZM108 91H109V90H108ZM114 91H115V90H114ZM117 91H118V89H116V92H117ZM119 91H120V89H119ZM148 91H149V90H148ZM171 91H172V90H171ZM173 91H174V90H173ZM181 91H182V90H181ZM188 91H190V90H188ZM192 91H194V90H192ZM192 91H191V92H192ZM199 91H200V90H197V92H199ZM201 91H202V90H201ZM201 91L199 92V94L201 93ZM203 91H204V90H203ZM203 91H202V92H203ZM232 91H233V90H232ZM235 91H236V90H235ZM23 92H22V93H23ZM27 92H31V91H27ZM45 92H46V90H45L44 92H42V94L45 93ZM47 92H49V90H47ZM47 92L45 93L46 95L44 94L43 96H47V95H48ZM53 92H54V91H53ZM57 92H58V91H57ZM59 92H61V91H59ZM59 92H58V93H59ZM67 92H69V91H67ZM75 92H76V91H75ZM90 92H91V91H90ZM98 92H99V90H98ZM100 92H101V91H100ZM126 92H127V91H126ZM135 92H136V90H135ZM135 92H134V94H135ZM139 92H140V91H139ZM141 92H142V95L139 96V97H143V96H144V95H143V94H144L143 91H141ZM141 92H140V93H141ZM146 92H147V91H146ZM157 92H160V90L157 91ZM163 92H164V91H163ZM176 92H177V91H176ZM176 92L174 91V93H176ZM178 92H180V91H178ZM178 92H177L176 95H177V98L180 99V95H179V97H178ZM183 92H184V91H183ZM204 92H207V91H204ZM211 92H213V90H211ZM215 92H216V91H215ZM218 92H219V91H218ZM218 92H217V93H218ZM229 92H230L229 94L231 95V91H229ZM237 92H235L234 94H236ZM0 93H1V92H0ZM13 93H14V92H13ZM17 93H18V92H17ZM22 93H21V94H22ZM36 93H39V91L36 92ZM49 93H50V92H49ZM55 93H56V91H55ZM70 93L67 94V97H68V95H69ZM73 93H74V92H73ZM76 93H77V92H76ZM84 93H86V92L84 91ZM88 93H89V92H88ZM127 93H128V92H127ZM130 93H131L132 96H133V92H130ZM130 93H128V94H130ZM140 93H139V94H140ZM147 93H148V92H147ZM149 93H151V92H149ZM165 93H166V92H165ZM169 93H171L170 90H169ZM174 93H172V94H174ZM180 93H181V92H180ZM185 93H186V91H185ZM188 93H190V92H188ZM217 93H216V94H217ZM224 93H222V94H224ZM1 94H2V93H1ZM21 94H20V95H21ZM26 94H27V93L25 92L23 95H26ZM53 94H54V93H52L51 95H53ZM78 94H79V92H78ZM78 94H76V95H78ZM80 94H81V92H80ZM82 94H83V93H82ZM97 94H98V93H97ZM105 94H106V93H105ZM107 94H108V93H107ZM112 94H113V93H112ZM118 94H120V92H117V95H118ZM128 94H127V95H128ZM136 94H138V93H136ZM153 94H154V93H153ZM153 94H151V96L148 95L147 97L150 96L151 99H152V98H153V97H152ZM156 94H157V93H156ZM159 94H161V93H159ZM167 94H168V93H167ZM202 94H203V93H202ZM205 94H208V93H204V95H205ZM209 94H210V93H209ZM216 94H215V95H216ZM219 94H221V93H219ZM227 94H228V93H227ZM227 94H226V95H218V94H217L216 96H222V97H223V96H226V97H227ZM237 94H238V93H237ZM240 94H241V93H240ZM3 95H6V94L4 93ZM8 95H9V94H7V96H8ZM10 95H13V94L10 93ZM23 95H21V96H23ZM27 95H28V94H27ZM27 95H26V96H27ZM29 95L32 96L31 93H30ZM34 95H35V94H34ZM51 95H50V96H51ZM54 95H55V94H54ZM58 95H59V94H58ZM63 95H64V94H63ZM88 95H89V97H92V96H93V95L90 96V94H88ZM88 95H87V96H88ZM115 95H116V94H115ZM123 95H124V94H123ZM125 95H126V94H125ZM145 95H146V94H145ZM161 95H162V94H161ZM168 95H169V94H168ZM176 95L174 94V96H176ZM182 95H183V93H181V96H182ZM190 95H191V93H190ZM200 95H201V94H200ZM200 95H198V96H200ZM211 95H214V94L211 93ZM215 95H214V97L216 98ZM232 95H233V94H232ZM232 95H231V96H232ZM241 95H242V94H241ZM13 96H15V95H13ZM16 96H17V94H16ZM21 96H20V97H21ZM26 96H25V97H26ZM31 96H30V97H31ZM36 96H37V95H36ZM39 96H40V94H39ZM55 96L57 97V95H55ZM65 96H66V95H65ZM71 96H73V95L71 94L69 98H71ZM84 96H85V95H84ZM94 96H95V98H97L96 95H94ZM98 96H99V95H98ZM100 96H101V94H100ZM109 96H112V95H109ZM118 96H119V95H118ZM157 96H158V95H157ZM159 96H160V95H159ZM162 96H163V95H162ZM164 96H166V95L164 94ZM183 96H184V95H183ZM196 96H197V95H196ZM202 96H203V95H202ZM17 97H18V96H17ZM25 97L23 96V99H24ZM32 97H33V96H32ZM47 97H48V96H47ZM56 97H54V98H56ZM59 97H60V96H59ZM61 97H62V95H61ZM61 97H60V98H61ZM67 97H66V98H67ZM82 97H83V96H82ZM89 97H88V98H89ZM105 97H107V96H105ZM105 97H104V98H105ZM115 97H116V96H114V97L112 98L113 102L115 101V100H114ZM127 97H128V96H127ZM135 97L137 98L138 96L136 95ZM135 97H133V98H135ZM144 97H145V96H144ZM150 97H149L148 99L145 97V99L149 100ZM200 97H201V96H200ZM205 97H207V96H205ZM205 97H204V98H205ZM228 97H230V96H228ZM228 97H227V98H228ZM232 97H235V96H232ZM237 97H238V96H237ZM8 98L10 99V96H9ZM64 98H65V97H64ZM73 98H74V97H73ZM78 98H79V96H78ZM110 98H111V97H110ZM124 98H125V96H124ZM124 98H123V99H124ZM131 98H132V97H131ZM136 98H135V100H136V101H139V100H137ZM154 98H155V100H156V97H154ZM158 98H159V97H158ZM161 98H162V97H161ZM164 98H167V96L164 97ZM170 98H171V97H169V99H170ZM201 98H203V97H201ZM208 98L210 99L211 97L209 96ZM230 98H231V97H230ZM240 98H241V96H240ZM252 98H253V97H252ZM1 99H2V97L0 98V100H1ZM6 99H7V97H6ZM19 99H21V98H19ZM19 99H18V100H19ZM23 99H22V101H21V104H22V102H23ZM32 99H33V98H32ZM56 99H57V98H56ZM67 99H68V98H67ZM82 99H83V98H82ZM91 99H92V98H91ZM98 99H99V98H98ZM119 99H120V96H119ZM123 99H121V101H122ZM125 99H126V98H125ZM127 99H128V98H127ZM127 99H126V101H127ZM142 99H143V98H142ZM145 99H144V101H147V100H145ZM159 99H160V98H159ZM159 99H157V100H159ZM169 99H168V100H169ZM175 99H176V98H175ZM179 99H176V100H179ZM198 99L201 101V99H200L199 97H198ZM211 99L214 100V98H211ZM217 99H218V97H217ZM219 99H220V98H219ZM223 99H225V98L223 97V98H222V101H223ZM238 99H239V97H238ZM245 99H247V98H245ZM245 99L243 100L244 103H245ZM248 99H250V98H248ZM7 100H8V99H7ZM13 100H14V99H13ZM35 100H36V99H35ZM48 100H50V99H48ZM54 100H55V99H54ZM62 100H63V99H62ZM65 100H66V99H65ZM75 100H77V98H76ZM79 100H80V98L78 99V101H79ZM110 100H111V99H110ZM133 100H134V99H133ZM135 100H134V102H135ZM173 100H174V99H173ZM176 100H175V101H176ZM182 100H183V99H182ZM213 100H211V101H213ZM227 100H229V99H227ZM231 100H232V99H231ZM235 100H236V99H235ZM250 100H252V99H250ZM253 100H254V98H253ZM10 101H12V100H10ZM15 101H16V100H15ZM28 101H30V102H29V104H30L33 100L31 101V100L29 99V100H27V101H24V103H25V102H28ZM38 101H39V100H38ZM43 101H44V100H43ZM45 101H46V100H45ZM58 101H59V100H58ZM66 101H67V100H66ZM68 101H69V100H68ZM68 101H67V102H68ZM72 101H74V100H72ZM81 101H84V102H85L86 100H85V99H84V100H80V102H81ZM102 101L105 102V100H102ZM102 101H101V104L103 103ZM106 101H107V100H106ZM119 101H120V100H119ZM121 101H120V102H121ZM144 101H143V103H144ZM161 101H163V100H161ZM166 101H167V100H165V102H166ZM170 101H171V100H170ZM211 101H209V102H211ZM215 101H217V100H215ZM215 101H214V102H215ZM218 101H219V100H218ZM218 101H217V102H218ZM246 101H247V100H246ZM3 102H4V101H3ZM3 102H2V103H3ZM13 102H14V101H12L11 103L13 104ZM19 102H20V101H19ZM33 102H35V105L37 106L36 101H33ZM40 102H42L41 99H40V101H39L38 103L41 104ZM56 102H57V101H56ZM67 102H66V103H67ZM69 102H70V101H69ZM87 102H88V101H87ZM95 102H96V99H95ZM113 102H112V103H113ZM123 102H125V101H123ZM128 102H129V101H127L126 103L128 104ZM131 102H132V100H131ZM141 102H142V101H141ZM149 102H150V101H149ZM152 102H154V100H151V103H148V102H147V103L149 104V106H150V105L152 106ZM155 102H156V101H155ZM155 102H154V103H155ZM157 102H158V101H157ZM157 102H156V103H157ZM168 102H169V101H168ZM183 102H185V100H183ZM183 102H181V103H183ZM187 102H188V101H186V104L189 103V102H188V103H187ZM202 102H203V99H202ZM205 102H206V100H205ZM217 102H216V103H217ZM225 102H226V101H224V102H222V103H225ZM232 102H235V101L232 100ZM239 102H240V101H239ZM250 102H251V101H250ZM2 103H1V105H2ZM8 103H9V101H8ZM14 103H16V102H14ZM17 103H18V101H17ZM58 103H59V102H58ZM64 103H65V102H63V104H64ZM76 103H77V102H76ZM76 103H75V104H76ZM89 103H90V102H89ZM91 103H92V102H91ZM108 103L110 104V102H108ZM118 103H119V102H118ZM121 103H122V102H121ZM156 103H155V104H156ZM166 103H167V102H166ZM173 103H174V102H173ZM177 103H178V102H177ZM194 103H195V102H194ZM226 103H227V102H226ZM226 103H225V104H226ZM229 103H230V102L228 101V103H227L226 105H228ZM242 103H243V102H242ZM244 103H243L242 105H244ZM3 104H5V103H3ZM12 104L9 103V105H11V106H12ZM18 104L21 105L20 103H18ZM18 104H17V105H18ZM59 104H62V103H59ZM68 104H69V103H68ZM79 104H80V105H79ZM79 104H78V105H79V107H80V106H81V103H79ZM84 104H86V103H84ZM92 104H93V103H92ZM94 104H95V103H94ZM94 104H93V105H94ZM104 104L107 105V103H104ZM104 104H103V105H104ZM115 104H116V103H115ZM171 104H172V103H171ZM171 104H169V105H171ZM175 104H176V103H175ZM175 104H172V105L174 106ZM178 104H179V103H178ZM178 104H177V105H178ZM219 104H220V102H219ZM232 104H234V103H232ZM235 104H236V103H235ZM235 104H234V105H235ZM240 104H241V103H240ZM14 105H15V104H13V106H14ZM27 105H28V104H27ZM33 105H34V104H32L31 107H32ZM45 105H46V102H45L44 106H45ZM66 105H67V104H66ZM70 105H71V102H70ZM78 105H77V106H78ZM88 105H89V104H88ZM110 105H112V104H110ZM110 105H109V107H110ZM117 105H118V104H117ZM122 105H123V103H122ZM138 105H139V104H138ZM138 105H137V108H138L137 110H138V112H139V114H140V113H141V112H140V109H139L140 107H139ZM177 105H175V106H177ZM217 105H218V104H217ZM223 105H224V104H223ZM234 105H233V106H234ZM7 106H8V105H7ZM24 106H25V105H23V107H24ZM39 106H40V105H39ZM41 106H42V108H43V103H42ZM41 106H40V107H41ZM48 106H49V105H48ZM52 106L55 107L56 105H52ZM52 106H51V107H52ZM61 106H64V105H61ZM67 106H68V105H67ZM97 106L99 107L98 103H97ZM104 106H105V105H104ZM114 106H115V105H114ZM119 106H120V105H119ZM140 106H141V105H140ZM143 106H144V105H143ZM145 106H146V104H145ZM147 106H148V105H147ZM154 106H155V105H154ZM165 106H166V104H165ZM165 106H164V108H166ZM167 106H168V105H167ZM188 106H190V105H188ZM198 106H199V105H198ZM210 106L212 107V105H210ZM221 106H222V105H221ZM228 106H229V105H228ZM230 106H231V105H230ZM9 107H10V106H9ZM16 107H18V106H16ZM25 107H26V106H25ZM37 107H38V106H37ZM46 107H47V105H46ZM59 107H60V106H59ZM68 107H69V106H68ZM72 107H75V106H72ZM79 107H78V108H79ZM82 107H84L86 110L89 109V108H87V107H85V106H83V105H82ZM105 107H106V106H105ZM109 107H106V108L108 109ZM115 107L117 108V106H115ZM115 107H114V108L111 107V108H112V109H115ZM124 107L126 108L125 104H124ZM130 107H131V106H130ZM155 107H156V106H155ZM161 107H163V106H161ZM169 107L171 108V106H169ZM180 107H181V106H180ZM186 107H187V106H186ZM196 107H197V106H195V107H193V108H196ZM223 107H224V106H222V108H223ZM234 107H235V106H234ZM241 107H242V106H241ZM3 108H5V107L3 106ZM10 108H11V107H10ZM10 108H9L8 110H10ZM14 108H15V107H12V112H13V109H14ZM18 108H20V110H22V109H21V106H19ZM26 108H27V107H26ZM26 108H25V109H26ZM38 108H39V107H38ZM44 108H45V107H44ZM47 108H48V107H47ZM49 108H50V107H49ZM52 108H53V107H52ZM56 108H58V106H57ZM63 108H64V107H63ZM65 108H67V107H65ZM118 108H120V107H118ZM133 108H134V107H133ZM135 108H136V107H135ZM135 108H134V109H135ZM141 108L143 109L142 106H141ZM147 108H148V107H147ZM149 108H150V107H149ZM151 108H152V107H151ZM172 108H173V107H172ZM174 108H175V107H174ZM174 108H173V109H174ZM181 108H182V107H181ZM183 108H185V107H183ZM183 108H182V109H183ZM193 108L190 107V109H193ZM205 108H206V106L202 107L203 110H204ZM213 108H214V107H213ZM227 108H228V107L226 106V108H224V109L228 110ZM242 108H243V107H242ZM0 109H2V107H0ZM33 109H34V108H33ZM33 109H32V110H33ZM59 109H60V111H63V110H61V108H59ZM80 109H81V108H80ZM100 109H101V108H100ZM100 109H98V110H100ZM109 109H110V108H109ZM109 109H108V112H111V111H110L111 109H110V110H109ZM167 109H168V108H167ZM178 109H179V108H178ZM187 109H188V111H187ZM187 109H185V111H186V112H190V110H189L188 107H187ZM200 109H201V108H200ZM202 109H201V110H202ZM230 109H231V107H230ZM14 110H15V109H14ZM38 110H42V109L39 108ZM66 110H69V109L67 108ZM66 110H65V111H66ZM70 110H71V109H70ZM75 110H76V108H75ZM75 110H73V111H75ZM77 110H79V109H77ZM83 110H84V109H83ZM89 110H90V109H89ZM103 110L105 111L106 109H103ZM115 110H116V109H115ZM123 110H124V109H123ZM143 110H144V112H145V109H143ZM150 110H151V109H150ZM157 110H158V109H157ZM157 110H156V111H157ZM160 110H162V113H163L164 110H163L162 108H160L159 111H160ZM196 110H197V109H196ZM201 110H197V111H200V112H201ZM205 110H206V109H205ZM208 110H209V108H208ZM210 110H211V109H210ZM216 110L218 111L217 108H216ZM219 110H220V109H219ZM231 110H232V109H231ZM236 110H237V106H236ZM239 110H241V109L239 108ZM2 111H3V110H2ZM4 111L6 112V110H4ZM15 111H16V110H15ZM22 111H24V109H23ZM27 111H28V113L26 112V114H25V113H22V112L20 111V112H21V115H22V116H21V115H20V116L23 117V115L25 114V115H24V118H25V117L29 114V111H31V110H27ZM34 111H35V113H36V110H34ZM52 111H53V110H52ZM52 111H48V112L51 113ZM71 111H72V110H71ZM73 111H72V112H73ZM81 111H82V110H81ZM101 111H102V110H101ZM101 111H100V112H101ZM119 111H121V113H122V109H121V110L119 109ZM119 111H118V112H119ZM124 111H125V110H124ZM126 111H127L126 113L129 112L128 108H127ZM130 111L132 112V110H130ZM141 111H142V110H141ZM151 111H154V108H153V110H151ZM151 111L148 112V109H147L146 112H145L146 114L149 113V119H150V115L153 114V113L150 114ZM165 111H166V110H165ZM171 111H172V110H171ZM174 111H175L174 113L176 114L177 108H176V110H174ZM194 111H195V110H194ZM194 111H193V114H194V116H196L197 114H195V113H197V111H195V113H194ZM222 111H223V109H222ZM233 111L235 112L234 108H233ZM242 111H243V110H242ZM5 112H4V114H5ZM10 112H11V110H10ZM12 112H11V113H12ZM17 112H18V111H17ZM24 112H25V111H24ZM40 112H41V111H40ZM40 112H39L38 114H41ZM63 112H64V111H63ZM82 112H83V111H82ZM96 112H97V111H96ZM108 112H107V113H108ZM118 112H117V113H118ZM134 112H135V111H134ZM134 112H133V113H134ZM166 112H167V111H166ZM202 112H203V111H202ZM212 112H213V111H212ZM212 112H211V113H212ZM0 113H1V111H0ZM2 113H3V112H2ZM13 113H14V112H13ZM13 113H12V114H13ZM30 113H31V112H30ZM61 113H62V112H61ZM64 113H65V112H64ZM83 113H85V112H83ZM86 113H87L88 116H89V112L86 111ZM104 113H105V115L107 114L106 112H104ZM113 113L116 114L115 112H113ZM129 113H130V112H129ZM133 113H132V114H133ZM142 113H143V111H142ZM156 113L158 114V112H156ZM168 113H169V112H168ZM172 113H173V112H172ZM177 113H178V112H177ZM191 113H192V112H190L189 114H190L191 116H193ZM206 113H209V111H206ZM219 113H220V112H219ZM4 114H3V116H4ZM43 114H44V113H43ZM74 114H75V113H74ZM92 114H93V113H91V115H92ZM124 114H125V113H124ZM154 114H155V113H154ZM157 114H156V116H157V118H158V115H157ZM159 114H161V113L159 112ZM163 114H164V113H163ZM170 114H171V113H170ZM185 114H186V113H184V115H185ZM187 114H188V113H187ZM189 114H188V116H189ZM201 114H202V113H201ZM201 114L198 115V118H199V116L201 117ZM204 114H205V111H204ZM214 114H215V113H214ZM216 114H217V113H216ZM221 114L223 115L222 112H221ZM221 114H220V115H221ZM225 114H226V115H223V116H228L227 113H225ZM229 114H230V112H229ZM17 115H18V113H17ZM17 115H16V117L19 118ZM30 115H31V114H30ZM36 115H37V114H36ZM46 115H47V114H46ZM49 115H50V114H49ZM54 115L56 116L55 112H54ZM75 115H76V114H75ZM80 115H81V114H79V116H80ZM83 115H84V114H83ZM93 115H94V114H93ZM97 115H98V114H97ZM112 115H113V114H112ZM119 115H120V114H119ZM121 115H122V114H121ZM127 115H129V116L127 117L128 120H132V119H133V118L130 116L131 114H127ZM147 115H148V114H147ZM161 115H162V114H161ZM164 115H165V114H164ZM167 115H168V114H167ZM177 115H178V114H177ZM177 115H175V117H176ZM181 115H183V114H181ZM6 116H7V115H6ZM10 116H11V115H10ZM31 116H32V115H31ZM34 116H35V115H34ZM34 116H33V119H35ZM39 116L41 117V116H43V115L41 114V115H39ZM50 116H51V115H50ZM50 116H48V117L50 118ZM72 116H73V115H72ZM76 116H77V115H76ZM81 116H82V115H81ZM81 116H80V117H81ZM84 116H85V115H84ZM103 116H104V115H103ZM103 116H102V117H103ZM109 116H110V114H109ZM124 116H125V115H124ZM139 116H141V115H139ZM142 116H143V115H142ZM142 116H141V117H142ZM144 116H145V114H144ZM152 116H153V115H152ZM178 116H179V115H178ZM178 116H177V117H178ZM186 116H187V115H186ZM186 116H185V117H186ZM203 116H204V115H203ZM205 116H207V114H205ZM209 116H210V117H208V119H209V118L211 119L212 117H211V114H210V113H209ZM240 116H241V115L239 114L238 118H240ZM8 117H9V116H7V118H8ZM28 117H29V116H28ZM35 117H36V116H35ZM43 117H44V116H43ZM46 117H47V116H46ZM67 117H68V116H66L65 119H67ZM73 117H74V116H73ZM73 117H71V118H73ZM91 117H92V116H91ZM99 117H100V119H101V116H99ZM111 117H112V116H111ZM111 117H109V118L111 119ZM116 117H119V116L116 115ZM116 117H115V118H116ZM133 117H134V116H133ZM171 117H173V114H172V116H170V117L168 116V119H171ZM175 117H173L172 119L174 120ZM180 117L183 118L182 116H179L178 119H180ZM196 117H197V116H196ZM216 117H217V116H216ZM220 117H221V116H220ZM229 117H231V116H229ZM229 117H227V118H229ZM252 117H253V116H252ZM252 117H251V118H252ZM7 118H6V119H7ZM29 118H31V117H29ZM44 118H45V117H44ZM49 118H48V119H49ZM51 118H52V117H51ZM53 118H54V116H53ZM71 118H70V119H71ZM82 118H86V116H85V117L82 116ZM88 118H89V117H88ZM88 118H87V119H88ZM94 118H95V121L97 122L95 115H94ZM104 118H106V117H104ZM113 118H114V117H113ZM120 118H121V116H120ZM130 118H131V119H130ZM147 118H148V117H147ZM159 118H160V116H159ZM164 118H165V116H164ZM223 118H224V117H223ZM231 118H232V117H231ZM20 119H21V118H20ZM25 119L28 120L27 122H30V121H31V119H27V117H26ZM25 119H23V120H25ZM36 119H37V118H36ZM39 119L41 120V118H38V120H39ZM42 119H43V118H42ZM75 119H77V118H75ZM78 119H79V118H78ZM89 119H90V118H89ZM91 119H93V117H92ZM91 119H90V120H91ZM98 119H99V118H98ZM123 119H124V118H123ZM137 119H138V118H137ZM139 119H140V117H139ZM142 119H143V117H142ZM152 119H153V117H152ZM152 119H151V120H152ZM154 119H155V120H159V119H156V118H154ZM154 119H153V120H154ZM160 119L162 120V117H161ZM168 119H166V120H168ZM193 119H194V118H192V121H193ZM201 119H202V118H201ZM204 119H205V118H204ZM206 119H207V118H206ZM208 119H207V120H208ZM217 119H218V117H217ZM224 119H225V118H224ZM224 119H223V120H220V118H219L220 121H225ZM240 119H241V118H240ZM3 120H4V118H3ZM3 120L1 119L0 122H3ZM10 120L13 121V120L11 119V117H10ZM21 120H22V119H21ZM29 120H30V121H29ZM55 120H56V119H55ZM57 120H58V119H57ZM57 120H56V121H57ZM71 120H73V119H71ZM107 120H109V119H107ZM115 120L118 121L119 119L116 118ZM124 120H125V119H124ZM126 120H127V119H126ZM126 120H125V122H126ZM143 120H145V119H143ZM147 120H148V119H147ZM163 120H164V119H163ZM166 120H165V121H166ZM173 120H172V121H173ZM175 120H177V119L175 118ZM184 120H187V117H186ZM189 120H190V119H189ZM189 120H188V121H189ZM194 120H195V121H197V120L200 121L199 119H196V118H195ZM213 120H216V119L213 118ZM219 120H217V121H219ZM226 120H227V119H226ZM234 120H236V119H234ZM41 121H42V120H41ZM82 121H83V122H82V124H83V123H84V120H82ZM87 121H88V120H87ZM87 121H86V122H87ZM101 121H102V120H101ZM101 121H100V122H101ZM136 121H137V120H136ZM138 121H141V120H138ZM145 121H146V120H145ZM145 121H144V122H145ZM149 121H150V120H148V122H149ZM169 121H170V120H169ZM172 121H171V122H172ZM192 121L190 120V123H192ZM202 121H204V120H202ZM205 121H206V120H205ZM208 121H209V120H208ZM229 121H230V120H229ZM231 121H232V123H234V124L231 125V126H235V121H233V120H231ZM231 121H230V122H231ZM255 121H256V120H255ZM4 122H6V121L4 120ZM4 122H3V123H4ZM8 122H9V123H8ZM27 122H24V123L27 124ZM69 122H71V121L69 120ZM77 122H78V121H77ZM77 122H75V123H77ZM91 122H92V120H91ZM100 122H97V125H98ZM110 122H111V121H110ZM118 122H119V121H118ZM122 122H123V120H122ZM122 122H121V123H122ZM127 122L129 123V121H127ZM131 122L133 123L134 120H132ZM159 122H160V120L158 121V123L156 122V124H160ZM163 122H164V121H161V123H163ZM167 122H168V121H166V123H167ZM177 122H178V121H177ZM193 122H194V121H193ZM200 122H201V121H200ZM211 122H212V121H211ZM211 122L208 123V124H211ZM213 122H215V121H213ZM237 122H238V121L236 120V123H237ZM249 122H251V121H249ZM258 122H259V121H258ZM7 123H8V125H10V121H9V120H7ZM12 123H13V122H12ZM14 123H15V122H14ZM35 123H36L35 120H33V124H32V125H33V127L36 128ZM58 123H59V125H60V121H59ZM61 123H64V124H65V122H61ZM92 123H93V122H92ZM102 123H106V122H102ZM102 123H101V124H102ZM112 123H113V120H112ZM112 123H111V124H112ZM121 123H120V124H121ZM132 123H131V124H132ZM138 123H139V122H138ZM146 123H147V122H146ZM150 123L152 124V122H150ZM179 123H181V121H180ZM179 123H177V125H178ZM217 123H218V122H217ZM224 123H226V122H224ZM224 123H223V124H224ZM37 124H38V123H37ZM37 124H36V125H37ZM64 124H62V125H64ZM79 124H81V123H78V125H79ZM84 124L87 126L86 123H84ZM84 124H83V125H84ZM107 124H108V123H107ZM111 124H110V125H111ZM113 124H114V123H113ZM120 124H119V125H120ZM131 124H129V125H131ZM143 124H144V123H143ZM151 124H150V125H151ZM156 124H155V125H156ZM167 124H168V123H167ZM169 124H171V123H169ZM175 124H176V123H175ZM181 124H182V123H181ZM183 124H184V126H185V122H183ZM193 124L195 125V122H194ZM196 124L198 125L199 122H197ZM201 124H203V125H201ZM206 124H207V123H206ZM208 124H207V125H208ZM215 124H216V123H215ZM227 124H228V123H227ZM227 124H226V126H227ZM230 124H231V123H229L228 125L230 126ZM238 124H239V122H238ZM238 124H236V127H237ZM241 124H242V123H240V124L238 125V126H239V127L237 128L238 130L241 128ZM252 124H253V122H252ZM252 124H250V125H251L250 127H252ZM12 125H13V124H12ZM29 125H31V124H29ZM43 125H44V124H43ZM54 125H55V124H54ZM65 125H66V124H65ZM67 125H70V126H71V123H70V124L68 123ZM72 125H73V122H72ZM83 125L81 126V128H84V127H85V126L83 127ZM90 125H91V124H90ZM122 125H123V124H122ZM126 125H127V124H126ZM126 125H125V127H124V130H122V131H126V130H127L128 127H126ZM132 125H133V124H132ZM132 125H131V126H132ZM138 125H139V124H138ZM155 125H152L153 128L156 127ZM164 125H165V122H164ZM172 125H174V124H172ZM186 125H187V122H186ZM200 125H201V127H202V126L206 127L205 124H204L203 122L200 123ZM213 125H214V124L212 123L211 126H213ZM216 125H217V124H216ZM220 125H221V123H220ZM224 125H225V124H224ZM242 125H244V124H242ZM245 125H246V124H245ZM245 125H244V126H245ZM2 126H3V125L1 124V125H0V128H2ZM13 126H14V125H13ZM17 126H18L17 129H20L18 124H17ZM21 126H22V125H21ZM27 126H28V125H27ZM41 126H42V125H41ZM41 126L39 127V129H42ZM56 126H57V123H56ZM56 126H55V127H56ZM74 126H75V124H74ZM74 126H72V128H73ZM92 126H93V125H92ZM105 126H106V125H105ZM123 126H124V125H123ZM133 126L136 128V127H137V126H136V123H135ZM144 126H146V125H144ZM160 126H161V124H160ZM160 126H158V127L160 128ZM162 126H163V124H162ZM181 126H182V125H181ZM190 126H191V125H190ZM192 126H193V125H192ZM198 126H199V125H198ZM209 126H210V125H209ZM217 126H219V125H217ZM254 126H256V125L254 124ZM3 127H4V126H3ZM6 127H7V126H6ZM6 127H5V128H6ZM10 127H11V128H10ZM10 127H9V128L12 129V126H10ZM57 127H58V126H57ZM60 127H61V126H60ZM60 127H59V128H60ZM62 127H63V126H62ZM64 127H65V126H64ZM79 127H80V125H79ZM87 127H88V126H87ZM94 127H95V126H94ZM99 127H100V125H99ZM99 127H98V128H99ZM103 127H104V126H103ZM103 127H102V128H103ZM112 127H113V126H112ZM114 127H115V126H114ZM116 127H117L116 129L119 131V128H120V127H119V128H118V126H116ZM134 127H133V128H134ZM175 127H176V126L174 125V129H176ZM179 127H180V126H179ZM195 127H196V126H195ZM204 127H203V132L206 130ZM214 127H216V126L214 125ZM214 127H211V128H213V130H214ZM220 127H221V128L218 127V128H219L218 131H221V130L224 129V128L222 129V126H220ZM250 127H249V125H248V127L246 126V127H244V128L246 129V128H250ZM14 128H15V126L13 127V130H14ZM21 128H22V127H21ZM29 128H30V127H29ZM35 128H33V129L35 130ZM43 128H44V127H43ZM46 128H47V127H46ZM59 128H58V131H59ZM65 128H67V127H65ZM72 128H71V129H72ZM81 128H80V129H81ZM88 128H89V127H88ZM105 128H107V127H105ZM135 128H134V129H135ZM141 128H142V127H141ZM149 128H150V127H149ZM156 128H157V127H156ZM163 128H167V126H166V127H163ZM163 128L160 129V130H162V131L165 130V132H166V129H163ZM168 128H169V126H168ZM186 128L188 129L187 126H186ZM191 128H192V127H191ZM196 128H198V127H196ZM199 128H200V126H199ZM227 128H228V127H227ZM230 128H231V127H230ZM230 128H229V129H230ZM244 128H243V129H244ZM255 128H256V127H255ZM3 129H4V128H3ZM7 129H8V128H7ZM10 129H9V130H10ZM17 129H15V131H16ZM25 129H26V128H25ZM25 129H24V130H25ZM36 129H38V127H37ZM68 129H70V128L68 127ZM73 129H75V127H74ZM91 129H92V132H93L94 129H96V128H91ZM113 129L115 130V128H112V131H111V132H113ZM125 129H126V130H125ZM172 129H173V128H172ZM174 129H173V130H174ZM187 129H186V131H187ZM207 129L210 130V128H208V127H207ZM215 129H216V128H215ZM229 129H228V130H229ZM233 129L236 131L235 128H233ZM243 129H242V131H243ZM0 130H1V129H0ZM9 130H8V131H9ZM42 130H43V129H42ZM64 130L67 131L66 129H64ZM84 130H86V129L84 128ZM84 130L82 129L81 131H84ZM89 130H90V128H89ZM97 130H98V129H97ZM100 130H101V128L99 129V132H100ZM107 130L109 131V129H107ZM136 130H137V128H136ZM136 130H135L134 132H136ZM141 130H143V129H141ZM144 130H146V129H144ZM151 130H152V128H151ZM154 130H156V129H154ZM154 130H153V131H154ZM160 130H159V132H160ZM176 130H180V131H181V129H179V128L176 129ZM188 130H189V129H188ZM213 130H212V131H213ZM225 130H226V129H225ZM240 130H241V129H240ZM240 130H239V131H240ZM248 130H249V129H247V131H248ZM256 130H258V128H257ZM1 131H3V130H1ZM8 131H7V132H8ZM32 131H33V130H32ZM44 131H45V130H44ZM44 131H43V133H45ZM46 131H47V130H46ZM53 131H54V129H53ZM60 131H61V130H60ZM65 131H62L63 134H64ZM69 131H70V130H69ZM69 131H68V132H69ZM95 131H96V130H95ZM103 131H104V130H103ZM103 131H101V132H103ZM132 131H133V130H132ZM132 131L130 130V133H132ZM147 131H148V130H147ZM157 131H158V129H157ZM170 131H171V130H169L168 132H170ZM174 131H175V130H174ZM184 131H185V130H183V132H184ZM214 131H215V130H214ZM214 131H213V132H214ZM251 131H252V129H251ZM251 131H250V132L248 131V134H249V133H250V134H251V133H254L255 129L253 130V132H251ZM258 131H260V130H258ZM261 131H262V130H261ZM5 132H6V131H5ZM7 132H6V133H7ZM12 132H13V131H12ZM20 132H21V130H20ZM20 132H18V133H20ZM24 132H27V130L24 131ZM28 132H29V131H28ZM56 132H57V130H56ZM72 132H73V130H72ZM74 132H76V130H75ZM90 132H91V131H90ZM92 132H91V133H92ZM101 132H100V133H101ZM115 132H116V131H115ZM115 132H113V133H115ZM138 132H139V131H138ZM141 132H142V131H141ZM154 132H155V131H154ZM190 132H191V131H190ZM201 132H202V131H201ZM206 132H207V131H206ZM210 132H211V130H210ZM226 132L228 133L229 131L226 130ZM230 132H232V131H230ZM240 132H241V131H240ZM240 132H239V133H240ZM255 132H256V131H255ZM9 133H10V131H9ZM18 133H17V134H18ZM52 133H54V132H52ZM57 133H58V132H57ZM70 133H71V132H70ZM78 133H79V132H78ZM81 133H82V132H81ZM83 133H84V132H83ZM108 133L110 134V132H107L106 134L108 135ZM113 133H112V134H113ZM118 133H119V132H118ZM128 133H129V132H128ZM136 133H137V132H136ZM143 133H145V132H143ZM162 133H164V132H162ZM175 133H176V132H175ZM185 133H186V132H185ZM185 133H184V134H185ZM187 133H188V132H187ZM227 133H226V134H227ZM236 133H237V131H236ZM242 133H243V132H242ZM244 133H246V132H244ZM256 133H259V132H256ZM7 134H8V133H7ZM7 134H6V135H7ZM13 134H14V133H13ZM15 134H16V133H15ZM24 134H25V133H24ZM28 134H29V133H28ZM28 134H27V135H28ZM34 134H36V133H34ZM34 134H33V137L35 136ZM58 134H59V133H58ZM60 134H61V133H60ZM63 134H62V135H63ZM67 134H69V133H67ZM67 134H66V135H67ZM72 134H74V133H72ZM94 134H95V132H94ZM94 134H92V135H94ZM98 134H99V133H98ZM146 134H147V132H146ZM146 134H145V135H146ZM154 134H156V133H154ZM158 134H159V133H158ZM165 134H166V133H164L163 135H165ZM167 134H168V133H167ZM192 134H194V133H190V135L192 136V141H191L189 138H188V139L190 140L191 143H192V142H197V140H196V141H195V140L193 141V137H194V135H192ZM196 134H197V133H196ZM196 134H195V135H196ZM202 134H203V133H202ZM206 134L208 135V133H206ZM212 134H214V133H211V135H212ZM217 134H218V133H217ZM20 135H22V134H20ZM30 135H31V134H30ZM30 135H28V136H30ZM40 135H41V134H39V136H40ZM44 135H45V134H44ZM54 135L56 136V133H55ZM77 135L79 136V134H77ZM99 135H100V134H99ZM99 135H98V136H99ZM102 135L106 136V135L104 134V132H103ZM110 135H111V134H110ZM119 135H121V133H120ZM119 135H118V136H119ZM132 135H133V138H132L133 141H136V140H137L136 143H138V139H139V137H138V139L136 138V140H134L136 136L134 137V134H133V133H132ZM132 135H130V136H132ZM145 135H143V136H145ZM169 135H170V134H169ZM172 135H173V133H172ZM172 135H171V136H172ZM176 135H177V134H176ZM176 135H175V136H176ZM181 135H182V134H181ZM185 135H186V134H185ZM185 135H184V138H185ZM188 135H189V133H188L186 136H188ZM197 135H198V134H197ZM197 135H196V136H197ZM218 135H220V134H218ZM218 135H215V136H217V138L215 137V138H216V142H217V140L219 139V136H218ZM222 135H223V138L225 139L226 137H224V133L221 134L220 136H222ZM236 135H237V134H236ZM239 135L241 136L242 134L240 133ZM259 135H260V133L257 134V136H258L257 138L261 137V135H260V136H259ZM262 135H263V134H262ZM2 136H3V134L1 135V137H2ZM9 136H10V134H9ZM12 136H14V135H11V137H12ZM15 136H18V135H15ZM36 136H37V134H36ZM36 136H35V137H36ZM48 136H49V135H48ZM52 136H53V135H52ZM52 136H51V137H52ZM68 136H69V135H68ZM82 136H83V135H82ZM82 136H81V138H82ZM94 136H95V135H94ZM94 136H93L92 143H94L93 141L99 140V139H95ZM96 136H97V135H96ZM113 136H114V135H113ZM113 136L111 135L110 140H111V139L113 140V138H112ZM122 136H123V135H122ZM147 136H149V135H147ZM156 136H157V135H156ZM159 136H161V135H159ZM171 136H169V137H171ZM179 136H180V134H179ZM198 136H199V135H198ZM208 136H209V135H208ZM245 136H246V135H245ZM251 136H252V135H251ZM253 136L256 137L255 134H253ZM263 136H264V135H263ZM1 137H0V138H1ZM11 137H10L9 140H11ZM22 137H24V136H22ZM26 137H27V136H26ZM31 137H32V136H31ZM31 137H28V138H31ZM44 137H47V136H44ZM51 137L49 136V138H51ZM58 137H59V136H58ZM58 137H57V138H58ZM62 137H64V136H62ZM65 137H66V136H65ZM65 137H64V138H65ZM83 137H84V136H83ZM86 137H87V133H86ZM89 137H90V136H89ZM109 137H110V136H109ZM116 137H117V134H116ZM116 137H114V138L117 139ZM125 137H127V135H126ZM125 137H122V138L124 139ZM128 137H129V136H128ZM161 137H162V136H161ZM166 137H168V136L166 135ZM173 137H174V136H173ZM203 137H204V135H203ZM210 137H211V136H210ZM241 137H243V136H241ZM241 137H240V138H241ZM19 138H20V137L18 136V137L16 138V140L18 141ZM28 138H27V139H28ZM37 138H38V136H37ZM40 138H42V137H40ZM57 138H56V139H57ZM59 138H60V137H59ZM59 138H58L57 140H59L60 142L64 141V140H62L63 138L61 139L62 141H61ZM69 138H72V137L70 136ZM69 138L67 137V139H69ZM75 138H76V136H75ZM91 138H92V137H91ZM174 138H175V137H174ZM176 138H177V136H176ZM176 138H175V139H176ZM180 138H181V137H180ZM180 138H178V139H180ZM196 138H197V137H195V139H196ZM205 138L207 139V137H205ZM208 138H209V137H208ZM215 138H214V136H213V139H215ZM229 138H230V137H229ZM231 138H232L231 140L233 141V138H234V137L232 136ZM240 138H239V139H240ZM244 138H245V137H244ZM246 138H247V137H246ZM3 139H4V137H3ZM21 139H23V138H21ZM21 139H20V140H21ZM35 139H36V138H35ZM73 139H74V138H73ZM78 139H79V138H78ZM82 139L84 140V138H82ZM89 139H90V138H89ZM100 139L106 140L105 137H103V136L100 137ZM108 139H109V138H108ZM145 139H146V138H145ZM147 139H148V137H147ZM151 139H152V138H151ZM151 139H150V140H151ZM154 139H155V138H154ZM158 139H159V138H157V140H158ZM161 139H162V138H161ZM165 139H166V138H165ZM165 139H164V141H165ZM171 139H172V138H171ZM175 139H174V140H175ZM178 139H177V140H178ZM181 139H182V138H181ZM203 139H204V138H203ZM203 139H202V140H203ZM206 139H204V140H206ZM247 139H248V138H247ZM247 139H246V141H247ZM250 139H251V138H250ZM250 139H249V140H250ZM253 139H256V138H253ZM259 139H260V138H259ZM259 139H258V141H260ZM262 139H264V137H262ZM262 139H261V140H262ZM6 140H7V139H6ZM12 140H13V139H12ZM12 140H11V141H12ZM14 140H15V139H14ZM14 140H13V141H14ZM39 140H40V139H39ZM39 140H38L37 142H39ZM42 140H43V139H41L40 144L42 143ZM57 140H56V141H57ZM71 140H72V139H71ZM75 140L77 141L76 143L78 144V143H79V140H77V138H76ZM112 140L110 141V144H111ZM118 140H121L120 136H119ZM126 140H127V142H128V139H126ZM129 140H130V138H129ZM141 140H142V139H141ZM207 140H210V139H207ZM221 140H222V139L220 138V140H219L220 142L218 141L217 143H218V144H219V143L223 144V143H222L223 140H222V141H221ZM241 140H242V138H241ZM26 141H27V140H26ZM30 141H31V140H30ZM33 141H34V140H33ZM51 141H53L54 144H55V139H54V138H52ZM67 141H68V140H67ZM69 141H70V139H69ZM81 141H82V140H81ZM81 141H80V143H81ZM85 141H86V140H85ZM85 141H84V142H85ZM90 141H91V139H90ZM90 141H86V144H88V142H90ZM116 141H117V140H116ZM139 141H140V139H139ZM155 141H156V140H155ZM159 141H160V139H159ZM162 141H163V140H162ZM162 141H161V142H162ZM166 141H167V140H166ZM169 141H170V140H169ZM181 141H182V140H181ZM199 141H200V139H199ZM214 141H215V140H214ZM227 141H228V140H227ZM238 141H239V140H238ZM238 141H237V142H238ZM243 141H244V140H243ZM243 141H242V143H243ZM246 141H245V143H246ZM253 141H254V140H253ZM262 141H263V140H262ZM0 142H2V141H0ZM5 142H6V141H5ZM7 142H9V141H7ZM24 142H25V141H24ZM37 142H36L35 144L38 145ZM48 142L50 143V141H48ZM84 142H83V143H84ZM96 142H97V141H96ZM117 142H118V143L116 144V142H115V144H116V145L119 144V145H118L119 147H120V145H123V144L126 143L125 140H124V143H123V144H122V143H119V141H117ZM130 142H132V141L130 140ZM144 142H145V141H144ZM144 142H142V143H144ZM147 142H148V141H147ZM147 142H146V143H147ZM152 142H154V141H152ZM175 142H176V141H175ZM178 142H180V141L178 140ZM185 142H186V141H185ZM203 142H204V141H203ZM210 142H212V140H211ZM237 142L234 144L235 146H236V144H239L241 141H240L239 143H237ZM247 142H249V141H247ZM256 142H257V141H256ZM9 143H10V142H9ZM12 143H13V142H12ZM16 143H18V142H16ZM16 143H14V145H16ZM22 143H23V141H22ZM33 143H34V142H33ZM43 143H44V142H43ZM57 143H58V142H57ZM67 143H69V142H67ZM73 143H74V142H73ZM99 143H101L100 145L104 144V145L106 146V144L103 143V142H100V141H99ZM99 143H98V144H99ZM136 143H135V144H136ZM146 143H145V144H146ZM169 143H170V142H169ZM176 143H177V142H176ZM182 143H183V141L181 142L182 148H183V146H185L186 144H188V142H187L186 144H184V145H183ZM212 143H213V142H212ZM226 143H227V142H226ZM228 143H229V142H228ZM230 143H234V142H231V141H230ZM242 143H241V145H243ZM245 143H244V144H245ZM249 143H250V142H249ZM251 143H252V142H251ZM257 143H259V142H257ZM24 144H25V143H24ZM54 144H53V145H54ZM64 144H65V143H64ZM64 144H63V146H64ZM84 144H85V143H84ZM86 144H85V145H86ZM90 144H91V143H89V145H90ZM115 144H114V146H115ZM131 144H132V143H131ZM135 144H133V145H135ZM147 144H149V143H147ZM159 144H160V143H159ZM159 144H158V146H159ZM178 144H179V143H177V145H178ZM189 144H190V143H189ZM193 144H194V143L191 144L192 147L194 146ZM221 144H220V145H221ZM254 144H255V141H254ZM259 144H260V143H259ZM263 144H264V142H263ZM263 144H261V146H260V145H259V146L262 147ZM1 145H2V144H1ZM6 145H7V144H6ZM19 145H20V142H19ZM32 145H33V144H32ZM69 145H70V144H69ZM74 145H76V144L74 143ZM79 145H80V144H79ZM89 145H87V148H88ZM93 145H96V144H93ZM111 145L113 146V144H111ZM111 145H110V146H111ZM126 145H127V143H126ZM133 145H132V146H133ZM163 145H164V144H163ZM172 145H173V142H172ZM181 145L179 144L178 146L181 147ZM196 145H197V144H196ZM215 145H216V144H215ZM246 145H247V144H245V147H246ZM3 146H5V145L3 144V145H2V148H3ZM17 146H18V144H17ZM22 146H24V145H20L19 147H22ZM28 146H29V147H28ZM28 146H27V147L30 148V144H29ZM38 146H39V145H38ZM41 146H43V145L41 144ZM56 146H57V144H56ZM65 146H66V145H65ZM82 146H83V145H82ZM90 146H92V145H90ZM105 146L103 147L104 149H105ZM118 146H117V147H118ZM127 146H128V147H127ZM127 146H125V147L129 148L130 145L128 144ZM136 146H137V145H136ZM136 146H133V148H135ZM138 146H139V145H138ZM142 146H143V144L140 145V147H142ZM158 146H157V147H158ZM218 146H219V145H218ZM218 146H217V147H218ZM223 146H228V145H223ZM223 146H221V148H222ZM235 146L232 147V148L237 149ZM248 146H249V145H248ZM5 147H6V146H5ZM5 147H4V148H5ZM9 147H10V146H9ZM11 147H12V146H11ZM31 147H33V146H31ZM34 147H36V145H35ZM46 147H47V146H46ZM51 147H54V148H55V146H52V145H51ZM61 147H62V146H61ZM66 147H67V146H66ZM97 147H98V146H97ZM106 147H107L106 149H107V152H108V150H109L110 147H109V146H106ZM108 147H109V148H108ZM123 147H124V146H123ZM123 147H121V149H122ZM144 147H145V146H144ZM144 147H142V150H143ZM154 147H155V146H154ZM162 147H163V150H164V147H165V146H161L160 148H162ZM166 147H167V146H166ZM170 147H171V146H170ZM188 147H189V149H190L191 146L188 145ZM195 147H196V146H195ZM197 147H199V146H197ZM208 147H209V146H208ZM229 147H230V145H229ZM229 147H226V148H229ZM249 147H250V146H249ZM4 148H3V149H4ZM16 148H18V147H16ZM16 148L14 149V147H12V149H14V151L16 150ZM25 148H26V147H25ZM37 148H38V147H37ZM39 148H40V147H39ZM39 148H38V149H39ZM43 148H44V146H43ZM62 148H63V147H62ZM67 148H68V147H67ZM84 148H85V147H84ZM93 148H94V146H93ZM95 148H96V147H95ZM98 148L100 149V148H102V147L99 146ZM98 148H96V149L98 150ZM131 148H132V147H131ZM131 148H129V149H130V150H133V149H131ZM145 148H147V146H146ZM145 148H144V149H145ZM148 148L150 149V148H152V147L149 146ZM172 148H173V146H172ZM172 148H171V149H172ZM177 148H178V147H177ZM182 148H181V149H182ZM186 148H187V146H186ZM186 148H184L183 150H181V152L184 151ZM232 148H231V149H232ZM246 148H247V147H246ZM257 148H258V147H257ZM263 148H264V145H263ZM3 149H2V151H0V152H3ZM6 149H7V148H6ZM18 149H19V148H18ZM41 149H42V147H41ZM51 149H52V148H51ZM89 149H90V148H89ZM91 149H92V148H91ZM91 149H90V150H91ZM104 149H103V150H104ZM111 149H112V147H111ZM113 149H114V148H113ZM115 149H116V148H115ZM118 149H119V148L116 149L115 153L117 152ZM129 149H128V150H129ZM155 149H156V148H154V150H155ZM193 149L195 150L194 147H193ZM193 149H191V150H193ZM199 149H201V147H200ZM199 149H198V150H199ZM207 149H208V148H207ZM207 149H204V151H205V150L207 151ZM254 149H256V148H254ZM0 150H1V147H0ZM4 150H5V149H4ZM10 150H11V148H10ZM10 150L8 149V151H10ZM20 150H21V149H20ZM22 150L24 151V149H22ZM25 150H26V149H25ZM30 150H31V149H30ZM42 150H43V149H42ZM46 150H47V149H46ZM49 150H50V148H49ZM52 150H53V149H52ZM66 150H67V149H66ZM73 150H74V149H73ZM78 150H79V149H78ZM90 150H89V151H90ZM94 150H95V149H93V150H91V151L93 152ZM100 150H102V149H100ZM103 150H102V156L105 155V153L103 154ZM128 150H126V152H127ZM135 150H137V149H135ZM147 150H148V149H147ZM150 150H151V149H150ZM152 150H153V149H152ZM161 150H162V149H161ZM163 150H162V151H163ZM166 150H167V149H166ZM166 150H165V152H166ZM172 150H173V149H172ZM175 150H176V147H175ZM178 150H180V149L178 148ZM228 150H230V149H228ZM238 150H239V149H237V151H238ZM249 150H250V149H249ZM256 150L258 151V149H256ZM259 150L261 151V149H259ZM5 151L8 152L7 150H5ZM23 151H22V152H23ZM31 151H32V150H31ZM38 151H39V150H38ZM44 151H45V150H44ZM67 151H69V149H68ZM76 151H77V150H76ZM79 151H84V150H79ZM79 151H78V152H79ZM91 151H90V152H91ZM109 151H110V154H111V152L113 153V150H109ZM119 151H120V150H119ZM124 151H125V149H124ZM137 151H138V153L140 152L139 149H138ZM145 151H146V150H145ZM167 151H169V153H170V150H169V149H168ZM173 151H174V150H173ZM173 151H172V152H173ZM176 151H177V150H176ZM185 151H186V150H185ZM195 151H196V150H195ZM195 151H194V152H195ZM222 151H225L224 148L222 149ZM230 151H231V150H230ZM233 151H234V150H233ZM237 151H236V152H237ZM240 151H241V150H240ZM257 151H255V152H257ZM262 151H264V150H262ZM11 152H12V151H11ZM16 152H17V151H16ZM18 152H19V151H18ZM33 152H34V151H33ZM70 152H71V151H70ZM95 152H96V151H95ZM95 152H93V153H95ZM98 152H100V151H98ZM104 152H106V151L104 150ZM120 152H122V151H120ZM128 152L130 153L131 151H128ZM128 152H127V154H128ZM133 152H134V151H133ZM143 152H144V151H142L141 153L143 154ZM149 152H151V151H148V154H149ZM174 152H175V151H174ZM174 152H173V153H174ZM199 152H200V150H199ZM199 152H198V153H199ZM202 152H203V149H202ZM202 152H201V154H202ZM207 152H208V151H207ZM228 152H229V151H228ZM244 152H245V150H244ZM244 152H243V149H242V154H244ZM252 152H253V151H252ZM4 153H5V152H4ZM4 153H3V155H6V156L8 155V154H4ZM41 153H43V152H41ZM79 153H80V152H79ZM93 153H91V155H92ZM138 153H137V154H138ZM146 153H147V152H145V154L143 155L144 157H145L146 155H148V154H146ZM157 153H158V152H157ZM169 153H168V154H169ZM176 153H177V152H176ZM187 153H188V149H187ZM189 153H190V152H189ZM198 153H196V154L198 155ZM204 153H205V152H204ZM229 153H230V152H229ZM229 153H226V154H229ZM232 153H234V152H232ZM232 153H231V154H232ZM239 153H241V152H239ZM260 153H262V152H259V154H256V155H260ZM9 154H10V153H9ZM13 154H14V153H13ZM13 154H10V155H13ZM30 154H31V152H30ZM71 154H73V153H71ZM71 154H70V155H71ZM76 154H77V155H80V154H78V153H76ZM76 154H75V155H76ZM87 154H90V153H87ZM95 154H96V153H95ZM99 154H101V153H99ZM120 154H121V153H120ZM122 154H124L123 156H125V153H124V152H123ZM127 154H126V155H127ZM132 154H135V152L132 153ZM137 154L135 155V156H136V160H137ZM151 154H152V152H151ZM155 154H156V153H155ZM164 154H165V153H164ZM171 154H172V153H171ZM185 154H186V152H185ZM196 154H195V155H196ZM231 154H230V155H231ZM234 154H235V153H234ZM0 155H1L0 157H2V153H0ZM33 155H34V154H33ZM33 155L31 154V156H33ZM37 155H38V154H36V156H37ZM41 155H42V154H41ZM53 155H54V154H53ZM82 155H84V153H81V158H82ZM85 155H86V154H85ZM85 155H84V156H85ZM111 155H112V154H111ZM114 155H115V154H114ZM152 155H153V154H152ZM158 155H159V154H158ZM183 155H184V154H183ZM183 155H182V156H183ZM186 155L189 156V154H186ZM190 155H192V153H190ZM195 155L193 154L194 159L197 158V157H199V156H197V155H196L197 157H195ZM209 155H210V154H209V152H208V156H209ZM211 155H212V154H211ZM213 155H215V154H213ZM230 155H229V156H230ZM6 156H4V157H6ZM13 156H15V155H13ZM67 156H68V155H67ZM67 156H66V158H67V160H68V157H67ZM73 156H74V155H73ZM73 156H72V158H74ZM94 156H96V155H94ZM98 156H100V155H98ZM102 156H101V157H102ZM105 156H106V155H105ZM112 156H113V155H112ZM116 156H119V155H116ZM116 156H115V158H116ZM129 156H131V155L129 154ZM143 156H142V157H143ZM149 156H150V155H149ZM153 156H154V155H153ZM165 156H166V155H165ZM165 156H164V157H165ZM175 156H176V155H175ZM182 156H179V157H182ZM202 156H205V155H202ZM208 156H207V157H208ZM215 156H216V155H215ZM233 156H234V155H233ZM235 156H236V155H235ZM235 156L233 157V159L235 158ZM238 156H239V155H237V157H238ZM244 156H245V155H244ZM244 156H242V157L245 159ZM260 156H261V155H260ZM260 156H258V157H260ZM4 157H3V158H4ZM9 157H10V156H9ZM48 157H49V156H48ZM50 157H51V155H50ZM75 157H76V156H75ZM79 157H80V156H79ZM85 157H86V156H85ZM85 157H84V158H85ZM87 157H89V155H87ZM90 157H91V156H90ZM107 157H108V156H107ZM119 157L121 158V156H119ZM119 157H118L117 159H119ZM140 157H141V156H140V153H139V157H138V159L140 160V162H144L143 160L141 161ZM146 157H147V156H146ZM168 157H169V156H168ZM217 157H218V156H217ZM227 157H228V156H227ZM227 157H226V158H227ZM239 157H240V156H239ZM246 157H247V159H248V156H247V155H246ZM261 157H262V156H261ZM10 158H11V157H10ZM10 158L5 159V161L8 160V159H10ZM25 158H26V156H25ZM33 158H34V157H33ZM72 158H71V159H72ZM95 158H96V157H95ZM98 158H100V157H98ZM98 158H96L95 160H98ZM108 158H109V157H108ZM122 158H123V157H122ZM132 158H133V156H132ZM147 158H148V157H147ZM158 158H160V157H158ZM175 158H176V157H175ZM185 158H186V156H185ZM200 158H201V155H200L199 159H200ZM219 158L221 159L222 156H220ZM226 158H225V159H226ZM230 158H231V157H230ZM240 158H241V157H240ZM240 158H239V159H240ZM13 159H14V158H13ZM17 159H18V156H16V159H15V160H17ZM23 159H24V157H23ZM43 159H46V157L43 158ZM53 159H54V158H53ZM64 159H65V158H64ZM74 159H75V158H74ZM79 159H80V158H79ZM82 159H83V158H82ZM91 159H92V158H91ZM101 159L103 160V158H100V160H101ZM104 159H106V158H104ZM124 159H125V157H124ZM124 159H123V160H124ZM127 159H128V158H127ZM151 159H153V158H151ZM156 159H157V158H156ZM156 159L153 160V162L155 161V163H156V162H157ZM160 159H161V158H160ZM166 159H167V157H166ZM168 159H169V158H168ZM168 159H167V160H168ZM176 159L178 160V157H177ZM187 159L190 160V158H187ZM202 159H203V158H202ZM208 159H209V158H207V160H208ZM216 159H217V158H216ZM223 159H224V158H223ZM228 159H229V157H228ZM258 159H259V158H258ZM261 159H262V158H261ZM263 159H264V155H263ZM0 160H2V159L0 158ZM3 160H4V159H3ZM21 160H22V157H21ZM32 160L35 162L34 159H32ZM36 160H37V159H36ZM54 160L56 161L57 159H54ZM58 160H59V159H58ZM58 160H57V161H58ZM60 160H61V159H60ZM65 160H66V159H65ZM69 160H70V159H69ZM77 160H78V157H77ZM93 160H94V159H93ZM123 160H121V161H122V162H125V161H123ZM128 160H130V159H128ZM136 160H134V161H136ZM148 160H150V159H148ZM148 160H147V161H148ZM169 160H170V159H169ZM172 160H173V158H172ZM210 160H211V159H210ZM213 160H214V159H213ZM236 160H238V159H236ZM236 160H235V161H236ZM245 160H246V159H245ZM248 160H249V159H248ZM5 161H4V162H5ZM22 161H25V160H22ZM26 161H27V160H26ZM30 161H31V160H30ZM33 161H31V162H33ZM40 161H41V159H40ZM45 161H46V160H45ZM52 161H53V160H52ZM62 161H63V160H62ZM86 161H87V160H86ZM108 161H109V160H108ZM114 161L116 162V159H115ZM114 161H113V162H114ZM174 161H176V160H174ZM179 161H181V160L179 159ZM184 161H185V159H184ZM191 161H192V160H191ZM201 161H202V160H201ZM203 161H204V160H203ZM222 161H223V160H222ZM222 161H221V162H222ZM224 161H225V160H224ZM231 161H233V160H231ZM242 161H243V159H242ZM4 162H3V163H4ZM9 162H10V160H9ZM16 162L18 163L17 165H19V162H20V161H19V162L16 161ZM16 162H15V163H16ZM31 162H30V163H31ZM42 162H43V161H42ZM50 162H51V161H50ZM87 162H88V161H87ZM101 162H102V161H101ZM126 162H127V161H126ZM150 162L152 163V161H150ZM171 162H172V161H171ZM185 162H188V161H185ZM185 162L183 163V157H182V163H181V165H182V164H185ZM194 162H195V161H194ZM196 162H197V161H196ZM204 162H205V161H204ZM226 162H227V161H226ZM238 162H239V160H238ZM244 162L246 163V162H248V161H244ZM244 162H242V163H244ZM0 163H1V162H0ZM3 163H1V164H3ZM5 163H6V162H5ZM22 163H24V162H22ZM30 163H29V164L27 163V164L31 166ZM53 163H55V162H53ZM63 163H64V162H63ZM73 163H74V162H73ZM106 163L109 164V163L105 160L104 164H106ZM111 163H112V162H111ZM117 163H118V162H117ZM128 163H132V162H129V161H128ZM133 163H134V162H133ZM133 163H132L131 165H133ZM146 163H147L146 165H148V162H146ZM151 163H150V164H151ZM165 163H166V162H165ZM174 163H175V162H174ZM174 163H173V164H174ZM178 163H179V162H178ZM190 163H192V162H190ZM199 163H200V161L198 162V166H199ZM202 163H203V162H202ZM227 163H232V162H227ZM233 163H234V162H233ZM6 164H7V163H6ZM20 164H21V162H20ZM24 164H26V163H24ZM27 164H26V165H27ZM36 164H37V163H36ZM51 164H52V163H51ZM55 164H56V163H55ZM57 164H58V163H57ZM59 164H60V162H59ZM100 164H103V163H100ZM104 164H103V166H104ZM107 164H106V165H107ZM137 164H138V162H137ZM137 164H135V166L133 165L132 167H134V168L137 167V166H136ZM139 164H140V163H139ZM139 164H138V165H139ZM163 164H164V163H163ZM200 164H201V163H200ZM221 164H222V163H221ZM224 164H225V162H224ZM263 164H264V162L262 163V165H263ZM3 165H5V164H3ZM3 165H2V166H3ZM7 165H8V164H7ZM14 165H15V164H14ZM14 165H13V167L17 166V165H15V166H14ZM26 165H24V166L26 167V169L24 168L25 171L28 169V168H27L28 165H27V166H26ZM32 165H33V164H32ZM45 165H46V164H45ZM60 165H62V164H60ZM63 165H64V164H63ZM65 165H66V164H65ZM112 165H113V166H111V167L113 168V167L115 166V163H114V164L112 163ZM116 165H117V167H118V164H116ZM124 165H125V164H124ZM140 165H141V164H140ZM142 165H143V163H142ZM144 165H145V164H144ZM146 165H145V166H146ZM153 165H154V164H153ZM153 165L151 164V168L153 167ZM156 165H157V164H155V166H156ZM194 165H196V164H194ZM194 165H193V166H194ZM201 165H202V164H201ZM201 165H200V166H201ZM206 165H207V164H206ZM222 165H223V164H222ZM226 165H227V164H226ZM249 165H250V162H249ZM255 165H258V163H256ZM260 165H261V164H260ZM260 165H258V167H259ZM19 166H21V165H19ZM40 166H41V165H40ZM52 166L54 167L55 165H52ZM66 166H68V165H66ZM108 166H109V165H108ZM166 166H167V165H164V166H162V167H163V168L165 167V168L167 169V171H170V170H174V169H175V170H174V173L177 172V171H176V168H174L175 165H174V166H171V167H173L174 169H173V168L170 169V168H168V166H167V167H166ZM178 166H179V164H178ZM182 166H183V165H182ZM185 166L187 167V165H185ZM188 166H189V164H188ZM212 166H213V165H212ZM212 166L210 165V168H211ZM242 166H243V165H242ZM5 167H6V166H5ZM9 167H11L10 163H9ZM22 167H23V166H22ZM45 167H46V166H45ZM45 167H44V168H45ZM50 167H51V166H50ZM53 167H52V168H53ZM62 167H63V166H62ZM109 167H110V166H109ZM122 167H124L123 164H122V166H120V168H122ZM130 167H131V166H130ZM140 167H142V166H140ZM140 167H138V168H140ZM146 167H147V166H146ZM146 167H145V168H146ZM148 167H150V166H148ZM160 167H161V166H160ZM169 167H170V164H169ZM186 167H185V168H186ZM201 167H202V166H201ZM228 167H229V166H228ZM228 167H227V168H228ZM244 167H245V166H244ZM244 167H243V168H244ZM246 167H247V166H246ZM7 168H8V167H7ZM17 168H18V167H17ZM17 168H15V169H17ZM35 168H36V167H35ZM37 168H38V167H37ZM46 168H48V166H47ZM46 168H45V169H46ZM115 168H116V167H115ZM115 168H114V169H115ZM120 168H119V169H120ZM124 168L128 169L129 167L125 165ZM124 168H123V169H124ZM143 168H144V167H143ZM143 168H142V169H143ZM145 168H144L143 170H145ZM151 168H150V169H151ZM157 168H159V167L157 166ZM163 168H162V170H163ZM179 168H180V167H179ZM183 168H184V167H183ZM198 168H200V167H198ZM198 168H197V169H198ZM207 168H208V167H207ZM212 168H213V167H212ZM240 168L242 169V167H240ZM259 168H260V167H259ZM259 168H258L257 170H259V171L262 170L261 168H260V169H259ZM10 169H12V168H10ZM24 169L22 168V172H23ZM42 169H43V167H42ZM54 169L56 170V169H58V167H57V168L55 167ZM54 169H53V171H55ZM78 169H79V168H78ZM108 169H110V171H112L111 168H108ZM117 169H118V168H117ZM152 169H153V168H152ZM152 169H151V170H152ZM159 169H161V168H159ZM166 169H164V171H165ZM168 169H170V170H168ZM195 169H196V168H195ZM195 169H194V170H195ZM197 169H196V170H197ZM255 169H256V168H255ZM12 170H13V169H12ZM32 170H34V169H32ZM40 170H41V167H40ZM43 170H44V169H43ZM51 170H52V169H51ZM58 170H59V169H58ZM69 170H70V169H69ZM105 170H106V169H105ZM115 170H116V169H115ZM129 170H130V169H129ZM138 170H139V169H138ZM151 170H150V171H151ZM180 170H181V169H180ZM182 170H183V169H182ZM187 170H188V167H187ZM206 170H207V169H206ZM211 170H212V169H210V170H208V171H211ZM243 170H245V168H244ZM7 171H8V170H7ZM20 171H21V169H20V167H19V174H20ZM27 171H28V170H27ZM27 171H26V173H27V175H28V177H29L30 175H29V173H28ZM47 171H48V170H46V172H47ZM53 171H52V172H53ZM81 171H82V170H81ZM83 171H84V170H83ZM108 171H109V170H108ZM123 171H124V170H123ZM123 171H122V172H123ZM125 171H126V170H125ZM125 171H124V172H125ZM130 171H132V169H131ZM145 171L147 172L148 170H145ZM167 171H166V173H167ZM175 171H176V172H175ZM208 171H207V173H208ZM220 171H221V170H220ZM220 171H219V172H220ZM254 171H255V170H254ZM30 172H31V169H30ZM40 172H41V171H40ZM40 172H39V173H40ZM124 172H123V173H124ZM135 172H136V171H135ZM135 172H134V173H135ZM138 172L140 173V170H139ZM171 172H172V171H171ZM184 172H185V171H183V173H184ZM189 172H190V169H189ZM211 172L213 173V171H211ZM262 172H263V170H262ZM262 172H261V173H262ZM3 173H4V172H3ZM34 173H35V172H34ZM50 173H51V172H50ZM56 173H57V171H56ZM56 173L54 172L55 175H56ZM70 173H71V172H70ZM109 173H110V172H109ZM115 173H116V172H115ZM118 173H119V171H118ZM120 173H121V172H120ZM123 173H122V176H124ZM131 173L134 174L133 172H131ZM131 173H127V174H131ZM142 173H143V172H142ZM142 173H141V174H142ZM148 173H149V172H148ZM177 173H178V172H177ZM181 173H182V172H181ZM190 173H191V172H190ZM202 173H203V172H202ZM212 173H211V174H212ZM220 173H221V175H222L223 172H220ZM220 173H218V175H220ZM17 174H18V173H17ZM19 174H18V175H19ZM21 174H22V173H21ZM45 174H46V173H45ZM48 174H49V173H47V175H48ZM68 174H69V173H68ZM110 174H111V175H114V173H112V172H111ZM116 174H117V173H116ZM124 174H126V172H125ZM136 174H137V173H135V177H136ZM141 174H140L139 176H142ZM186 174H188V173L186 172ZM200 174H201V173H200ZM213 174H214V173H213ZM213 174H212V176H213ZM223 174H224V173H223ZM246 174H251V175H252V173H248V172H247ZM253 174H254V173H253ZM256 174H257V173H256ZM263 174H264V173H263ZM0 175H1V174H0ZM22 175H23V178L21 177L20 179H24V174H22ZM22 175H20V176H22ZM27 175L25 174V176H27ZM47 175H46V178H47ZM49 175H50V174H49ZM51 175H52V174H51ZM58 175H59V174H58ZM58 175H57V176H58ZM70 175H71V174H70ZM70 175H69V176L66 175V176L70 177ZM89 175H90V173H89ZM100 175H101V174H100ZM100 175H99V176H100ZM102 175H103V174H102ZM144 175H145V174H143V176H144ZM152 175H154V174H152ZM156 175H157V174H156ZM209 175H210V174H209ZM242 175H243V174H242ZM242 175H241V176H242ZM254 175H255V174H254ZM257 175H258V174H257ZM42 176H44V175H42ZM73 176H74V175H73ZM81 176H82V175H81ZM81 176H80V177H81ZM92 176H93V175H92ZM108 176H109V175H108ZM114 176H115V175H114ZM120 176H121V175H120ZM120 176H118V177H120ZM122 176H121V177H122ZM130 176H131V175H130ZM130 176H129V177H130ZM143 176H142V178H143ZM190 176L192 177V173H191ZM190 176H187V177H190ZM200 176H203V175L201 174ZM224 176H225V177H224ZM224 176L222 175L221 177L226 178V175H224ZM239 176H240V175H239ZM0 177H1V176H0ZM10 177H11V176H10ZM28 177H27V178H28ZM39 177L42 178L41 176L38 175V178H39ZM44 177H45V176H44ZM54 177H55V176H53V178H54ZM59 177H60V175H59ZM104 177H105V176H104ZM116 177H117V176H116ZM125 177H127V176L125 175ZM125 177H124V178H125ZM129 177H128V178H129ZM135 177H134L135 181H139V178H140V177L138 178V176H137L138 179H136ZM144 177H147V176L145 175ZM163 177H165V175H164ZM163 177H162V178H163ZM178 177H179V176H178ZM191 177H190V178H191ZM231 177H232V176H231ZM237 177H238V176H237ZM247 177H248V176H247ZM254 177H257V176L255 175ZM254 177H253V178H254ZM13 178H14V177H13ZM33 178H34V177H33ZM40 178H39V180H40V182H41V179H40ZM48 178H49V176H48ZM56 178H58V177H56ZM72 178H73V177H72ZM77 178H78V181H79L80 178H79V177H77ZM82 178H83V182H85V181H84V177H82ZM85 178H87V177H85ZM88 178H89V176H88ZM90 178H91V177H90ZM105 178H107V177H105ZM109 178L111 179L112 177L109 176ZM147 178H149V177H147ZM150 178H151V176H150ZM155 178H156V177H155ZM182 178H183V177H182ZM198 178H199V175H198ZM210 178H211V180H212V177H211V176H210ZM215 178H216V180H217L219 177L217 178V177L214 176V179H215ZM232 178H233V177H232ZM251 178H252V176H251ZM18 179H19V177H18ZM35 179H37V177H36ZM35 179H33V180H35ZM51 179H52V178H51ZM74 179H76V178H74ZM74 179H73V180H74ZM107 179H108V178H107ZM112 179H113V178H112ZM112 179H111V180H112ZM116 179H119V178H116ZM116 179L114 178L113 180H116ZM126 179H127V178H126ZM126 179H124V180L127 181ZM129 179H130V178H129ZM184 179H185V178H184ZM187 179H189V178H187ZM193 179H194V178H193ZM240 179H241V178H240ZM242 179H243V178H242ZM246 179H247V178H246ZM257 179H258V178H257ZM4 180L6 181L7 179H4ZM43 180H44V179H43ZM45 180H46V179H45ZM48 180L50 181V179H48ZM63 180H64V179H63ZM113 180H112V181H113ZM121 180H122V178H121ZM121 180H119V181H121ZM131 180L133 181V179H131ZM131 180H130V181H131ZM146 180H148V179H146ZM157 180H158V179H157ZM163 180H164V179H163ZM185 180H186V179H185ZM185 180H184V181H185ZM198 180H199V179H198ZM202 180H203V179H202ZM216 180H215V181H216ZM219 180H220V179H219ZM225 180H226V179H225ZM225 180H224V182H225L224 184L227 183ZM238 180H239V179H238ZM243 180H245V179H243ZM7 181H8V180H7ZM14 181H15V180H14ZM19 181L23 182L22 180H19ZM24 181H25V179H24ZM71 181H72V180H71ZM71 181H70V182H71ZM76 181H77V180H76ZM78 181H77V182H78ZM108 181H109V180H108ZM128 181H129V180H128ZM132 181L130 182V184L132 183ZM179 181H180V180H179ZM187 181H188V180H187ZM200 181H201V180H200ZM200 181H199V182H200ZM227 181H230V179L228 180V178H227ZM235 181H236V179H235ZM241 181H242V180H241ZM255 181H256V179H255ZM2 182H3V181H2ZM2 182L0 181V183H2ZM70 182H68V184H69ZM77 182H76V183H77ZM148 182H149V180H148ZM148 182H146V183H148ZM150 182H151V179H150ZM188 182H190V181H188ZM201 182H202V181H201ZM217 182H218V181H216V182L213 183V181H212L211 183H213V185L217 184V186L220 184V186H221V183H217ZM219 182H220V181H219ZM222 182H223V181H222ZM231 182L233 183L234 181L231 179ZM231 182H229L230 187H232V186H231V185H232ZM238 182H239V181H238ZM243 182H244V181H243ZM248 182H249V181H248ZM252 182H254V179H253ZM256 182L259 183V181H256ZM5 183H6V182H5ZM26 183H27V181H26ZM37 183H38V180H37ZM47 183H48V182H47ZM50 183H51V181H50ZM111 183H112V182H111ZM114 183H115V182H114ZM118 183H119V182H118ZM137 183H138V182H137ZM152 183H154V181H152ZM181 183H182V182H181ZM190 183L193 184V182H190ZM195 183H196V182H195ZM195 183H194V185H195ZM203 183H206V182L204 181ZM203 183H202V184H203ZM207 183H208V182H207ZM230 183H231V184H230ZM21 184H22V183H21ZM29 184L31 185L32 183H29ZM29 184H28V185H29ZM35 184H36V183H35ZM43 184H45V183H43ZM81 184H84V183H81ZM107 184H108V183H107ZM112 184H113V183H112ZM125 184H126V182H125ZM233 184H235V183H233ZM260 184H261V183H260ZM22 185H23V184H22ZM33 185H34V184H33ZM74 185H75V184H74ZM77 185H78V184H77ZM77 185H76V186H77ZM116 185H117V184H116ZM136 185H137V184H136ZM139 185H140V184H139ZM180 185H182V184H180ZM187 185H188V184H187ZM226 185H227V184H226ZM25 186H26V185H25ZM35 186H37V185H35ZM42 186H44V185H41V187H42ZM45 186H48V185L46 184ZM45 186H44V188H45ZM67 186H68V185H67ZM69 186H70V185H69ZM76 186H75V188H76ZM126 186H128V185H126ZM126 186H125V188H126ZM132 186H133V184H132ZM141 186H142V185H141ZM141 186H139V187H141ZM196 186H199V185H196ZM200 186H201V185H200ZM211 186H212V184H211ZM217 186H214V187H215V188H218ZM227 186H228V185H227ZM235 186H236V185H235ZM241 186H242V185H241ZM246 186H247V185H246ZM248 186H249V185H248ZM260 186L263 188V185H260ZM103 187H105V186H103ZM109 187H110V185H109ZM115 187L118 188L117 191H119L120 187L114 186V188H115ZM135 187H136V186H135ZM142 187H143V186H142ZM142 187H141V189H142ZM181 187H182V186H181ZM181 187H180V188H181ZM193 187H194V186H193ZM193 187H192V188H193ZM201 187H202V186H201ZM209 187H210V186H209ZM228 187H229V186H228ZM230 187H229V188H230ZM258 187H259V186H258ZM27 188H28V187H27ZM31 188H34L33 190H35V187H32V186H31L30 188H28V189L31 190ZM78 188H79V185H78ZM198 188H199V187H198ZM210 188H211V187H210ZM212 188H213V186H212ZM215 188H214V189H215ZM221 188H222V190L225 189V188H223V186H222ZM235 188H236V187H235ZM242 188H244V187H242ZM42 189H43V188H42ZM42 189H40V190H42ZM65 189H66V188H65ZM76 189H77V188H76ZM81 189H83V188H81ZM81 189H78V190H81ZM85 189H86V188H85ZM109 189H110V188H109ZM109 189H107V190H109ZM148 189H149V188H148ZM199 189H200V188H199ZM199 189H198V190H199ZM203 189H204V188H203ZM214 189H213V190H214ZM226 189H227V188H226ZM226 189H225V190H226ZM230 189H231V188H230ZM230 189H229V191H230ZM233 189H234V188H233ZM239 189H240V188H239ZM245 189H246V188H245ZM78 190H77V191H78ZM131 190H132V189H131ZM133 190H134V188H133ZM136 190H137V189H136ZM194 190H195V189H194ZM201 190H202V188H201ZM201 190H199V191H201ZM205 190H207V189L205 188ZM205 190H204V191H205ZM219 190H220V187H219ZM227 190H228V189H227ZM227 190H226V191H227ZM246 190H247V189H246ZM19 191H20V190H19ZM26 191H27V190H26ZM35 191H36V190H35ZM66 191H68V190L66 189ZM73 191H74V190H73ZM114 191H115V190H114ZM120 191H121V190H120ZM120 191H119V194H120ZM139 191H140V190H139ZM139 191H138V192H139ZM189 191H190V190H189ZM195 191H196V190H195ZM195 191H194V192H195ZM209 191H211V190H208V192H209ZM215 191H216V190H215ZM226 191H225V192H226ZM233 191H235V190H233ZM258 191H260V192L262 191V192H263V190H261V189H259ZM22 192H23V191H22ZM31 192H33V191L31 190ZM36 192H37V191H36ZM69 192L71 193L72 191H68V194H69ZM78 192H79V191H78ZM81 192H83V190H82ZM81 192H80V193H81ZM85 192H86V191H85ZM108 192H109V191H108ZM138 192L136 191V194H138ZM192 192H193V190H192ZM194 192H193V193H194ZM196 192H197V191H196ZM202 192H203V190H202ZM202 192H201V193H202ZM205 192H206V191H205ZM218 192H219V191H218ZM262 192H261V193H262ZM33 193L35 194V192H33ZM64 193H65V192H64ZM75 193H76V191H75ZM75 193H73V194H75ZM110 193H111V192H110ZM113 193H114V192H113ZM117 193H118V192H117ZM117 193H116V194H117ZM209 193H210V192H209ZM223 193H224V190H223V192H222V195H224ZM227 193H228V191H227ZM227 193H226V195H227ZM234 193H235V192H234ZM242 193H243V191H242ZM245 193H246V192H245ZM258 193H259V192H258ZM263 193H264V192H263ZM20 194H21V193H20ZM23 194H24V193H23ZM55 194H56V193H55ZM73 194H72V195H73ZM76 194H77V193H76ZM86 194H87V193H86ZM114 194H115V193H114ZM114 194H112V195H114ZM116 194H115V195H116ZM121 194L124 195L125 193H124V192H121ZM132 194H133V193H132ZM141 194H142V193H140V195H141ZM197 194H198V193H197ZM203 194H204V193H203ZM228 194L233 195V193H231V191H230V193H228ZM237 194H238V192H237ZM3 195H4V194H3ZM24 195H25V194H24ZM64 195H65V194H64ZM66 195H67V194H66ZM66 195H65V196H66ZM78 195H79V193H78ZM78 195H76V196H78ZM82 195L85 196L84 194H82ZM107 195H108V194H107ZM126 195H127V194H126ZM133 195H134V194H133ZM189 195H190V194H189ZM193 195H194V194H192V196H193ZM195 195H196V194H195ZM216 195H218L217 192H216ZM231 195H230V196H231ZM239 195H240V194H239ZM34 196H35V195H34ZM68 196H70V194H69ZM76 196L74 195V197H76ZM88 196H89V195H88ZM197 196H198V195H197ZM199 196H200V195H199ZM218 196H219V195H218ZM4 197H5V196H4ZM4 197H3V198H4ZM26 197H27V195H26ZM37 197H38V195H37ZM74 197H73V198H74ZM216 197H217V196H216ZM223 197H224V196H223ZM235 197H236V194H235ZM237 197L239 198V196H237ZM8 198H9V196H8ZM10 198H11V197H10ZM35 198H36V196H35ZM65 198H66V197H65ZM65 198H64V199H65ZM71 198H72V197H70V199H71ZM76 198H77V197H76ZM76 198H75V200H76ZM78 198H79V197H78ZM125 198H126V197H125ZM136 198H137V197H136ZM136 198H135V199H136ZM142 198H143V197H142ZM206 198H209V197L207 196ZM1 199H2V197H1ZM4 199H6V198H4ZM70 199H69V200H70ZM80 199H82V197H81ZM144 199H145V198H143L142 200H144ZM27 200H28V199H27ZM27 200H26V201H27ZM33 200H35V199H33ZM65 200H66V199H65ZM77 200L80 201L79 199H77ZM110 200H111V199H110ZM136 200H137V199H136ZM209 200H210V199H209ZM3 201L5 202V200H3ZM11 201H12V200H11ZM30 201H31V198H30ZM30 201H29V202H30ZM70 201L73 202L74 199H73V201H72V199H71ZM78 201H77V202H78ZM114 201H115V200H114ZM124 201H125V200H124ZM138 201H139V200H138ZM144 201H146V200H144ZM65 202H68V201H65ZM106 202H107V201H106ZM106 202H105V204H107ZM118 202H121V200L119 199ZM139 202H140V201H139ZM141 202H142V201H141ZM153 202H154V201H153ZM143 203H144V202H143ZM63 204H64V203H63ZM63 204H61V205H63ZM72 204H73V203H71V206H72ZM74 204H75V203H74ZM74 204H73V206H77L79 203L76 204V205H74ZM81 204H82V202H81ZM117 204H118V203H117ZM117 204H116V206H118ZM58 205H59V204H58ZM64 205H65V204H64ZM67 206H70V205L68 204ZM80 206H82V205H80ZM98 206H99V205H98ZM98 206H97V208H98ZM102 206H103V205H101L100 207H102ZM31 207L34 208V206H32V205H31ZM62 207H63V206H62ZM104 207H105V206H104ZM106 207H107V206H106ZM108 207H109V206H108ZM120 207H121V206H120ZM157 207H158V206H157ZM66 208H67V207H66ZM109 208H110V207H109ZM141 208H142V206H141ZM34 209H35V208H34ZM36 209H37V208H36ZM68 209H70V208L68 207ZM74 209H75V207H74ZM78 209H79V208H78ZM107 209H108V208H107ZM117 209H118V208H117ZM10 210H11V209H10ZM62 210H64V209H62ZM62 210H61V213H62ZM79 210H80V209H79ZM104 210H105V212L107 211L106 208H105ZM110 210H111V209H110ZM110 210H109V211H110ZM115 210H116V209H115ZM115 210H114V211H115ZM232 210H233V209H232ZM68 211H70L71 213L73 212L72 214H74V212H75V211H71V209L68 210ZM68 211H66V209L64 210V212H66V213H67ZM109 211H108V212H109ZM116 211H117V210H116ZM163 211H164V210H163ZM234 211H235V210H234ZM59 212H60V211H59ZM64 212H63V215L65 214V217H66V213H64ZM70 212H69V214H70ZM103 212H104V211H103ZM108 212H107V213H108ZM120 212H122V211H120ZM221 212H222V211H221ZM230 212H231V211H230ZM61 213H60V214H61ZM79 213H80V212H79ZM114 213H115V212H113V214H114ZM123 213H124V212H123ZM235 213H236V212H235ZM96 214H98V213H96ZM110 214H111V213H110ZM113 214H111V215H113ZM116 214H117V213H116ZM116 214H115V215H116ZM121 214H122V213H121ZM121 214H117V215H118V216L120 215V217H121ZM231 214H232V212H231ZM103 215H104V214H103ZM106 215H107V214H106ZM122 215H123V214H122ZM125 215H126V213H125ZM233 215L235 216V214H233ZM233 215H232V216H233ZM24 216H25V215H24ZM61 216H62V214H61ZM71 216H73V215H71ZM75 216H76V218H78V220H79V219L81 220V218H79V217L77 216V213H76V215H74V216L72 217L73 219L70 218L69 220L71 221V219H72L71 222H74V217H75ZM92 216H93V215H92ZM92 216H91V217H92ZM94 216H95V215H94ZM98 216H99V215H98ZM104 216H105V215H104ZM118 216H117V218H120V217H118ZM130 216H131V215H129V217H128V216H125V218H126V217H127V218H131ZM232 216H231V218H232V220H233V217H232ZM40 217H41V216H39V218H40ZM111 217H112V216H110V218H111ZM132 217H133V216H132ZM155 217H156V216H155ZM8 218H9V217H8ZM30 218H31V217H30ZM42 218H43V217H42ZM51 218H52V217H51ZM68 218H69V217H68ZM92 218H94V217H92ZM97 218H98V217H97ZM103 218H104V217H103ZM108 218H109V217H108ZM114 218H115V220L117 219L116 217H114ZM123 218H124V217H123ZM43 219H44V218H43ZM56 219H57V218H56ZM61 219H62V217H61ZM63 219H64V218H63ZM84 219H85V218H84ZM84 219H83V222H82V223H84V221H85ZM94 219H96V218H94ZM120 219H122V218H120ZM120 219H119V221H120ZM140 219H141V218H140ZM33 220H34V219H33ZM36 220L38 221L37 218H36ZM36 220H35V222L37 223ZM39 220H40V219H39ZM41 220H42V219H41ZM53 220H54V218H53ZM57 220H58V222L60 221L59 219H57ZM66 220H68V219L66 218ZM66 220H65V221H66ZM69 220H68V221H69ZM76 220H77V219H76ZM76 220H75V225H77V224H79V223L81 222V221H78L79 223H76V222H77ZM129 220H130V219H129ZM132 220H133V219H132ZM138 220H139V219H138ZM208 220H209V219H208ZM227 220H228V219H227ZM230 220H231V219H230ZM43 221H44V220H43ZM49 221L51 222V220H49ZM98 221H99V219H98ZM104 221H106V220H104ZM112 221H113V218H112ZM122 221H123V219L121 220V222H122ZM127 221H128V220H127ZM151 221H152V220H151ZM151 221H150V222H151ZM221 221H222V220H221ZM228 221H229V220H228ZM1 222H2V220H1ZM28 222H29V221H28ZM31 222H32V221H31ZM33 222H34V221H33ZM94 222H95V220H94ZM110 222H111V221H109V223H110ZM128 222H130V221H128ZM133 222H134V221H133ZM2 223H3V222H2ZM39 223H41V222H39ZM43 223H45V222H43ZM51 223H54V221L51 222ZM85 223H87V221H86ZM102 223H105V222H102ZM107 223H108V222H107ZM152 223H153V221H152ZM205 223H206V222H205ZM60 224H61V221H60ZM71 224H72V227H73V223H71ZM96 224H97V223H95V225H96ZM98 224H100V222H99ZM98 224H97V225H98ZM111 224H112V223H111ZM123 224H124V223H123ZM123 224H119V225H123ZM129 224H130V223H129ZM129 224H124V225H127V226H128ZM136 224H137V222H136ZM138 224H139V223H138ZM192 224H193V223H192ZM10 225H11V224H10ZM12 225H13V224H12ZM37 225L39 226V224H37ZM37 225H36V226H37ZM55 225H56V224H55ZM55 225H54V227H55ZM61 225H62V224H61ZM64 225H66V224H64ZM67 225H68V224H67ZM67 225H66V226H67ZM79 225H80V224H79ZM85 225H86V224H85ZM97 225H96V226H97ZM107 225H108V224H107ZM187 225H188V224H187ZM0 226H1V225H0ZM14 226L16 227V224H15ZM28 226H29V225H28ZM46 226H47V225H46ZM52 226H53V224H52ZM66 226H65V227H66ZM77 226H78V225H77ZM82 226H83V225H82ZM103 226H105V225H103ZM111 226H112V225H111ZM135 226H137V225H135ZM6 227H7V226H6ZM47 227H48V226H47ZM54 227H53V228H54ZM69 227L71 228L70 225H69ZM78 227H79V226H78ZM94 227H95V226H94ZM106 227H107V226H106ZM116 227H117V226H116ZM132 227H133V226H132ZM147 227L149 228V225H148ZM147 227H146V228H147ZM8 228H9V227H8ZM49 228H50V227H49ZM55 228L57 229L58 227H55ZM61 228H62V227H61ZM66 228H68V227H66ZM75 228H76V227H75ZM98 228H100V226H99ZM127 228H128V227H127ZM129 228H130V227H129ZM140 228H141V227H140ZM143 228H144V227H143ZM157 228H158V227H157ZM188 228H189V227H188ZM192 228H193V227H192ZM16 229H17V228H16ZM29 229H30V228H29ZM29 229H28V230H29ZM68 229H69V228H68ZM73 229H74V228H73ZM78 229H79V231H78ZM83 229H84V228H83ZM95 229H96V227H95ZM100 229H102V228H100ZM100 229H99V231H100ZM104 229H105V227H104ZM118 229H120V228L118 227ZM152 229L155 230L154 228H152ZM158 229H159V228H158ZM194 229H195V228H194ZM6 230H7V229H6ZM9 230H10V229H9ZM54 230H55V229H54ZM57 230H58V229H57ZM59 230H60V229H59ZM75 230H77L78 233H79V232H82V230H81L80 228H76ZM97 230H98V229H97ZM123 230H124V229H123ZM147 230H148V229H147ZM147 230H146V232H147ZM150 230H151V229H150ZM24 231H26V230H24ZM60 231H61V230H60ZM70 231H72V229H71ZM99 231H97V232H99ZM101 231H102V230H101ZM101 231H100V232H101ZM104 231H105V230H103V232H101V233H103V235L106 233V231H105V232H104ZM107 231H108V230H107ZM139 231H140V233H141L142 230L140 229ZM160 231H161V230H160ZM160 231H158V232H160ZM185 231H186V230H185ZM194 231H195V230H194ZM194 231L192 230V232H194ZM2 232H4V231H2ZM8 232H9V231H8ZM21 232H22V231H21ZM21 232H17V233H18V234H19V233L21 234ZM29 232H31V231L29 230ZM41 232H42V231H41ZM57 232H58L57 234H60V233L63 234V232L65 233L64 230H63V232H59V231H57ZM74 232H75V231H74ZM84 232H85V231H84ZM95 232H96V231H94V233H95ZM100 232L97 233V236H98V234H100ZM109 232H111V231L109 230ZM113 232H116V231L114 230ZM127 232H128V230H127ZM134 232H135V231H134ZM134 232H133V233H134ZM146 232H145V233H146ZM154 232H155V231H154ZM158 232H156V233L158 234ZM162 232H163V231H162ZM162 232H161V234H162ZM172 232L174 233V230H173ZM190 232H191V231H189V233H190ZM262 232H263V231H262ZM6 233H7V231H6ZM6 233H5L4 235H6ZM32 233H33V232H32ZM66 233H67V232H66ZM69 233H70V232H69ZM120 233H121V232H120ZM125 233H126V232H125ZM131 233H132V232H131ZM133 233L130 234V232H129V234H130L131 236L133 235ZM147 233H148V232H147ZM182 233H183V232H182ZM184 233H185V232H184ZM9 234H10V232H9ZM18 234L16 235V233H15V235H16L17 237H18ZM22 234H24V232H22ZM29 234H30V233H29ZM29 234H27V236H28ZM48 234H49V233H48ZM62 234H60L61 236L58 235L59 237H61V240H62ZM82 234H83V232H82ZM116 234H117V233H116ZM116 234H115V235H116ZM122 234H123V233H122ZM122 234L119 235L120 238L122 237ZM129 234H128V235H129ZM136 234H138V233H136ZM142 234H143V231H142ZM161 234H159V235L161 236ZM165 234H166V233H165ZM169 234H170V233H169ZM186 234H188V233H186ZM232 234H234V233L232 232ZM2 235H3V234H2ZM7 235H8V234H7ZM13 235H14V233L12 234V236H7V238H8L7 241L4 240V239H3V240L6 241V242H8V240H9L11 237L13 238ZM34 235H35V234H34ZM38 235H39V234H38ZM55 235H56V234H55ZM67 235H68V234H67ZM79 235H81V234L79 233L78 236H79ZM101 235H102V234H101ZM101 235H99V237H100ZM103 235H102L101 238H103V237L106 238L107 236H108L107 238H109V237H114V236H111V234H110V235H107V234H106V235H104V236H103ZM176 235H177V233H175V236H176ZM230 235H231V234H230ZM230 235H228V237H229ZM69 236H70V235H69ZM69 236H68L67 238H69ZM71 236H72V235H71ZM78 236H75V234H74V236H72V237H76V238H77ZM116 236H117V235H116ZM133 236H134V235H133ZM144 236H147V234L144 235ZM152 236L155 237L156 235L154 236V235L152 234ZM152 236H151V237H152ZM162 236H163V235H162ZM166 236H167V234H166ZM184 236H185V234H184ZM189 236H191V235H189ZM231 236H232V235H231ZM2 237H3V236H2ZM4 237H6V236H4ZM9 237H10V238H9ZM17 237H16V238H17ZM21 237L23 238V236H20V238H21ZM72 237H71V238H72ZM79 237H81V236H79ZM94 237H95V236H94ZM126 237H129V238H130V236H127V234H126ZM147 237H148V236H147ZM167 237H168V236H167ZM173 237H174V234H173ZM186 237H188V236L186 235L184 239H186ZM22 238H21V239H22ZM27 238H28V237H27ZM39 238H40V237H39ZM42 238H43V237H42ZM42 238H40V239H42ZM101 238H100V239H101ZM104 238H103V239H104ZM155 238H156V237H155ZM165 238H166V237H165ZM180 238H181V237H180ZM191 238H192V237H191ZM40 239H38V240H40ZM49 239H50V237H49ZM65 239H66V238H65ZM95 239H96V238H95ZM95 239H94V240H95ZM103 239H102V240H103ZM126 239H127V238H126ZM131 239H132V237H131ZM133 239H134V238H133ZM135 239H136V238H135ZM135 239H134V240H135ZM159 239H160V237L158 238V240H159ZM161 239H162V238H161ZM161 239H160V240H161ZM163 239H164V237H163ZM170 239L172 240V238H170ZM230 239H231V238H230ZM1 240H2V239H1ZM1 240H0V241H1ZM11 240H12V239H11ZM14 240H16L15 237H14L13 241H14ZM22 240H24V238H23ZM72 240H73V239H72ZM102 240H101V241H102ZM104 240H105V239H104ZM107 240H108V239H107ZM114 240H115V239H114ZM118 240H120V239L118 238L116 241H118ZM128 240H130V239H128ZM155 240H156V239H155ZM178 240H179V239H178ZM186 240H187V239H186ZM13 241H12V244L15 245L16 243H13ZM17 241H18V240H17ZM28 241H29V240H28ZM35 241H36V240H35ZM41 241H42V240H41ZM59 241H60V239H59ZM62 241H63V240H62ZM62 241H61V242H62ZM69 241H70V238H69ZM74 241H75V239H74ZM74 241H73V242H74ZM109 241H110V240H109ZM116 241H115V243H114L113 241H111L110 244H111V243L116 244ZM125 241H127V240H125ZM125 241H123L124 244H125ZM136 241H137V240H136ZM136 241H135V242H136ZM140 241H141V240H140ZM156 241H157V240H156ZM164 241H165V239H164ZM168 241H169V240H168ZM181 241H182V240H181ZM232 241H235V240H232ZM1 242H2V243H1L2 246H1V245H0V246H1V247L4 246V249L7 248V246L5 245L6 243L3 242V241H1ZM15 242H16V241H15ZM20 242H23V241H20ZM25 242H26V241H25ZM65 242H66V241H65ZM77 242H79V240H78ZM103 242H104V241H103ZM103 242H102V243H103ZM107 242H108V241H107ZM123 242H122L120 245H122ZM141 242H142V241H141ZM172 242H173V241H172ZM174 242H175V241H174ZM182 242H184V241H182ZM225 242H227V241H225ZM3 243H5V244L3 245ZM26 243H27V242H26ZM34 243H35V242H34ZM34 243H33V244H34ZM37 243H38V242H37ZM41 243H43V242H41ZM47 243H50V242H48V240H47ZM66 243H67V242H66ZM69 243H70V242H69ZM81 243H82V242H81ZM104 243H106V241H105ZM127 243H128V242H127ZM131 243H132V241H131ZM138 243H139V241H138ZM142 243H143V242H142ZM142 243H141V246L143 245ZM159 243H160V242H159ZM161 243H162V241H161ZM164 243H165V242H164ZM175 243H176V242H175ZM175 243H173V244H175ZM231 243H232V242H231ZM10 244H11V243H10ZM10 244H8V245H10ZM12 244H11V245H12ZM22 244H25V243H22ZM33 244H32V245H33ZM64 244H65V243H64ZM64 244H63L64 247H62V248H65V245H64ZM71 244H73V243H71ZM100 244H101V242H100ZM113 244H112V245H113ZM132 244H134V243H132ZM136 244H137V242H136ZM165 244H166V243H165ZM165 244H163V245H165ZM189 244H191V243H189ZM189 244H187V245H189ZM226 244H227V243H226ZM14 245H12V246L16 249V247H18V246H14ZM18 245L21 247L20 243H19ZM39 245H40V241H39ZM41 245H42V244H41ZM46 245H48V244H45V246H46ZM49 245H50V244H49ZM56 245H57V244H56ZM79 245H80V244H79ZM82 245H83V243H82ZM112 245H111L109 248H111ZM117 245H118V243L116 244V246H117ZM128 245H130V244L128 243ZM134 245H135V244H134ZM137 245H138V244H137ZM144 245H145V244H144ZM163 245H162V246H163ZM167 245H168V243H167ZM181 245H182V244H181ZM187 245H186V246H187ZM191 245H192V244H191ZM261 245H262V244H261ZM5 246H6V247H5ZM22 246H23V245H22ZM37 246H38V245H37ZM50 246H51V245H50ZM68 246H69V245H68ZM71 246H72V245H71ZM71 246H69V247L71 248ZM125 246H126V247H124V246L122 245V247H124V250L126 251L125 248H127V245H125ZM138 246H139V245H138ZM149 246H150V245H149ZM177 246H178V245H177ZM179 246H180V245H179ZM179 246H178V248H179ZM184 246H185V245L180 246V247H184ZM230 246H231V245H230ZM259 246H260V244H259ZM263 246H264V245H263ZM34 247H35V245H34ZM38 247H39V246H38ZM47 247H48V248H47ZM57 247H58V246H57ZM57 247H56V248H57ZM82 247H83V246H81V247H78V246L76 247V246H74L75 249L82 248ZM113 247H114V245H113ZM122 247H121V248H122ZM131 247H133V246H131ZM131 247H130V248H131ZM135 247H136V246H135ZM135 247H134V248H135ZM143 247H144V246H143ZM146 247H147V246H146ZM153 247H154V246H153ZM157 247H159V246H157ZM167 247H168V246H167ZM171 247H172V246H171ZM260 247H261V246H260ZM10 248H11V246H10ZM22 248H23V247H21V249H22ZM24 248H25V247H24ZM35 248H36V247H35ZM35 248H34V249H35ZM39 248H43V249H45L44 246H43V247H39ZM46 248L48 249V252H49V250L52 251V250H51L52 248L50 249L49 246H46ZM72 248H73V247H72ZM74 248H73V250H74ZM106 248H108V246H107ZM119 248H120V247H119ZM128 248H129V247H128ZM134 248H131V249L134 250ZM136 248H138V247H136ZM140 248H141V247H140ZM148 248H149V247H148ZM160 248H162V247H159V249H160ZM185 248H187V247H185ZM257 248H258V247H257ZM7 249H8V248H7ZM12 249H13V248L10 249L11 252H12ZM15 249H14V250H15ZM21 249H20V250H21ZM43 249H42V252H43ZM57 249H58V248H57ZM113 249H114V248H113ZM131 249H129V250H131ZM159 249H158V250H159ZM163 249L166 250V247L164 248V246H163ZM173 249H174V246H173ZM175 249H177V248H175ZM262 249H263V248H262ZM17 250H18V249H17ZM20 250H19V251H20ZM27 250H28V249H27ZM32 250H33V249H32ZM40 250H41V249H40ZM59 250L64 251L65 249H61V248L59 247ZM79 250H80V252L82 251L81 249H79ZM115 250H116V249H115ZM120 250L123 251V249H120ZM120 250H118V251L121 252ZM127 250H128V249H127ZM133 250H132V251H133ZM139 250H140V249H139ZM158 250H155V251H158ZM161 250H162V249H161ZM254 250H255V249H254ZM254 250H253V251H254ZM21 251H22V250H21ZM21 251H20V252H21ZM30 251H31V250H30ZM44 251H45V250H44ZM53 251H54V250H53ZM53 251H52V252H53ZM76 251H77V250H76ZM76 251H75V252H76ZM132 251H130V253H132ZM136 251H137V250H136ZM159 251H160V250H159ZM163 251H164V250H163ZM167 251H168V249H167ZM169 251H170V250H169ZM9 252H10V251H9ZM32 252L35 253V250H34V251H31V253H32ZM45 252H46V251H45ZM48 252H47V253H48ZM52 252H51V253H52ZM55 252H56V251H55ZM64 252H65V251H64ZM64 252H63V253H64ZM75 252H74V253H75ZM78 252H79V251H78ZM80 252H79V253H80ZM107 252H108V251H107ZM111 252H112V251H111ZM114 252H115L116 255L118 254V257L120 256V258H122V256H123L122 253H121V255H122V256H121V255L119 254V252L117 253V250L114 251ZM114 252H112V253L114 254ZM133 252H134V251H133ZM149 252H152V251H149ZM161 252H162V251H160V253H161ZM257 252L259 253V251H257ZM12 253H13V252H12ZM15 253L18 254L16 251H15ZM25 253L27 254V252H24V254H25ZM38 253H39V252H38ZM123 253H124V252H123ZM127 253H128V252H127ZM140 253H143V251H142V252L140 251ZM145 253H147V252H145ZM158 253H159V252H158ZM173 253H174V252H173ZM2 254H4V253H2ZM40 254H41V253H40ZM40 254H39V256H40ZM55 254H56V253H55ZM59 254H61L62 256H63V255H64V256L66 255L65 253L62 254V252L59 253ZM132 254H133V253H132ZM136 254H137V253H136ZM162 254H163V253H162ZM255 254H256V253H254V255H255ZM259 254H261V253H259ZM10 255H11V254H10ZM19 255H20V254H19ZM19 255H18V256H19ZM27 255H28V257L30 258L31 254L29 255V253H28ZM37 255H38V254H37ZM41 255H42V254H41ZM53 255H54V252H53L52 256H53ZM56 255H58V254H56ZM77 255H78V254H77ZM116 255H114V257H115ZM124 255L128 257V258H127V259H128L127 262H129V258H130V259H133V258L130 257V254H129V256H128L127 254L124 253ZM134 255H135V254H134ZM134 255H133V256H134ZM152 255H154V254H152ZM163 255H164V254H163ZM174 255H176V253H175ZM256 255H257V254H256ZM256 255H255V256H256ZM261 255L263 256V254H261ZM261 255H260V257H262ZM0 256H1V255H0ZM2 256H3V255H2ZM14 256H16V255H14V253H13V258H12V259H15ZM20 256H21V255H20ZM24 256H25V255H24ZM44 256H45V255H44ZM58 256H60V255H58ZM80 256H81V255H80ZM125 256H124V257H125ZM136 256H137V255H136ZM138 256H140V254H139ZM144 256H145V255H144ZM149 256H150V255H148V257H149ZM156 256H157V255H156ZM161 256H162V255H161ZM3 257H4V256H3ZM7 257H9V256L7 255ZM21 257H23V255H22ZM21 257H20V258H21ZM28 257L25 258V259H27V260L29 261ZM46 257H47V255H46ZM46 257H45V258H46ZM60 257H61V256H60ZM65 257H66V256H65ZM81 257H83V256H81ZM81 257H78V258H81ZM124 257H123V258H124ZM162 257L165 258V256H162ZM0 258H1V257H0ZM4 258H6V256H5ZM10 258H11V256H10ZM16 258H17V259H15L14 261H17V260H18V257H16ZM34 258L36 259V257H34ZM34 258H31V259L34 260ZM53 258H54V256H53ZM57 258H58V257H57ZM62 258H63V257H62ZM78 258H77V259H78ZM125 258H126V257H125ZM135 258H136V257H134V259H135ZM141 258H142V257H141ZM141 258H140V259H141ZM158 258H159V257H157V259H158ZM187 258L189 259V257H187ZM1 259H2V258H1ZM1 259H0V261H1ZM23 259H24V258H22L21 260H23ZM25 259H24V260H25ZM31 259H30V260H31ZM48 259H49V256H48ZM63 259H64V258H63ZM74 259H75V260H74ZM114 259L116 260L115 262H117L118 258H117V259L114 258ZM150 259H151V258H150ZM155 259H156V258H155ZM162 259H163V258H162ZM193 259H194V258H193ZM19 260H20V259H19ZM21 260H20V261H21ZM54 260H55V259H54ZM64 260H67V259H64ZM70 260L72 261V259H70ZM73 260L76 262V257L74 258V256H73ZM103 260H105V259H103ZM119 260H120V259H119ZM119 260H118V261H119ZM142 260H143V258H142ZM165 260L168 261L167 259H165ZM185 260H186V258H185ZM259 260H260V259H259ZM263 260H264V258H263ZM2 261H3V262H2L1 264H3V263H5V264H9V263L11 262V261H10V262H7V263H6V261H4V259H3ZM8 261H9V260H8ZM37 261H38V259H37ZM71 261H70V263H71ZM77 261H79V259H78ZM105 261H106V260H105ZM131 261H132V260H131ZM145 261H147V260H145ZM155 261H156V260H155ZM157 261H158V260H157ZM162 261H163V260H162ZM162 261H161V263H163ZM228 261H230V260H228ZM228 261H227V262H228ZM233 261H234V259H233ZM261 261H262V260H260V263L263 264L264 261H263V262H261ZM12 262H13V261H12ZM21 262H22V261H21ZM29 262H30V264H31V261H29ZM32 262H33V261H32ZM34 262H36V261H34ZM39 262H41V260H39ZM65 262H69V260H68V261H65ZM75 262H74V263H75ZM100 262H101V261H100ZM127 262H125V263H127ZM134 262L137 263L138 260H137V261H134ZM151 262H154V261L151 260ZM182 262H183V261H182ZM188 262H189V261L187 260V263H188ZM234 262H235V261H234ZM36 263H37V262H36ZM36 263H35V264H36ZM44 263H45V262H44ZM50 263H51V262H50ZM58 263L60 264L59 261H58ZM98 263H99V261H98ZM102 263H103V262H101V264H102ZM122 263H123V261H122ZM122 263H121V264H122ZM131 263H132V262H131ZM142 263H144V262H142ZM148 263H150V261H149ZM158 263H160V262H158ZM166 263H167V262H166ZM187 263H186V264H187ZM230 263H231V262H230ZM260 263H259V264H260ZM14 264H15V263H14ZM22 264H23V262H22ZM27 264H29V263L27 262ZM40 264H41V263H40ZM45 264H46V263H45ZM52 264H53V263H52ZM55 264H56V263H55ZM65 264H68V263H65ZM78 264H79V263H78ZM82 264H83V263H82ZM99 264H100V263H99ZM104 264H105V263H104ZM107 264H109V263H107ZM111 264H112V263H111ZM116 264H117V263H116ZM128 264H130V263H128ZM139 264H140V262H139ZM150 264H151V263H150ZM153 264H154V263H153ZM183 264H185V263H183ZM189 264H192V263L190 262ZM234 264H235V263H234ZM257 264H258V263H257Z\"/></svg>",
	"mask_w": 264,
	"mask_h": 264
}]
</instances>
